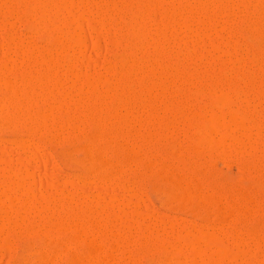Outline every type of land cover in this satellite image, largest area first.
I'll return each mask as SVG.
<instances>
[{
  "label": "rangeland",
  "instance_id": "374dc122",
  "mask_svg": "<svg viewBox=\"0 0 264 264\" xmlns=\"http://www.w3.org/2000/svg\"><path fill=\"white\" fill-rule=\"evenodd\" d=\"M1 1H2V3H1ZM4 1V2H3ZM10 1V2H9ZM13 1H17V0H0V3L3 5L5 2V5L6 6H4V8H1L0 9V14L3 12V14L5 13V11L6 12H8V13H6L4 16H1L0 15V19H2V21L0 20V61H1V63L4 65V63H5V61H7L6 63L8 64H6L5 63V65H7V68L9 67V68H11L10 67V64L11 65H13L14 66V64L17 62L18 64L16 65V72H15V70H13V68H11L12 69V73H17V75H20V76H22L23 78L25 77V74H28V73H23L22 71V69H25V68H27V70L29 69V66H28V64L30 65V70H28L29 71V74H28V76H30V74H31V70L33 69L32 67L33 66H35L34 67V69H33V71H32V78H31V76H30V81H32L33 79H36L37 78V75H39L38 73H39V71H40V66L42 67V65H43V63H44V66H43V68H42V71L44 72V70L45 71H49L48 69H50V67L53 65V64H55V67L54 66H52V70H51V72L52 71H54L53 69H55V71L57 70V67H58V71L60 72L59 73V75L58 74H56L57 76H55V77H58V76H60L61 77V75H62V77L59 79V77L58 78H55L54 77V80L55 81H57L56 83H55V81H51V80H49V84H46V85H48L49 86V88L47 87V88H44V89H40V88H38V92H39V90H41L40 92H42V90H44L48 95H49V97H48V99L47 98H45V96H42V94H40V96H38V93L37 92H33V94L32 95H35L34 93H37L36 95H37V99H39V100H36L35 99V96H33L34 97V100H33V98L31 99V98H29L28 96L26 97V98H29V100L27 101V105H29V107H31V105L33 106L32 108H30L31 109V111H30V114H29V112H27L26 110V112L25 111H23V109H27V105H25V107L26 108H23L22 106H20V103H22L21 101H22V99H21V97H20V99L18 100V99H16V101H15V103H14V100L13 101H9L8 102V109H4V112L5 111H8L9 113H11V112H13L14 110H17V109H20L21 110V112H19L18 111V113H19V115H22V114H24V112L27 114L26 116L25 115H22L24 118H22L21 119V117L18 115L17 116V111H14L13 113H15V115H13L14 117L15 116H17V117H20L18 120V123H17V120L15 121V125L13 126V125H1L0 124V166H2L1 165V163H2V161H4L5 162V160H6V163L8 162L9 164H10V168L12 169V171L11 170H9L10 168H8V171H10V173L11 172H13L14 170H13V168L16 170L17 168L19 169V170H21V169H23V170H25V168L26 169H28V167H29V169L28 170H25V173L23 174L24 175V178H25V180H26V182H27V184L28 185H30L31 186V184H32V186H31V188H33V190H34V192H36L37 191V193H36V195L38 194V193H40V192H43V193H45L44 195H50V196H52V197H57V195L60 197V196H62V197H65V196H67L68 194H72L73 193V195L77 198V195H78V197H79V195H80V197L79 198H75L76 199V201L74 202H69V205L70 206H73L72 207V209H70L71 207L68 205V202H66V201H62L63 203L65 202L66 204H63V205H61L60 204V201H58L56 204H58V207L57 208H55V206H56V204H54L53 206H54V208H55V210H54V208H52V206L50 205L49 207H51L50 208V211H48V209H49V207L46 205L47 203H43V204H45L44 206L45 207H47V208H45L44 206H42V208H40L42 211H40L39 210V214L38 213H36L38 210H37V205H35L36 206V209H34V207H32V209H30L29 207L28 208H25L24 207V209H23V211H24V213L22 212H20L19 214H21L20 216L19 215H17L16 213H12L11 212V214H9L10 215V218H11V215H12V217H13V215H14V217L17 215V216H19V217H16V218H19L20 219V217L22 216V214H24L22 217L24 218L25 217V215L27 214V218L25 217V221H24V219H20L22 222H21V227L18 225V223L20 222V220L19 219H17L18 221H16V222H18L17 223V225L18 226H14V223H15V220H14V217H13V220H11L10 218V220L9 221H11L10 223H13V225H12V227H11V224L10 225H8L7 224V222L6 221H4V220H8V219H3V221H4V223H2L3 221H2V219H0L1 220V223H2V226L3 225H5V226H8V227H6V228H3L4 230H3V233H1L0 232V237L2 238V235H3V237L5 236V234H6V236H7V234L8 233H6V232H8L9 231V235L7 236V238H9L8 239V244L5 246L4 245V247L5 248H3V249H6V250H0V264H15L16 263V261L18 260V259H20V258H22V257H27L29 260H27V264H37V262H39L38 260V256H39V258L40 257H43L44 255H46V254H43L42 256H41V253H38V251H39V249L40 250H42V252L44 251V250H48V251H50V253H51V251H53L54 250V253L53 254H55V259L53 260V263L52 262H50L51 261V259H49L48 260V258H50V257H47V258H45L46 260L44 261V257H43V259L42 258H40V260H42V261H40L39 262V264H68V258H67V248H68V246H69V242L70 241H72V239H73V236H72V234L73 233H71V231H62L61 232V230L59 231H57L56 230V227L58 228V226H60V223H61V221L59 222V220H60V218H61V220H62V222H68V219H69V224H71V223H73V224H75L73 221L75 220V222H76V220H77V222L76 223H79L80 221L79 220H84L85 221V218H86V220L88 221L87 223H88V225H91L90 224V220L93 222V224L95 223V219L93 218L94 216H95V218H97L98 219V221H100V223H102L101 225L104 227L105 225H106V221H108L107 220V218L106 219H104L105 217H107V215L105 214L107 211H110V210H107V209H105L104 207V209L106 210V211H104V209H103V213H102V210H100V213H99V211H97V209L99 210L100 208V206L102 207L103 205H99V206H97L98 204H96V205H94V203H95V201H93V199H99V197L100 198H102V199H105L106 201H108V200H111L112 199V202L114 203V204H116L117 205V203L119 204L118 206L121 208V209H123L122 211H125L124 212V214L127 212V211H129V213H131L130 212V210L131 209H135L136 207V205H139L137 208H138V210H140V212L142 213L144 210V213H142L143 214V217H144V225H145V228H143L144 226L142 225L141 227H139V225H137L136 223H137V221L136 222H134V221H132V222H134L135 224H134V226H130V228H129V230L127 231L126 229V232H124L123 234H122V232H120L122 235H118L117 234V232H115L114 230H115V227H114V223L116 222V220L114 219V221H111V220H109L110 222H113V224H111V223H109V221L107 222V224L109 225H112L111 226V228H113L111 231H114V235H117V236H119V237H117V236H114L113 235V233L111 234L110 233V229H107L106 230V228H110V225L108 226V227H100L99 225H98V228L100 229H94L95 231H94V233H92V235L90 234L88 237L89 238H92V236H93V238H94V240L95 241H97L98 243H100V242H102V243H100V244H103L104 242V244L102 245L103 247H105L104 249H108V251L110 250V251H113L112 253L115 255L114 257V259L113 258H110V259H113L114 261H112L113 263H111V261H110V263L111 264H135V263H137V264H157V261H158V259H159V257H160V255H161V252L159 251L160 249L158 248V247H160L159 245H161L162 244V241H164V243H163V245H168L170 248H171V246H170V244H175V242L174 241H176L175 240V237L174 236H177V233H179V230L181 231L180 233H182V235H185V237H186V240H187V242L188 243H190L194 248H195V250L197 251V252H200L201 251V249H202V246H203V244H204V237H205V233L207 234V231L209 230V231H211L212 232V234H214L213 232H215V238H213V239H210V240H208V243H209V245L211 246V247H209V248H212V250H214V249H219V247L221 248V247H225L226 246V244L228 243V245H229V250H230V247H231V249L232 250H234V251H240L241 253H239V257L240 258H242V260H244V261H241L242 263H240V258L238 257L237 258V260H236V258H234V260L231 258V260L229 259L228 261H231V262H228L227 261V259L225 260L226 261V263H225V261L223 262L224 264H246L247 262H249V261H251V262H253L254 264H264V246L262 247V239H256V238H252L251 240H250V238H248L247 236H249V234H247L248 233V231L247 230H249V229H252V228H255V229H259V230H261V231H264V152L263 151H261V154H260V150L259 151H257V153H255L254 152V154H256L255 156H256V158H254L255 156H254V154H251V155H249L248 154V150L250 149V147L251 146H249V143H250V141H249V143L246 141V147L244 146V145H242V147H240V145H241V143H240V145H239V143L238 142H236V144H235V142H233V143H231L230 142V140H227L226 142H228V143H225V145L224 146H226V148L227 149H223V148H225L224 146H221V147H216L215 148V150L213 149L212 151H208L207 152V154L205 153L204 155H203V157H202V155L200 156V157H189L187 154V152H188V149L187 148H189V147H187V146H189L188 144H190V142L192 141V140H189V139H191L192 137H194L195 135H198V133L197 134H195V131H194V129L192 128V127H190L191 125H189V123L190 122H188L187 121V119H186V114H183L184 116V118L183 119H181V117H182V115L180 116L179 114H181V111L184 113H186V109L188 110V109H192L191 111H193V112H201V110L202 111H207V109L209 108V106H210V104H209V101L211 100V102H213V99L211 98V97H209L208 96V94H210L211 92H209V90H211L210 88H212L213 86H215L214 84H216V82L217 81H215L217 78H218V75H219V73H222V72H226V69L224 70V71H222V70H220V67L222 66V69H223V67L224 68H230V67H237L238 68V64H239V66H244L243 65V62H244V64H245V61L247 60V64H245V68L247 67V69L248 70H250V71H246V69L245 68H243V70H240V68L242 69V66L239 68V70H240V72H239V70H235V68H233L234 70H232V68L230 69V72L232 73L231 75H236L235 77L234 76H232L231 77V79H234L233 80V82L236 84L237 83V85H238V83H239V85L238 86H235V84L232 82V84L231 85H233L234 84V86H232V88L234 87V89H235V87L237 88H239V86H240V83L242 84L244 81L243 80H245V78H246V80L245 81H248V79L250 78V77H252V76H254L253 74H255L259 79L263 76V74H264V72H262V71H264V60H262V59H264V57H263V55H264V48H262V49H260V51H259V47L258 48H256L257 47V45H255V43L254 44H252V43H249V45L250 46H248V43H246V41H248L247 40V38H245L246 37V35H247V32L244 30L245 29V27L247 28L248 27V24H251L252 23V19H254L255 18V20H257V18L259 19V20H257V21H259V23H260V25H261V27L264 25V12H262L263 14H261V12L260 11H258V13L259 14H261V15H258V13L256 12V10L252 7V9H254V10H252L251 8H248L247 6H245V7H242V6H244V5H240V8H236V7H234V8H236V9H233V10H231V12H234V11H236L237 13H238V15L240 16H236V14H234L233 13V15H235L236 16V18H234L233 17V15H232V17H233V19H231V14L232 13H230V15H229V13H228V18L226 17V19H225V17L223 16V15H221V11L219 10V8H222V7H220L221 5H219V3L217 4V2H215L214 4L215 5H213V4H211V5H209L210 7L208 8H206L205 9V11H204V9L202 8V9H200V10H202L203 12H201V13H197L198 14V16H200V18H203L204 20H205V22H206V24H204V27L202 26V23L204 22V20L202 19V21L203 22H201V19H199V21L201 22V26L199 25H196V24H199L200 22H198V23H196L198 20H197V18H199L196 14V16H194V18H195V20H197V21H195V22H192L193 21V19H191L190 21H189V19L187 20V21H189L190 23H188L187 21H186V25H188V27H187V29H186V27H183V26H186L185 24L184 25H182V24H180V23H182L183 22V20H182V22H180L179 23V16L177 15V17L175 16V19L178 21V25H177V29H178V31L179 32H181V33H177L178 34V37H176L175 36V32H174V29H172L171 30V28L169 29V25H171L170 24V21H175V19L174 20H172V18H171V20L170 21H168L169 22V25H168V23H167V25H163L162 24V22H161V20H159L161 17H162V15H163V8L165 7V5H166V3H163V2H165V1H157V0H145V1H148L147 3H148V5H146V4H144V2H143V4L141 3V2H138V4H142L143 6L142 7H140V5H139V7L137 6L138 4H136V2L134 1V0H126V1H122V0H120V2L122 1V4L125 2H128V7L127 6H125L124 4V6H125V8H123L124 6L121 4V6H123L122 7V10L123 11H121V10H119L118 9V7L119 8H121L120 7V2L118 3L116 0H113V1H111V2H109L108 0H96V2L99 4L101 1H102V4L100 3V5L98 6V4H93V3H91V1L92 0H75V1H77V2H75V3H73L75 6H73V8H75L76 9V6H77V4H78V7H77V10H75V9H73L74 11H77V12H79V9H80V11H81V9H82V11H81V14L83 13L84 14V18H86L84 21V23L82 24V25H80L81 23H82V21L79 23V22H77L78 20H76V21H74V22H72L74 19H72V21H71V23H70V25L68 24V22H70V21H68L67 23H65L64 22V18H65V16L67 17V14H64L63 15V13H60L59 15H55V17H53L52 19H50L48 22H45V24H44V26H43V24H40L39 26H38V24L40 23H38V22H36L35 24H31L30 23V25L26 22V19L25 18H22V17H27V19H28V17H30L29 15H32V14H34L33 13V7L32 8H29V6L28 5H26L25 6V8L23 7V6H21L20 4H16L15 2H13ZM19 2H20V0H18ZM17 1V3H19ZM95 1V0H94ZM100 1V2H99ZM109 2V5H108V2ZM116 1V2H115ZM129 1H131V3L132 2H135L134 4L132 3V5H131V3H130V5L131 6H129ZM140 1V0H139ZM149 1H151V2H149ZM157 1V2H156ZM166 1H168V0H166ZM175 1V3H176V5H180V4H178L177 2H176V0H174ZM184 1V2H183ZM186 1V2H185ZM188 1H193V0H182L181 1V3H182V6H183V4L184 3H190V2H188ZM12 2V3H11ZM93 2V1H92ZM105 2V3H104ZM117 3V5H118V7H117V9H118V11H116V12H118V14L115 12L114 14H112L113 12H114V10H111V9H109L108 8V10H106V8L107 7H110L111 6V8H112V6H113V4L114 3ZM153 2L155 3H157L159 6H156L155 5V7H154V5H153ZM173 2V1H172ZM77 3V4H76ZM81 3H82V5L84 6V5H88V3H90L88 6H90V10H92V11H94V10H96V12L94 11L93 13H94V15L90 12V10L88 9V8H86V7H88V6H84L85 8H83L82 7V5H81ZM107 3V7L105 6V4ZM162 5V4H165L164 5V7L163 8H158V7H160V4ZM169 3H171V0H169V2L167 3V5H169ZM192 3H194V1L192 2ZM7 4L8 5H10V4H12L11 5V7H13V10L11 9V8H8L7 9ZM72 4V5H73ZM93 4V5H92ZM127 4V3H126ZM216 4H217V6H216ZM262 4H263V7H264V0H262ZM14 5V6H13ZM17 5H20V6H17ZM81 5V6H80ZM92 5V6H91ZM94 5H95V7H94ZM103 5L106 7V8H104L103 7ZM147 6V8L146 7H144V6ZM150 5H152L151 7L154 9V11L155 12H159V13H161V15L160 14H158V12L157 13H155L154 14V12H152L153 10H152V8H150ZM186 5V4H185ZM3 6H0V7H3ZM79 6L81 7V8H79ZM115 6V5H114ZM214 6H216V7H214ZM19 7H21V8H19ZM27 7V8H26ZM31 7V6H30ZM92 7L94 8V9H92ZM116 7V6H115ZM136 7V8H135ZM179 7V6H178ZM237 7H239V6H237ZM247 7V8H246ZM15 8V9H14ZM19 8V9H18ZM79 8V9H78ZM102 8H104L105 10V12L102 10ZM127 8V10H125ZM131 8V9H130ZM140 9L142 12H143V10H144V12L143 13H147V9H148V15L145 13V17H147L148 16V18L146 19V18H144V20H145V23L144 22H142V21H144V20H142L141 21V24H142V29L145 31V34H144V32H142L144 35H146V34H149L148 36L151 38V37H153L154 39L156 38L157 40L160 38L158 35H160V33L161 32H163V30H166V32L167 33H169L170 34V32L169 31H172L173 33H171L172 35H169V37H167V39H165V37H162V39H161V44H159L157 47L155 46V45H153L154 47L152 48V43L155 41L154 39H152V40H154V41H152V43L150 42L149 44H150V48L148 47V49H150V51L149 52H146V54L147 55H144V56H147L146 58H147V60L144 58V60H142V62L140 61V63H139V70H141V71H139L141 74H142V72L143 71H145V72H143L144 74H145V76L146 75H148V76H144V75H142L143 77H145L144 79L143 78H141L142 76H141V74L139 73V72H136V70L138 69L137 67L136 68H134V69H136L134 72H133V70L132 71H130L131 69H127V70H129V71H125L126 72V74H125V72L122 70V69H124L125 67H123V64H122V62H121V64H120V59H119V57H120V55L119 54H121L122 55V53H126L127 51H128V53H129V51H131L132 50V48H134V50L132 51V52H134V51H137L140 47H137L136 46V50H135V46H134V44H135V40L134 39H136V44H137V41H138V46H140V43H139V40L140 39H137V38H140V37H138V36H141L142 35V33L140 32V31H142V30H140L138 33L140 34L141 33V35H139L138 33H137V35H134V32H135V34H136V31H138L137 29H135L136 27H134V29L135 30H133L134 32H131V31H129V30H127L126 28L128 27V29H133V26L132 27H130L129 28V26H130V23L128 24V22H129V18H130V15H131V10L133 11H138V9ZM141 8H143V10L141 9ZM158 8V9H157ZM180 8H181V6H180ZM30 9H31V11H30ZM87 9L89 10V13H88V15L90 14V21H87V17H85V16H87L86 15V13L85 12H88L87 11ZM97 9H99L98 11H97ZM115 9V8H114ZM116 9V10H117ZM136 9V10H135ZM150 9V10H149ZM156 9H157V11H156ZM210 11H209V10ZM219 11H218V10ZM239 9V10H238ZM242 9V10H241ZM264 9V8H263ZM10 10H12L11 12H10ZM17 10H19V11H17ZM24 10H27V12L26 11H24ZM72 10V11H73ZM86 10V11H85ZM102 10V11H101ZM130 10V11H129ZM152 10V11H151ZM160 10V11H159ZM162 10V11H161ZM251 10V12H249ZM17 11V12H16ZM21 11V12H20ZM25 13H24V12ZM73 11V12H74ZM111 11V12H110ZM125 11H127L128 13L126 14V12ZM212 11H216L215 13H213ZM248 11V12H247ZM253 11V12H252ZM14 12V13H13ZM28 12H29V14H28ZM30 12H32V13H30ZM72 12V13H73ZM77 12H74L75 14H77ZM100 12H104L105 13V16H104V13H101L100 14ZM110 14H109V13ZM124 12V13H123ZM141 12V13H142ZM149 12H151L150 14H149ZM207 12L209 13V15L207 14ZM217 12L219 13L220 12V15L219 16H221V17H219V16H217V17H219V18H221V21L224 19V20H227L228 22V24L227 25H225V24H223V23H225V22H223V23H221V21L220 22H216L215 24V28H218L217 29V31H216V29H214V31L213 30H211L210 29V27L212 26V28H214L213 27V25H209V24H212V21H210L209 22V19L211 18V20H213L212 19V15H213V17H216L215 16V14H217ZM256 12V13H255ZM9 13H11L10 15H9ZM73 13V14H74ZM211 13V14H210ZM213 13V14H212ZM222 13H224L223 11H222ZM226 13V12H225ZM252 13V14H251ZM254 13H255V15H254ZM2 14V15H3ZM62 14V15H61ZM78 14H80V13H78ZM80 14V15H81ZM93 16H92V15ZM122 15V17H121V15ZM126 14V15H125ZM156 14H157V16H156ZM206 14V15H205ZM14 15V16H13ZM21 15V16H20ZM28 15V16H27ZM80 15H78V16H80ZM99 15V16H98ZM108 15H110V16H108ZM115 16V19L113 18L114 16ZM123 15H125V20H123V18H124V16ZM160 15V16H159ZM218 15V14H217ZM253 16V18L251 17V16ZM256 15H257V17H256ZM19 16V17H18ZM62 16H64V17H62ZM76 17H77V15H75ZM75 16L74 15H72V17H67V19H69L70 18V20H71V18H75ZM128 16H129V18H128ZM225 16H226V14H225ZM18 17V18H17ZM32 17H34V16H31L30 18H32ZM82 18H83V16H81ZM93 17V18H92ZM102 17H104V18H102ZM173 17H174V15H173ZM197 17V18H196ZM224 17V18H223ZM29 18V19H30ZM80 17H78L77 19H79ZM81 18V19H82ZM126 18H128V19H126ZM150 18V19H149ZM158 18V19H157ZM163 18V17H162ZM23 19V20H22ZM81 19H79V21L81 20ZM92 19V20H91ZM99 19V20H98ZM120 19H122V20H120ZM207 19H208V22L209 23H207ZM230 19V20H229ZM244 19V20H243ZM248 19H251V22L250 21H248ZM262 19H263V22H262ZM13 20H15V21H13ZM115 20H117V23L115 22ZM120 20V24L121 25H119L118 23V21ZM127 20V22H125ZM233 20V21H232ZM243 20V21H242ZM255 20H254V22L253 23H255ZM261 20V21H260ZM23 21V22H22ZM61 21H62V23H61ZM87 21V22H86ZM177 21L175 22V23H177ZM9 22H11V23H9ZM24 22H26V23H24ZM76 22V24L74 25V23ZM152 22V23H151ZM155 22V23H154ZM165 21H163V23H164ZM172 22V23H173ZM185 22V21H184ZM191 22H192V24H191ZM250 22V23H249ZM5 23H6V25H5ZM12 23H13V25H12ZM16 23V24H15ZM38 23V24H37ZM72 23H73V25H72ZM80 25V27L82 26V28H80L79 27V25ZM87 25H86V24ZM90 23H92V24H90ZM122 23L123 24H125V25H122ZM166 23V22H165ZM173 24L172 25V27L173 28H175L174 26H176V24ZM193 23H196V24H193ZM252 23V24H253ZM259 23H258V25H259ZM263 23V24H262ZM19 24V25H18ZM57 24V25H56ZM118 24V26H124V27H122V29H120L119 27V29L120 30H118L117 29V26L115 27V25H117ZM126 24H128V25H126ZM179 24L180 25H182V27L180 26V29H182L183 31H181L180 29H179ZM213 24H214V22H213ZM217 24H221V25H223V28L224 29H221L222 28V26L220 27H216V26H218ZM232 25V26H230V25ZM251 24V25H252ZM257 24V22L254 24V25H256ZM42 25V26H41ZM54 25V26H53ZM72 25V26H71ZM90 25V26H89ZM161 25V26H160ZM191 25H193L192 26V30H190V31H193V29L195 28L196 29V27H197V31H199L200 30V32L199 33H197V34H194L192 37V39H190L191 38V36L189 35V33L190 34H192L191 32H188V34H187V32H186V34H184L183 35V33H185L184 31V28L186 29V31H188L190 28H191ZM205 25H208V26H210L209 27V31H206V30H208L207 28H208V26L207 27H205ZM226 27H225V26ZM259 25V26H260ZM13 26V27H12ZM40 26H41V28H40ZM46 26V31H45V29H43V27H45ZM47 26L48 27H50V28H47ZM51 26H53V30H54V27L55 26H57V28L55 27V31L53 32V30H51L52 28H51ZM61 26H63L62 27V29H61ZM125 26H127L126 28H125ZM140 26V25H139ZM143 26H145L144 28H143ZM167 26V27H166ZM228 26H230V29H233V30H231L232 32H230V29H229V27ZM236 26L239 28V29H241V28H243V29H241V30H238V29H234V28H236ZM242 26V27H241ZM245 26V27H244ZM250 26V25H249ZM36 27V28H35ZM65 27H67V29L65 28ZM74 27H77V28H74ZM79 27V28H78ZM109 27V28H108ZM162 27V28H161ZM167 29H166V28ZM201 27V28H200ZM232 27V28H231ZM260 27V28H261ZM63 28H65L64 30H63ZM68 28H69V30H71L70 32L71 33H74V32H72V31H76L77 33H79V30L80 29H82V31H84V32H82V31H80V33L79 34H86L87 33V36L85 35V38L87 37L88 38V40H87V38L85 39V42H86V44H84V45H87V46H82L83 48H81V49H83V51L85 52V54L83 53L82 55H80L81 53H80V49L79 50H77V48L78 47H76V49L73 47L72 48V45H70V46H67L66 44H73V43H71V41H68V37H67V39H65L66 37H65V34H67L66 32H68L69 30H68ZM71 28V29H70ZM84 28V29H83ZM115 29V31H113L114 29ZM189 28V29H188ZM200 28V29H199ZM206 30H205V29ZM250 28V27H249ZM248 28V29H249ZM263 28H264V26H263ZM14 29V30H13ZM48 29H49V31H51L52 33H53V37H54V39H55V37H58L57 35H59V37L61 38V40L60 39H58V38H56L55 40H54V42L52 41V43H50L51 41L50 40H53V37H50V38H52V39H50L49 38V36H50V34H49V36L47 35V32L48 33H51V32H49L48 31ZM60 29V31H58V32H56L57 30H59ZM74 29V30H73ZM76 29V30H75ZM102 29V30H101ZM110 29V30H109ZM123 29H124V32H126V33H124L123 32ZM160 29H162V30H160ZM194 29V30H195ZM227 29H229V30H227ZM248 29H246V30H248ZM9 30V31H8ZM11 30H12V32H11ZM67 30V31H66ZM95 30V31H94ZM101 30V31H100ZM105 30V31H104ZM112 30V32L114 33V34H112V32H111V34L109 33L110 31ZM128 32H127V31ZM158 30V31H157ZM176 30V29H175ZM196 30H195V32H196ZM204 30V31H203ZM261 30H262V28H261ZM18 31V32H17ZM36 31H38V32H36ZM64 33V34H62V32ZM66 31V32H65ZM103 31V32H102ZM106 31H109L107 34H106ZM121 31V32H120ZM158 32V34H156L157 32ZM202 31V32H201ZM212 31H213V33H212ZM228 31V32H227ZM233 31L235 32V34H237V36L235 35V34H233L232 35V33H233ZM236 31H238V32H236ZM239 31L242 33H239ZM243 31H245V32H243ZM264 29L262 30V33L264 34ZM57 34H56V33ZM75 32V33H76ZM86 32V33H85ZM98 32V33H97ZM102 34H101V33ZM119 32V33H118ZM130 32H131V34L133 35H131L130 34ZM156 32V33H155ZM160 32V33H159ZM177 32V31H176ZM194 32V31H193ZM194 32V33H195ZM204 32H206V33H204ZM209 34H208V33ZM222 32V33H221ZM261 32V31H260ZM74 33V34H75ZM77 33H76V35H77ZM164 33V32H163ZM166 33V34H167ZM202 33H204V34H202ZM217 33H218V35H217ZM227 33V34H226ZM244 33H245V35H244ZM44 34V35H43ZM91 34H93V35H91ZM110 34V35H109ZM127 34V35H126ZM151 34L152 35H154V36H151ZM165 33L163 34V36H165L166 35ZM176 34V35H177ZM206 34H207V37H206ZM223 34H224V37H223ZM230 34V35H229ZM13 35V36H12ZM62 35H64V37L62 36ZM89 35V36H88ZM108 35V36H107ZM162 35V34H161ZM168 35H166V36H168ZM182 35V36H181ZM221 35V36H220ZM239 35V36H238ZM244 35V36H243ZM8 36H10V37H8ZM98 36H100V37H98ZM130 36H132V37H130ZM184 36H189L188 38L191 40H188V38H185ZM209 36L211 37V39H210V42L211 43H213L212 42V40L214 41H217V42H215V43H213L214 45L217 43H219V46H217V45H215L214 46V48H216V46H217V48L219 49V48H221V50L219 51V52H216L215 51V54L213 53V55H212V52L210 53V48L211 47H213V45H210V42H208L209 41ZM234 38V39H237V37H238V39H239V41L240 40H245V44H242V42H244V40L243 41H240V43H241V46L242 47H244V48H242V50H241V47L240 48H238V47H236V46H239L240 45V43L238 44V43H236L235 44V42L236 41H238V40H234L232 37ZM243 36V37H242ZM46 37H48V40L47 39H45ZM136 37V38H135ZM159 37V38H158ZM231 39H233L234 40V42H233V40H231ZM240 37V38H239ZM242 37V38H241ZM14 38V39H13ZM142 38H144L143 36H141V39ZM175 38V39H174ZM183 38H184V41H190L189 42V48H187V46L185 47V45L186 44H188V43H184V41H183ZM196 38V39H195ZM202 38V39H201ZM226 38V39H225ZM228 38V39H227ZM71 39V38H70ZM69 39V40H70ZM199 39V41H197ZM204 39H206V40H204ZM218 39V40H217ZM9 40H10V43H8L9 42ZM12 40L14 41V43L16 42V40H17V42L19 43L20 41L22 42V45L23 44H25L26 45V43L28 42L27 40H29L31 43H30V45L33 43L34 45L33 46H35V45H37V48H39L38 50H36L35 49V52L36 51H39V53L41 54V52L42 53H44L45 52V58L44 59H47L46 58V53L48 52V51H50V50H52V48L53 49H55V50H59L60 51V49H61V46L63 47V48H66V50L68 51V49L67 48H72V49H69L71 52H69V53H66L67 54V56H68V54H70V53H72V55H74L73 53H75L76 51H78V54L76 53L75 55H79V58H80V60L82 61V65H80V64H78V65H80V67L79 68H81L82 67V69L80 70V69H78V70H80V72L82 73V74H80L79 73V71H77L78 72V75L77 76H80V77H76V75L75 76H73V77H71L72 75H74V73H71V74H69L68 75V77H66L65 78V76L64 75H66L67 76V74H68V72L67 71H69V70H71V68L72 67H70L71 65L73 66V62L71 63V64H67V63H65V61H66V58H65V60H64V62H63V59H64V57H63V59L62 60H58L59 58H57V62L58 61H60V62H62V64L59 66L58 64H57V62L56 61H54L53 63H49L48 62V60L46 61V62H48L47 63V65H49V64H51V65H49V68H48V66H46V64H45V62H42V61H44V59L42 58V57H44V56H42L41 57V55H39V54H37L38 52H34L32 55H31V58L35 55L37 58H39V59H37V60H39L38 61V63L40 62V64H38L37 63V61H36V57L34 56L33 58H32V60L30 59V54H29V51H28V53H26V52H24L23 51V53H22V51H21V48H20V50H18L19 48L17 47V46H20L21 45V43H19V44H17V46L12 42ZM44 40V41H43ZM58 40H60V43L62 44H59V41ZM63 40V41H62ZM65 40H67V41H65ZM129 40V41H128ZM134 40V41H133ZM151 40V39H150ZM165 40H166V42H165ZM170 42H169V41ZM194 40V41H193ZM225 40H227V41H225ZM229 40H230V42L232 41V45L233 46H235L237 49V51L235 52V51H233L232 50V52H233V54H231V53H229V49H231V44H230V42H229ZM34 41V42H33ZM56 41H58V42H56ZM130 41H133V42H131V44H130ZM179 41V42H178ZM183 41V42H182ZM206 41V42H205ZM238 41V42H239ZM24 42V43H23ZM64 42V43H63ZM163 42H165L164 44H163ZM38 43V44H37ZM57 44V45H60V47H58V48H54L55 46L53 45V44ZM183 43H184V45H183ZM193 43V44H192ZM200 43V44H199ZM202 43V44H201ZM207 43H209V46H208V44ZM235 45H234V44ZM8 44V45H7ZM10 44V45H9ZM11 44L13 45H15L17 48L16 49H14V45L13 46H11ZM28 44H29V42H28ZM27 44V45H28ZM126 44V45H125ZM130 44V45H129ZM135 44V45H136ZM153 44H155V43H153ZM168 44V45H167ZM177 45V46H175V45ZM206 44H207V47H206ZM229 44V45H228ZM247 44V45H246ZM263 44H264V42H263ZM263 44H261L262 46H263ZM43 47H42V46ZM47 45V46H46ZM50 45V50L48 49V51L46 52V49L47 48H45V46L46 47H48ZM52 45V46H51ZM121 45V46H120ZM129 45V46H128ZM132 45L134 46V47H132ZM161 45V46H160ZM174 45V46H173ZM179 45L181 46L180 47V50L178 51V52H175L174 50H175V48H176V51L178 50V48L177 47H179ZM183 45V46H182ZM194 45V46H193ZM201 45V46H200ZM244 45V46H243ZM252 45V46H251ZM260 45V46H261ZM95 46V47H94ZM131 46V47H130ZM199 46V47H198ZM232 46V47H233ZM247 48H250L251 47V49L252 50H248L247 49V51H248V54L246 53L245 54V51H246V47ZM261 46V47H262ZM9 47V48H8ZM12 47V48H11ZM131 48V49H129V48ZM192 47H194V48H192ZM205 49V52H203V55L206 53V48H208V50L209 51H207L209 54H205L204 55V57H201V54H200V50H202L203 48ZM230 47V48H229ZM252 47H254V48H252ZM260 47V48H261ZM41 48H43V49H41ZM45 48V49H44ZM49 48V47H48ZM157 48V52L155 51V49ZM170 48V49H169ZM216 48V49H217ZM229 48V49H228ZM255 48L257 49L256 51H259V52H255ZM9 49H10V51H9ZM75 49V50H74ZM141 49H143L144 50V48H141ZM141 49H139V50H141ZM161 49V50H160ZM166 49V50H165ZM222 49L226 52V51H228V53L230 54H228L227 55V53L226 54H224L223 52H222ZM226 49H228V50H226ZM235 49V48H234ZM245 49V50H244ZM13 50V51H12ZM14 50H15V53H13L14 52ZM17 50H18V53H20L19 55H17L18 56V58H17V56H15V54H17ZM23 50V49H22ZM43 50V51H42ZM54 50V51H55ZM64 51V52H67V51ZM139 50H138V52H139ZM187 50L189 51L190 50V52L192 51V52H194L193 54H192V56L190 57V58H188V53L189 52H187ZM214 49L212 48V51H213ZM5 51V52H4ZM41 51V52H40ZM62 51V49H61V55H65V53ZM75 51V52H74ZM146 51H148V50H146ZM202 51H204V50H202ZM250 51H254V52H251L250 53V55H249V52ZM263 51V52H262ZM62 52L64 53V54H62ZM114 52V56L112 55V53ZM116 52H118L117 54H116ZM131 52V53H132ZM141 52H142V54H143V51H140L139 52V55H141L142 56V54H141ZM163 52V53H162ZM165 52H167V54H165ZM174 52V53H173ZM180 52V53H179ZM191 52V53H192ZM260 52H262V53H260ZM5 53H7V55L6 56H8V57H6L5 56ZM9 53V54H8ZM28 54L27 56L28 57H24V56H26V54ZM128 53H126V55H128ZM159 53H162V54H159ZM176 53H178L179 55H181V56H179L178 58H177V54ZM202 53V52H201ZM256 54V57H258L257 59L258 60H260L261 62H263L262 64H261V62L259 61H257V59H254V62H258V63H260V64H258L259 66L257 67L256 65H254V64H252V63H254V62H252V63H250V64H252L253 66H251L250 67V69H249V67H248V65L250 66V64L248 63L249 61L248 60H250V58H252L251 60L253 61V57H254V55ZM22 54V55H21ZM37 54V55H36ZM130 54V53H129ZM183 54H185L184 55V58H186L185 56L187 55V58L185 59V62L183 63V64H185V65H187V64H189V65H187L188 67H187V69L190 67V70L192 69V71H190L191 72V74L190 73H185V76H184V74H183V76H184V78H182V77H180V78H176L175 76H177V73L175 72L176 70L175 69H171V70H173V71H171V75H170V71L169 70H167V71H165V72H169V73H166V74H168L167 76H168V80L169 79H173V77H174V79L175 80H173L172 81V79L170 80V83L166 80V78H165V80H164V73L162 74V76H161V74L160 75H158L159 73H158V71L156 72V71H154V72H156L155 74H153V75H151V76H149L150 74H149V71H151L149 68H150V66H153V63L155 64V65H157L158 63H163V64H165L166 65V63L165 62H168V63H170V61L171 60H173V64L172 65H174V64H177V63H179V60L180 61H182V60H184V58H182V55ZM195 54V55H194ZM219 54V55H218ZM222 54H224V55H222ZM236 54H237V56H236ZM254 54V55H253ZM11 55V56H10ZM21 55V56H20ZM72 55H69V56H71L72 57ZM74 55V56H75ZM86 55V56H85ZM116 55H118L119 57H117V58H115V56ZM125 55V54H124ZM124 55H122V56H124ZM149 55H150V57H149ZM155 55H156V57H155ZM175 55V56H174ZM177 55V56H176ZM206 55H208L207 57H206ZM213 56V58H212V56ZM217 55H218V58H216L217 57ZM225 55H226V57H225ZM262 55V56H261ZM73 56V57H74ZM76 56V57H77ZM158 56H159V58H158ZM166 56V57H165ZM170 56H171V58H170ZM220 56H221V58H220ZM224 56V57H223ZM10 57V58H9ZM21 57V58H20ZM62 57V56H61ZM60 57V58H61ZM86 57V58H85ZM161 57H163V58H161ZM174 57V58H173ZM201 59H200V58ZM206 57V58H205ZM222 57H223V59H222ZM246 57H250V58H247L246 59ZM255 57V58H256ZM263 57V58H262ZM22 58H24L25 59V61L24 60H22ZM28 58V59H27ZM40 58H42L43 60H41ZM158 58V59H157ZM167 58H169V61L167 60ZM180 58V59H179ZM195 58V59H194ZM203 58V59H202ZM225 58V59H224ZM230 58H232V59H230ZM2 59V60H1ZM9 59V60H8ZM21 59V60H20ZM72 59H74V60H76L77 59V61L78 62H80V60L78 59V58H72ZM108 59V60H107ZM117 60V62H119L118 64H120L122 67V69L119 67L120 65H114L115 63H116V60ZM119 59V60H118ZM124 59H125V57L124 58H122L121 59V61H123L124 62ZM155 59V60H154ZM171 59V60H170ZM190 59H191V61H190ZM14 60V61H13ZM28 60H30V62H32V63H35V64H32V63H30ZM36 62H35V61ZM91 60V61H90ZM174 60H176V61H174ZM186 60H188V61H190V62H187ZM197 60V61H196ZM206 60V61H205ZM229 60V61H228ZM236 60V61H235ZM256 60V61H255ZM3 61V62H2ZM13 61V62H12ZM16 61V62H15ZM68 61V60H67ZM66 61V62H67ZM85 63H84V62ZM150 61V62H149ZM151 61H152V65H151ZM155 61H157L158 63H156ZM211 61V62H210ZM222 61H224V66L221 64V62ZM20 62V63H19ZM22 62H23V64H22ZM69 62V61H68ZM88 62H89V64H88ZM144 62V63H143ZM183 62V61H182ZM182 62H180L179 64H177L178 66L177 67H179V65H181L182 66ZM201 62V63H200ZM251 62V61H250ZM257 62H256V64H257ZM13 63V64H12ZM25 63V64H24ZM63 63H65V64H63ZM88 65H87V64ZM146 63H148V64H146ZM187 63V64H186ZM211 63V64H210ZM214 63H216L217 65H214ZM220 63V64H219ZM228 64V66H227V64ZM231 63V64H230ZM238 63V64H237ZM1 64V65H2ZM21 64V65H20ZM42 64V65H41ZM68 65V67L66 68V70H65V67ZM141 64H143L142 66H141ZM162 64V65H163ZM170 64V65H171ZM194 65V66H192V65ZM230 64V65H229ZM40 65V66H39ZM57 65V66H56ZM161 64H160V66H162ZM191 65V66H190ZM221 65V66H220ZM237 65V66H236ZM263 67H262V66ZM39 66V67H38ZM62 66H64L63 68H62ZM158 66V65H157ZM226 66V67H225ZM1 67V66H0ZM5 67L6 66H3V70L5 71ZM24 67V68H23ZM37 67V70H39V71H36V72H34ZM61 67V68H60ZM70 67V68H69ZM117 68V70H116V68ZM140 67H142V69L140 68ZM174 67H176V65L174 66ZM254 67H256V68H254ZM262 67V68H261ZM9 68H8V70H9ZM15 68V67H14ZM89 68V69H88ZM153 68H154V66H153ZM216 68V69H215ZM259 68H261V69H259ZM10 69V70H11ZM44 69V70H43ZM60 69V70H59ZM62 69V70H61ZM120 69V70H119ZM133 69V68H132ZM143 69H145V70H143ZM146 69H148V70H146ZM193 69H194V71H195V73H196V75L194 74V72H193ZM196 69V70H195ZM204 69V70H203ZM244 69H245V72H244ZM255 69V70H254ZM8 70L7 71H5V72H7V73H5V75H8V77H10L11 78V80H13V82H19V81H22V79L21 78H19V77H17V75H16V77H15V74H13L12 75V73L10 72V73H8ZM19 70H20V72H22L21 74H20V72H19ZM84 70H86V71H84ZM115 70H116V72H115ZM119 70V71H118ZM154 70H155V68H154ZM229 70V69H228ZM227 70V71H228ZM251 70H252V72H251ZM1 72L0 73H2V70H0ZM54 71V72H55ZM58 71H57V73H58ZM62 71V72H61ZM138 71V70H137ZM216 71V72H215ZM221 71V72H220ZM237 72L238 74H234V72ZM25 72H27L26 71V69H25ZM54 72H52V73H54ZM64 72H66V73H64ZM71 72V71H70ZM69 72V73H70ZM77 72L75 73V74H77ZM86 72V73H85ZM113 72H114V74H113ZM118 72V73H117ZM120 72H122V76H121V78L123 77L124 79H128V80H132L130 77H134L133 78V80L132 81H134V80H136L135 82V84H136V86H134L135 88H134V92H129L127 95L128 96H126V99H127V101L128 102H125V103H127L128 105H126L125 104V106H128V107H131V108H123L124 107V103L121 101V103H122V112L121 113H124V111H126V109H127V111H129V112H131V110L133 111L132 113H134V115L136 116V114L137 113H139V115H137L136 117H137V119H139V118H141V122H139V120H137L136 118H135V116L133 117V114H132V117H131V114L128 112V115L131 117L130 118V122H128V124L129 123H131V124H129V125H131L132 127H130L129 128V125L127 124L126 125V123L124 122V124H121V126H120V124H118V126H116L117 125V123L114 125V124H111V123H109V122H107L108 124H111L112 126L114 125L115 126V128L114 127H112V129H111V127H109V125H108V127H107V125L105 124V126L104 127H102L103 125L102 124H104V122H103V116H106L104 113L106 112V111H104L105 109L108 111V110H110L109 108V106L110 105H112V103H110L109 101H110V99H112L113 97H111V95L109 96L108 95V98L106 97V99L104 100V98H105V96L106 95H104V94H106L105 92H107V91H104L103 93V96H102V98H101V100H100V98H96L94 95H95V92H93V89L92 88H95L97 85V89L99 88V89H105V86H106V84L108 85V83H110L111 85L114 83V82H112V81H109L108 82V80H113V81H115V83L116 82H118V81H116L115 80V77L117 76V78H118V76L121 74ZM127 72H129V73H127ZM132 74H131V73ZM175 72V76H172L173 75V73ZM185 72H187V70L185 71ZM193 72V73H192ZM209 74H208V73ZM230 72H226V73H228V76H229V78H230ZM242 72H243V74H242ZM19 73V74H18ZM64 73V74H63ZM136 73V74H135ZM208 75H207V74ZM240 73V74H239ZM250 73H253V74H251V75H249L248 76V74H250ZM11 74V75H10ZM23 74H24V76H23ZM36 74V75H35ZM41 74V73H40ZM55 74V73H54ZM86 74V75H85ZM119 74V75H118ZM127 74H128V78H127ZM130 74V75H129ZM138 74V75H137ZM151 74H152V72H151ZM165 74V75H166ZM186 74H187V78H186ZM189 74V75H188ZM199 74V75H198ZM215 74V75H214ZM216 74H218V75H216ZM223 74V73H222ZM245 74V75H244ZM5 75H2L1 74V77H0V80H1V78H2V76H3V78H2V81H4L3 79H4V77L5 78H8L7 76H5ZM10 75V76H9ZM88 75V78H90L88 81H87V76ZM126 75V76H125ZM133 75V76H132ZM135 75H137V76H139L138 78H136L135 77ZM155 75H157V76H161L162 77V79L161 80H164L165 81V84H166V86H167V84H168V89L165 87V85H164V87H162V88H166L167 90H165V96H161L162 95V92L160 91V93H161V95H158L159 97V100L161 99L160 97H162V99L160 100V102L157 100V102L158 103H154V104H152V102L151 103H149L150 104V106H152L153 105V107H156L154 110H156V112H154V110H153V107H151L152 109L151 110H149L150 108V106L148 105V106H146L147 104L145 103L146 101H145V98L143 99L142 97L144 96V91L146 90V89H148V86L151 84V81L150 80H153V78H154V82H155V80L157 81H160L159 79L161 78H159V79H157V76H156V78L154 77ZM190 75H193V76H190ZM225 75V74H224ZM35 78H34V77ZM40 76V78L41 79H43L42 81H44V78L42 77V75H39ZM39 76H38V78H39ZM54 76V75H53ZM70 76V77H69ZM114 78H113V77ZM126 78H125V77ZM170 76H171V78H170ZM195 76V77H194ZM220 76V75H219ZM222 76V75H221ZM220 76V77H221ZM238 76V77H237ZM249 78H248V77ZM259 76H261V77H259ZM16 79H15V78ZM26 77H27V75H26ZM83 77L84 78H86V79H83ZM100 79H99V78ZM113 79H112V78ZM147 77H149V79L147 78ZM166 77V76H165ZM178 77V76H177ZM193 77V78H192ZM199 77V78H198ZM206 77V78H205ZM215 77H217V78H215ZM224 76H222L221 78H223ZM27 78H29V77H27ZM37 78V79H38ZM64 78V79H63ZM76 78H78V79H76ZM116 78V79H117ZM120 78V77H119ZM118 78V79H119ZM226 78H228L227 77V75H226ZM242 78V79H241ZM256 78V77H255ZM257 78V79H258ZM18 79V80H17ZM32 79V80H31ZM41 79H38L37 81H40ZM93 79V80H92ZM117 79V80H118ZM142 80L141 82L140 81H138V80ZM147 80L148 82H149V84H148V82L147 81H143V80ZM177 79V80H176ZM179 79H181V80H183V82H181V81H179ZM188 79V80H187ZM236 79V80H235ZM251 79H253V77L251 78ZM258 79V80H259ZM263 79H264V76H263ZM6 80V79H5ZM8 80H9V78H8ZM52 80H53V78H52ZM58 80H59V82H58ZM81 80V81H80ZM86 80V82H87V84L86 83H84V81ZM90 80H92V81H90ZM104 80V81H103ZM120 80V79H119ZM185 80V81H184ZM191 80V81H190ZM192 80H193V82H192ZM215 82H214V81ZM219 81H220V79H218ZM230 80V79H229ZM34 81V80H33ZM47 81V80H46ZM106 81V82H105ZM132 81H130V83L132 82ZM218 81V82H219ZM232 81V80H231ZM237 81V82H236ZM250 81V80H249ZM41 82V81H40ZM52 84H51V83ZM64 82V83H63ZM91 83V84H93V87L90 85V84H88V83ZM112 82V83H111ZM144 82V83H143ZM162 82V81H161ZM167 82V83H166ZM180 82V83H179ZM196 82V83H195ZM214 82V83H213ZM217 82V83H218ZM226 82V81H225ZM227 82H229V81H227ZM34 83H35V81L34 82H30V85L31 84H33L34 85ZM37 83V82H36ZM81 83H82V85H81ZM96 83H97V85H96ZM114 83V84H115ZM133 83V84H132ZM131 83V85H134V82H132ZM140 83H141V85H140ZM143 83V84H142ZM152 83H153V81H152ZM160 83V82H159ZM176 83V85H177V87H175L174 86V84ZM200 83V84H199ZM220 83V82H219ZM218 83V84H219ZM246 84L248 83V82H245ZM244 83V84H245ZM18 84H22V83H18ZM38 84V83H37ZM39 84H41V83H39ZM38 84V85H39ZM51 84V85H50ZM84 84V85H83ZM101 84H102V87L103 88H100L101 87ZM113 84V85H114ZM163 84V83H162ZM196 84V85H195ZM242 85V89H243V87L245 88V90L246 89H248V91L249 90H251V88H252V86L250 85V83H248L249 84V86L251 87V88H247V87H249L248 85ZM33 85H32V87H33ZM38 85H35V86H37V87H39ZM86 85V86H85ZM88 85H90L91 87H88ZM112 85V86H113ZM117 85V84H116ZM130 85V84H129ZM172 85V86H171ZM186 85V86H185ZM191 85V86H190ZM192 85H193V87H192ZM220 85V84H219ZM218 85V86H219ZM231 85H229V87L231 86ZM29 86V85H28ZM28 86H26L27 88H29ZM42 86H43V83H42ZM52 86H54V87H52ZM71 86V87H70ZM83 86V87H82ZM95 86V87H94ZM115 86V85H114ZM162 86V85H161ZM180 86H182V87H180ZM216 86H217V84H216ZM228 86V84L226 85V87ZM263 86H264V84L262 85V88H263ZM40 87H41V85H40ZM44 87H46L45 85H44ZM56 87V88H55ZM67 87V88H66ZM81 87V88H80ZM110 87V86H109ZM108 87V88H109ZM129 87V86H128ZM132 87V86H131ZM143 87V89H141ZM185 87V88H184ZM195 87V88H194ZM198 87V88H197ZM208 87V88H207ZM258 87V85L257 86H255V88H256V92L254 91V89H252L251 91L252 92H250L249 91V94H245L244 92L243 93H240L239 95H240V97L242 98V101H243V97H244V99H245V95L246 96H248V97H246V98H248V100H246L247 101V103H246V101L244 100L243 102H241V99L239 98L238 100H239V102H241V107H240V110H241V108H242V111L243 112H245V111H252V109H253V106L254 105H259L258 107H257V109H260V110H258V112H256V114H255V118H257L258 119V127H257V124H256V127H254V126H252L251 128L252 129H249L248 128V130H247V128L246 127H240L241 128V131H249L250 130V134H252V132H253V135H252V139H254L253 137H255V134L256 133H254V132H259V130L261 131V133L259 132V135H260V137L258 138L257 136H259L258 134H257V136H256V140H259L258 142H257V144L259 145L260 144V146H262L261 148H263V150H264V108H263V106H264V97H263V95L261 94H259L258 92L259 91H257V88ZM261 87V86H260ZM72 88V89H71ZM82 88H83V91H80V89L82 90ZM85 88H86V90H85ZM95 88V89H96ZM187 88H189L188 89V91H189V93H188V91H187ZM200 88V89H199ZM228 88V87H227ZM240 88H241V86H240ZM89 91H88V90ZM90 89H92V90H90ZM128 89V88H127ZM161 89V88H160ZM164 89L162 90V91H164ZM181 89V90H180ZM186 89V90H185ZM196 89V90H195ZM212 89H214V88H212ZM241 89V90H242ZM259 89H261V88H259ZM264 89V88H263ZM3 90V89H2ZM34 90H36V87H35V89ZM47 90V91H46ZM49 90V91H48ZM107 90V89H106ZM207 91V92H205V91ZM227 90V89H226ZM232 92H234V90H232V89H230ZM229 90V91H230ZM237 90V89H236ZM239 91V89H238V91L239 92H242V91ZM244 90V91H245ZM1 91V90H0ZM3 91H6L5 89L3 90ZM57 91V92H56ZM58 91H59V93H61V95L66 91V92H69L70 93V95L73 97V98H71V103H70V105H68V107H65V105L66 104H63L64 106H61V107H59L58 108V106H56L58 109H60V108H63L62 109V112H60V111H58V110H56V107H54V109L55 110H53V113H55L54 111H56L57 112V114L56 115H58L57 117H55L59 122H60V125H59V122H57V121H54V122H52V124L54 123L55 125H57V123H58V125L56 126L57 128L58 127H60L61 125H62V127L63 128H58V131H56L55 129H54V124H53V126H52V124L50 123L52 120H53V118L51 117V115L50 114H53L51 111H49V110H52V109H50V108H53L52 107V105H57L58 104V102L56 101H54V100H58L59 98H61V96H60V94L58 93ZM70 91H72V92H70ZM86 91H88V92H86ZM93 92V94H92V92ZM170 93H169V92ZM179 91H181L180 93H179ZM193 91V92H192ZM196 91V92H195ZM202 91V92H201ZM231 91H230V93H231ZM260 91H262V90H260ZM45 92H43V93H45ZM53 93L54 94V96L51 94V93ZM63 92V93H62ZM79 92V93H78ZM82 92V93H81ZM89 92H91V93H89ZM102 92V91H101ZM100 92V93H101ZM198 92V93H197ZM204 92H205V94H207V95H205L204 94ZM246 92H247V90H246ZM263 92H264V90H263ZM50 93V94H49ZM88 93V94H87ZM137 93V94H136ZM139 93V94H138ZM141 93V94H140ZM159 93V94H160ZM178 93V94H177ZM259 94V95H256V94ZM3 94L5 95H7V93L6 92H2L1 91V93H0V102L1 101H3L4 99H6V97H3ZM73 94V95H72ZM102 94V93H101ZM109 94V93H108ZM130 94H132V96H133V98H132V96L130 95ZM135 94V95H134ZM189 94V95H188ZM194 96H192V95ZM200 94V95H199ZM202 94V95H201ZM236 94H238V93H235V94H232V95H234V97H236L235 95ZM243 94H245V95H243ZM32 95H30V97L32 96ZM55 95H56V99H55ZM70 95H65V96H67L65 99H69L68 97L70 96ZM80 95L82 96L81 98H82V100L80 99ZM250 95V96H249ZM60 96V97H59ZM64 96V95H63ZM70 96V97H71ZM86 96H87V98H86ZM91 96V97H90ZM142 96V97H141ZM172 96V97H171ZM186 96V97H185ZM192 96V97H191ZM202 96V97H201ZM251 96H252V98H251ZM257 96H259V98H257ZM260 96H262V97H260ZM43 97H44V99H43ZM54 97V98H53ZM58 97V98H57ZM88 97H90V98H92V97H94L96 100H91V99H88ZM111 97V98H110ZM128 97H131L130 99L128 98ZM141 97V98H140ZM189 97H191V98H189ZM210 98V100H209V98ZM238 97V96H237ZM25 100H23L24 101V103H22V105L23 104H25V102H26V98L25 97H23ZM53 100H52V99ZM85 100H84V99ZM93 98V99H94ZM157 98V99H158ZM175 100H174V99ZM205 98V99H204ZM255 98V99H254ZM91 102L90 103V105H89V101ZM103 99V100H102ZM108 99V100H107ZM123 99V98H122ZM124 99H125V97H124ZM137 100V101H135L134 102V100ZM139 99V100H138ZM171 99H172V101L174 102H172L171 101ZM178 99V100H177ZM250 99V100H249ZM260 99V100H259ZM263 99V100H262ZM30 100L32 101V102H30ZM43 100H45V102H46V100H47V102H48V100H49V103H44V101ZM52 102H51V101ZM63 99L61 98V100H60V102L62 101ZM77 100H78V102L80 101L81 103L82 102H84V103H82L81 105H79V103L77 102ZM84 100V101H83ZM88 101V103H87V101ZM98 100V101H97ZM113 100V99H112ZM111 100V101H112ZM131 100V101H130ZM181 100H183L184 102V104L185 105H187V107H190V108H184L185 110H183V107L185 106L182 102H181ZM186 100V101H185ZM36 101V102H35ZM38 101V102H37ZM54 101V102H53ZM86 101V102H85ZM107 101V102H106ZM114 102L116 101H118V99H114L113 100ZM112 101V102H113ZM120 101V100H119ZM118 101V102H119ZM124 101V100H123ZM140 101H142L141 103H145V107H143L144 105L143 104H141L140 103ZM145 101V102H144ZM161 101H162V103H161ZM166 101V102H165ZM176 101H180L179 103L181 104V105H179L178 104V106H177V103L178 102H176ZM188 101V102H187ZM11 102H12V104H11ZM19 102V103H18ZM37 103V104H35V103ZM67 102V104H69V102L68 101H66ZM65 102V103H66ZM115 102V105L117 104ZM138 102V103H137ZM165 102V103H164ZM196 102V103H195ZM215 102V101H214ZM258 102V103H257ZM259 102L261 103V104H259ZM29 103H31V105L29 104ZM54 103V104H53ZM57 103V104H56ZM63 103V102H62ZM75 103V104H74ZM120 103V102H119ZM140 103V104H139ZM164 103V104H163ZM171 103H173V105L171 104ZM176 103V104H175ZM189 103H191V106L189 105ZM208 103V104H207ZM216 103V102H215ZM215 103H213V104H215ZM249 103V105H246V104H248ZM250 103H251V105H250ZM252 103H255L254 105L252 104ZM14 104V105H13ZM17 104H19L17 107H14V106H16ZM100 104V105H99ZM139 104V105H138ZM156 104H157V106H156ZM168 104V106H165V105H167ZM170 104V105H169ZM174 104H175V106H174ZM184 106H183V105ZM212 104V106L211 107H213V106H216V107H214L213 109H215L214 111H216L217 112V110H218V105H213ZM240 104V103H239ZM243 104V105H242ZM37 105H39V106H37ZM59 105H60V103H59ZM75 105V106H74ZM77 105V106H76ZM82 105H84V107H85V105H88L87 107L88 108H84ZM107 105H109V106H107ZM113 105H114V103H113ZM112 105V106H113ZM121 105V104H120ZM118 106V104H117V109H121V108H118V107H121V106ZM141 105V106H140ZM143 105V106H142ZM171 105H172V107H171ZM193 105V106H192ZM203 105H205L204 107H203ZM105 106L106 107H108V108H105ZM111 106V107H112ZM135 106V107H134ZM173 106H174V108H173ZM182 106V110L180 111V110H178V108L179 107H181ZM200 106H202V109H201V107ZM249 106V107H248ZM252 106V107H251ZM44 107H45V109L47 110V112L49 111L50 112V114H49V112L48 113H42L41 112V110L43 111V109H44ZM77 109H76V108ZM81 107V108H80ZM98 107V108H97ZM100 107V108H99ZM103 108V111L101 112V110H102V108ZM142 107H143V109H142ZM165 107H168V108H166V111H165V109H163V108H165ZM176 107H177V109H176ZM210 107V108H211ZM13 108H14V110H13ZM17 108V109H16ZM22 108V109H21ZM36 110V111H40V113H42L43 115L45 114V115H47V114H49V116L51 117H49V120H46L47 122L46 123H49L48 124V126L47 127H49L50 129H48V130H51V132L53 133V136H54V134L56 135V136H51L52 135V133H49V135H48V133H47V128H46V132H44V134H42V133H40V132H38L39 130H37V129H35V130H37V133H35L34 131H31L30 129L34 126V127H37V126H40V125H43V124H41V122H42V120H41V118H36L37 116L36 115H34L36 112H32V111H35L34 109ZM64 108H65V110H68V111H63L64 110ZM81 110H80V109ZM133 108L135 109V110H133ZM145 108V109H144ZM149 108V109H148ZM194 108H195V111H194ZM201 109V110H198V109ZM207 108V109H206ZM210 108H209V110L208 111H211L210 110ZM243 108H244V110H243ZM254 108H255V106H254ZM261 108H263V109H261ZM29 109V108H28ZM38 109V110H37ZM84 109V110H83ZM92 111H90V110ZM93 109V110H92ZM101 109V110H100ZM125 109V110H124ZM129 109V110H128ZM142 109V110H141ZM146 109H147V111H146ZM167 109H168V111H167ZM169 109H170V111H169ZM197 109V110H196ZM13 110V111H12ZM79 111V113H78V111ZM99 110H100V112H99ZM145 110V111H144ZM153 110V111H152ZM160 110V111H159ZM172 110V111H171ZM0 111H2V112H0V113H3V108L1 107V109H0ZM23 111V112H22ZM121 111V110H120ZM148 111H151V112H154V113H156L157 115H156V117H152V118H149L148 117V115H147V113H148ZM179 113H178V112ZM213 111V110H212ZM262 111V112H261ZM7 112V113H8ZM33 114H32V113ZM60 112V113H59ZM65 112H66V114H65ZM69 112V113H68ZM96 112V113H95ZM142 112V114H140ZM147 112V113H146ZM174 112L177 114V118H178V115H179V118H178V122L180 123L179 125L178 124H176V123H178V122H174V120H176V118H174V120H173V117H175V115L176 114H174ZM221 111H219L218 113H220ZM236 112H239V111H235V112H233V113H236ZM242 112V114H240V113H238L239 114V116L238 115H235V116H238V117H236V118H239V120L241 119V120H244V119H242V118H240V115L243 117V115H244V113ZM261 112V113H260ZM8 113V114H9ZM21 113V114H20ZM39 112H38V116H40L39 114H40ZM63 113V114H62ZM81 113V114H80ZM95 113V114H94ZM101 113V114H100ZM153 113V114H154ZM159 113V114H158ZM163 113V114H162ZM228 113V112H227ZM261 115H260V114ZM12 114V113H11ZM41 114V115H42ZM86 114V115H85ZM96 115V118H99V117H102L100 120H102L101 122H103L102 124H96V123H92V125H91V123H90V125L88 124V122L91 120V118L88 116V115H92V116H94V115ZM107 114V113H106ZM126 114H127V112H126ZM224 114V113H223ZM230 114V113H229ZM30 117H29V116ZM56 115H52V116H56ZM84 115H85V117H84ZM155 115V114H154ZM153 115V116H154ZM163 117H162V116ZM172 115H174L173 117H172ZM221 116H222V114H220ZM226 115V114H225ZM34 118H32V117ZM62 116V117H61ZM90 118V120L88 119V117ZM98 116V117H97ZM140 116V117H139ZM230 116V115H229ZM228 116V114H227V116H224L225 118H228L229 117ZM245 116V115H244ZM95 117V116H94ZM146 117V118H145ZM166 117V118H165ZM63 118H65L64 120H62ZM70 118V120L68 121L67 119H69ZM88 119V121L87 120H85V119ZM96 118H94V119H96ZM133 118V120H134V122L133 121H131V119ZM143 118H144V120H143ZM162 118V119H161ZM169 118H171L172 120H173V122L176 124V128L177 129H175V128H173V130H172V127H175V124L173 123V122H171L172 120L170 119L169 120ZM260 118V119H259ZM22 121H21V120ZM29 121H31V122H29ZM35 119H37V121L40 119L41 121H39V122H35V125H37V126H35L34 124H33V121H35ZM55 119V120H56ZM82 119V120H81ZM93 119V118H92ZM98 119V120H99ZM106 119V118H105ZM136 119V120H135ZM152 122H150L149 120ZM27 120V121H26ZM33 120V121H32ZM44 120V119H43ZM65 121L66 123H68L69 122V124L71 125V127H70V125L68 126V127H64V125L66 124L65 122H64V125H63V122H61V121ZM97 120V119H96ZM144 121V123H143V121ZM146 120V121H145ZM166 120H168L167 122H166ZM20 121H21V123H20ZM49 121V122H48ZM68 121V122H67ZM84 122L83 124H85V125H83L82 124V122ZM86 121V122H85ZM170 121V122H169ZM183 121H185L186 123H188V124H186L185 122H183ZM259 121H260V123H259ZM57 122V123H56ZM81 122V123H80ZM99 122V121H98ZM140 123V124H138V123ZM148 122V123H147ZM163 122V123H162ZM261 122H262V124H261ZM37 123V124H36ZM38 123H40V124H38ZM62 123V124H61ZM80 123V124H79ZM100 123V122H99ZM120 123V122H119ZM122 123V122H121ZM143 123V124H142ZM161 123V124H160ZM169 123V125L170 124H172V125H170V126H166L167 124ZM183 123V124H182ZM185 123V124H184ZM76 124V125H75ZM94 124V125H93ZM97 126H96V125ZM134 124V125H133ZM261 124V125H260ZM24 125V126H23ZM50 125V126H49ZM66 125H68V124H66ZM65 125V126H66ZM110 125V126H111ZM136 125V127L134 128V129H131V128H133L134 126ZM160 125V126H159ZM164 125V126H163ZM184 125V126H183ZM45 126H46V124H45ZM52 126V127H51ZM72 126H75V128H74V130H73V127ZM85 126V127H84ZM94 126V127H93ZM124 126V127H123ZM140 126H141V128H140ZM148 126V127H147ZM156 126V127H155ZM180 128H179V127ZM183 126V127H182ZM23 127H25V128H23ZM42 127V126H41ZM79 127V128H78ZM143 127V128H142ZM10 128V129H9ZM45 127L43 126V128H41L42 130H40V131H45V129H44ZM52 128V129H51ZM67 128V129H66ZM72 128V129H71ZM102 128H104V129H102ZM120 128V129H119ZM136 128H138V129H136ZM179 128V129H178ZM243 128V129H242ZM259 128V129H258ZM111 129V130H110ZM116 129V130H115ZM130 129H131V131H130ZM169 129V130H168ZM254 129V130H253ZM62 130V131H61ZM66 130H68V131H66ZM79 130V131H78ZM108 130V131H107ZM123 130V131H122ZM127 130V132H125ZM129 130V131H128ZM171 130L173 131V132H171ZM257 130V131H256ZM29 131H31V132H29ZM80 131H82V133L80 132ZM106 131V132H105ZM121 131V132H120ZM135 131H137V132H135ZM140 131V132H139ZM148 131H149V133L150 134H148ZM154 131V132H153ZM158 131V132H157ZM178 131H180V132H178ZM67 132V133H66ZM69 132V133H68ZM104 132L106 133L105 135H107V137L104 135ZM111 132H116V133H113V135L111 136ZM121 134H120V133ZM123 132H124V134L126 133V135L129 133V135H125V137L123 136L124 134H123ZM132 132H134L133 134H131ZM153 132V133H152ZM156 132H157V134H156ZM163 132V133H162ZM193 132H194V134H193ZM97 133V134H96ZM108 133V134H107ZM119 133V134H118ZM136 133V134H135ZM155 133V134H154ZM159 133H161L160 134V136H159ZM184 133V134H183ZM191 133V134H190ZM44 135V136H46V134H47V136L49 137V138H47L46 139V137H41V135ZM138 134V135H137ZM146 134H148V135H146ZM168 134V135H167ZM95 135V136H94ZM101 135H103V136H105L104 138L105 139H101V137H103V136H101ZM118 135H122L121 136V138L123 139H121ZM133 135V136H132ZM152 135V136H151ZM170 135V136H169ZM192 137H191V136ZM96 136H98V137H96ZM109 136H111V138L109 137ZM116 136V137H115ZM150 136V138H148ZM185 136V137H184ZM93 137V138H92ZM100 137V138H99ZM112 137H114V138H112ZM119 137V138H118ZM128 138V140H127V138ZM146 137V138H145ZM183 137V138H182ZM87 138H91V140L90 139H87ZM119 139L118 141L116 140V139ZM127 140L126 142L128 143V145H126V143H125V145L126 146H128L129 148V150H130V147H131V145L132 146H135V147H133V148H139L142 152H143V154H145L146 152H147V154H149L148 156H149V158H150V160H152V161H154L155 163H151L150 162V164H138L136 167H135V165H133L132 167H131V169L129 170V169H127V171H124V173H121L122 174V176H120V177H123L122 179H121V181L119 180V177H118V181L117 180H115V182L120 186L121 184V182H123V184L125 183V186H126V184H127V186H129V187H119L118 185L117 186H115L116 184H115V182H114V184H112V183H110V185L112 184L114 187H112V185L110 186V185H106V184H104L103 183V185L101 186V184H102V182H99L98 181V179H97V181H95L96 180V178L93 176H91L89 179L88 178H85L86 180H87V182L85 181V179H84V181H85V183L83 182V183H81V181H83V178H81L82 176L80 175L81 173H83V168L82 167H80L81 166V164L79 165V162H78V160L80 161V160H82V158H85V156H87L88 157V155H85L84 156V154H85V151H83V149H82V147L83 148H85L86 149V147H85V145L86 146H89L90 144H92L93 145V143H94V141H95V143L94 144H96V146H97V150H98V148L101 150V149H104V148H108V150H109V155H110V157L116 162V160H117V162L119 161V162H121V160H123L124 161V159H125V157L124 156H122L123 155V152L121 151V153L122 154H118L119 152H118V148H120L121 146H118V142L120 141V142H122V143H124L125 141V139ZM179 138H180V140H179ZM258 138V139H257ZM21 139V140H20ZM26 139H28V140H26ZM86 139V140H85ZM34 140V141H33ZM46 140V141H45ZM49 140V141H48ZM98 140H101V141H98ZM132 140V141H131ZM263 140V141H262ZM27 142V147H29V148H27L26 147V149L24 148V147H19L18 145V142ZM30 141V142H29ZM124 141V142H123ZM14 142H17V143H14ZM104 142V143H103ZM132 142V143H131ZM245 141H243L242 143H244ZM263 142V143H262ZM33 143V144H32ZM98 143V144H97ZM106 143V144H105ZM121 143V144H122ZM174 143V144H173ZM179 143H180V145H179ZM237 143H238V145H239V147H236L237 146ZM16 144V145H15ZM31 144V145H30ZM58 144V145H57ZM89 144V145H88ZM116 144H117V146H116ZM121 144H119V145H121ZM137 144V145H136ZM228 144V145H227ZM5 145V146H4ZM235 147H234V146ZM257 145V146H258ZM35 146V147H34ZM59 146V147H58ZM103 146V147H102ZM231 146H233L232 148H231ZM89 147H91V145L89 146ZM102 147V148H101ZM111 147V148H110ZM118 147V148H117ZM179 147V148H178ZM24 148V149H23ZM92 148H94V146L92 147ZM106 148V149H107ZM113 148V149H112ZM132 148V147H131ZM132 148V149H133ZM178 148V149H177ZM184 148H186V149H184ZM229 148V149H228ZM233 148H237V150L235 151V149L233 150ZM246 148V150H244ZM116 149H118L117 150V155L115 154V151H116ZM220 150V152H219V150ZM223 151H222V150ZM240 151H239V150ZM23 150V151H22ZM93 150H95V148L93 149ZM95 150V157H96V155H99L100 154V150ZM175 150V151H174ZM179 150V151H178ZM232 152H231V151ZM242 150H244V151H242ZM35 151V152H34ZM103 151V150H102ZM111 151V152H110ZM177 151V152H176ZM183 151V152H182ZM227 153H226V152ZM243 152V154H245L244 156H243V154H241L240 152ZM247 153H246V152ZM114 152V153H113ZM176 152V153H175ZM251 152H253L252 151V149H251ZM39 153V154H38ZM92 153H94V152H92ZM98 153V154H97ZM208 153H210L212 156H210V154L208 155ZM87 154V153H86ZM150 154L151 155H153V158H151V156H150ZM178 154V155H177ZM35 155V156H34ZM156 155V156H155ZM208 155V156H207ZM39 156V157H38ZM90 156V155H89ZM91 156H94V155H91ZM119 156V157H118ZM145 156V155H144ZM147 156V155H146ZM183 156H184V158H183ZM250 156V157H249ZM254 156V157H253ZM259 156V157H258ZM263 156V157H262ZM36 159V161H35V159ZM86 157V158H87ZM99 157V156H98ZM154 157H156V158H154ZM206 157V158H205ZM212 157V158H211ZM29 158V159H28ZM186 158V159H185ZM30 159H31V161H30ZM120 159V160H119ZM127 159V158H126ZM155 159V160H154ZM241 159V160H240ZM248 159H250V160H248ZM257 159V160H256ZM190 160H191V162L192 163H190ZM204 160V161H203ZM49 161V162H48ZM189 161V162H188ZM3 162V163H4ZM27 162H30V163H27ZM37 162V163H36ZM47 164H46V163ZM145 163H146V161H144ZM143 162V163H144ZM252 162V163H251ZM261 164H260V163ZM2 163V164H3ZM6 163H4L3 164V166L6 164ZM147 163H149L148 161H147ZM160 163V164H159ZM190 163V164H189ZM212 163V164H211ZM24 164V165H23ZM41 164V165H40ZM55 164V165H54ZM155 164H157V166L158 165H160L159 167H161V165H163L164 166V164L165 165H167V164H169V165H167V166H169V167H171L172 169H174L175 170V172H176V174H178V173H182V172H184V174L186 175L187 174V176L189 177L190 176V178L192 177V178H194L193 180H195L196 179V181H199L198 183V186H197V188H194V189H196L195 190V192L196 193H198V194H201V195H204V196H211V195H214L216 198H218L217 200H219L218 202H215V201H212V202H209L208 204L209 205H207L208 206V211H193V206H192V202L191 201H186V202H183L182 204H181V202H177V201H174V202H172V200L171 199H168V195H167V190H166V185L164 184V182H165V178H166V172H165V169H160L159 170V168H157L158 170H156L155 171V169H156V165ZM28 165V166H27ZM31 165V166H30ZM38 165V166H37ZM46 165V166H45ZM171 165V166H170ZM191 165V166H190ZM24 166H26L25 168H24ZM156 166V167H155ZM9 167V166H8ZM21 167V168H20ZM30 167H32V169L34 168V169H36V170H31L30 169ZM48 167V168H47ZM2 170H3V167H0ZM6 168H7V166H6ZM59 168V169H58ZM82 168V169H81ZM135 168V169H134ZM206 168V169H205ZM17 169V170H18ZM205 169V170H204ZM134 170V171H133ZM7 170H5V176H6V173L8 172H6ZM29 171H33V173H34V175H31L32 173H30ZM129 171H131V173L129 172ZM142 171V172H141ZM159 171V172H158ZM165 173H164V172ZM30 173V175H31V177L29 176H27V175H29V174H27V173ZM36 172V173H35ZM126 172H128V173H126ZM156 172V173H155ZM4 173H2V179L3 180H5L6 178L4 177L3 178V175H4ZM9 173V172H8ZM7 173V175L9 176V175H11L10 173L8 174ZM157 173H159L158 175H156ZM78 174V175H77ZM88 174V173H87ZM90 175H92L91 173H89ZM210 174V175H209ZM23 175L22 176H20L19 177V179H18V184H20V185H23V182H25V180L23 181V179L24 178H22L23 177ZM41 175V176H40ZM86 175V174H85ZM130 175V176H129ZM8 176H6L7 178H8ZM34 176V177H33ZM78 176H80V177H78ZM11 178H12V181H13V176L11 175L10 176ZM83 177H85V176H83ZM86 177H88L87 175H86ZM132 177H133V179H132ZM11 178H8L9 180L11 179ZM41 178L42 179H44V180H42L41 181ZM81 178V180H79ZM95 180H94V179ZM21 179V180H20ZM47 180V182L48 183H46V180ZM69 179V180H68ZM79 181H78V180ZM91 179H93V180H91ZM15 180L17 181V179H16V177L14 178V181L13 182H15ZM29 180H30V182H29ZM49 180V181H48ZM76 180V181H75ZM100 180V179H99ZM134 180H136V181H134ZM163 180V181H162ZM5 181H8L7 179L5 180ZM5 181H3V182H5ZM21 181V182H20ZM52 181V182H51ZM70 181V182H69ZM93 181V182H92ZM32 182V183H31ZM40 182H41V184H40ZM44 182H45V184H49V185H47V186H45L44 185ZM50 182V183H49ZM79 182V183H78ZM92 182V183H91ZM72 183H74V186H72ZM101 183V184H100ZM76 184H78V185H76ZM79 184H81V185H79ZM84 184H85V186H84ZM107 184H109V183H107ZM27 185V186H28ZM53 185V186H52ZM78 186V187H77ZM104 186V187H103ZM106 186V187H105ZM261 186V187H260ZM55 187V188H54ZM111 187V188H110ZM134 187V188H133ZM200 187V188H199ZM2 188V190H4L3 189V187L1 186L0 187V189ZM43 188V189H42ZM47 188V189H46ZM57 188V189H56ZM19 189H21V190H18L19 191V194L21 195L22 193H23V191H24V193H25V191L28 193H30L31 194V190L30 189H25L24 190V188H19ZM39 189V190H38ZM124 189V190H123ZM1 190V191H2ZM30 190V191H29ZM33 190H32V194H33ZM47 192H46V191ZM77 190V191H76ZM135 191V194L136 195H134V196H131V195H133L134 194V191ZM137 190V191H136ZM54 191V192H53ZM57 192V193H56ZM68 192V193H67ZM129 192V193H128ZM17 193V192H16ZM23 193V195H22V198L21 197H19L20 199H26V197H27V199L26 200H28L30 197H31V195L30 194H24ZM66 193H67V195H66ZM74 193H76V194H74ZM132 193V194H131ZM210 193V194H209ZM230 193V194H229ZM18 194V193H17ZM16 194V195H17ZM17 195V196H20V195ZM52 194V195H51ZM55 194V195H54ZM83 194V195H82ZM129 194H131V195H129ZM148 196H147V195ZM208 194V195H207ZM34 195L35 194H33L32 195V198L34 197ZM43 195V194H42ZM70 195H68V196H70ZM72 195V196H73ZM146 195V196H145ZM29 196V197H28ZM38 196V198L39 197H41V195L40 194H38L37 195ZM37 196H36V200L38 199L37 198ZM84 196V200L82 199V197ZM92 196V197H91ZM131 196V197H130ZM24 197V198H23ZM45 197V196H44ZM47 197H49V196H47ZM43 198V197H42ZM58 198V197H57ZM149 200H148V199ZM20 199H16V201H19V202H21V204H22V200H20ZM34 199V198H33ZM39 199H41V198H39ZM39 199L37 200V201H39ZM74 199V200H75ZM101 199V200H102ZM123 201H122V200ZM220 199H222V200H220ZM253 199V200H252ZM30 200V199H29ZM28 200V201H29ZM32 200V199H31ZM105 200H103V201H105ZM137 200V201H136ZM139 200V201H138ZM147 200H148V202H147ZM40 201H44V200H40ZM39 201V202H40ZM93 201V202H92ZM105 201V202H106ZM116 201V202H115ZM127 201V202H126ZM131 201V202H130ZM229 201H233V203L234 202H236L235 203V205L237 204L238 206L239 205H242L243 203H240L241 201L242 202H245L246 203V205L248 206V207H250V208H252V209H249L248 208V210L250 211V210H252V212L249 214V213H246V211L248 212V210L246 209V211H245V213L243 214V212L241 211L240 213H238L237 212V214L236 213H234L235 214V216L233 217V215L234 214H227L226 216H227V220H226V218H225V220L224 221H221L220 222V220H219V222H217L218 220L216 219V217H218V216H216L215 217V215H214V213H216L217 212V214H218V211L220 210V207H221V209H223V206H225L226 204H227V202H229ZM247 201V202H246ZM18 202V203H19ZM78 204H77V203ZM240 204H239V203ZM27 203V202H26ZM75 203V204H74ZM82 205H81V204ZM107 203V202H106ZM141 203V204H140ZM20 204V203H19ZM23 204L25 205V203L23 202ZM39 204H41V203H39ZM81 205V210H80V205ZM84 204V205H83ZM93 204V205H92ZM102 204H103V202H102ZM111 205H113L112 203H110ZM126 204V205H125ZM150 204V205H149ZM251 204V205H250ZM64 205H67V206H69V208L68 207H66V206H64ZM77 205V206H76ZM87 206V210H86V208H85V210H86V212H85V210H84V212H85V214H87V212L89 213V215H91V216H89L88 218H87V216L88 215H86L85 216V214L84 215H82V213L81 212H83V209H84V207H86ZM91 205V208H89V206ZM128 205V206H127ZM212 205V207L210 208V206ZM40 205H38V209H39V207H41ZM61 206V207H60ZM97 208H96V207ZM114 206V205H113ZM117 206V207H118ZM145 206H146V208H145ZM244 207H245V204L243 205ZM253 206V207H252ZM44 207V208H43ZM78 207V208H77ZM112 207V206H111ZM219 209H218V208ZM83 208V209H82ZM92 208H94V209H92ZM114 208H115V206H114ZM114 208H111V211L113 212L114 210ZM119 208V209H120ZM136 208V209H137ZM225 208V207H224ZM247 208V207H246ZM28 209H30L29 210V212H27L28 211ZM45 209V210H44ZM70 209V210H69ZM78 209V210H77ZM89 209H92V211L91 210H89ZM118 208L116 209L115 208V211H116V215H117V212H119L118 210H119ZM211 209V210H210ZM217 211H216V210ZM255 209V210H254ZM260 209V210H259ZM31 210H34L35 212H33V211H31ZM53 210V211H52ZM59 210V211H58ZM66 210V211H65ZM71 211V212H69V211ZM76 210H77V212H76ZM254 210V211H253ZM2 211H7L6 209H4V210H2ZM1 211V208H0V215H3V217H1V218H4L5 217V215L7 214V213H10V211L8 210L7 212H4V214H3V212ZM22 211V210H21ZM25 211H26V214H25ZM48 211V212H47ZM97 211V212H96ZM121 210H120V212L118 213V214H121L122 213V217H123V219L125 218V217H129V213H128V215L127 216H125V215H123V212H122ZM213 211H215V212H213ZM220 211H222V210H220ZM237 211V210H236ZM235 211V212H236ZM206 212V213H205ZM209 212V213H208ZM42 213V214H41ZM44 213V214H43ZM65 213V214H64ZM69 213V214H68ZM72 213V214H71ZM101 213H102V215H101ZM108 213V212H107ZM111 213V212H110ZM110 213H108V214H110ZM115 213V212H114ZM147 213V214H146ZM150 213V214H149ZM16 214V215H15ZM37 214V215H36ZM49 214H50V216H49ZM52 214H53V216H52ZM112 214V213H111ZM111 214H110V216H109V219L110 218H112V217H114V214H112L113 216H111ZM216 214V215H217ZM242 214V215H241ZM245 214H247V215H245ZM248 214L250 215V216H248ZM254 214V215H253ZM259 214V215H258ZM8 215V214H7ZM41 215V216H40ZM63 215V216H62ZM94 215V216H93ZM230 215V216H229ZM28 216H29V218H28ZM39 216V217H38ZM44 216V217H43ZM69 216V217H68ZM78 216V217H77ZM83 216H85V218L84 219H82L83 218ZM99 216H103L102 218L104 219L103 221H101L102 220V218H100ZM120 216V215H119ZM119 216H115L116 217V219L118 220V222H120V220H121V218L119 219ZM225 216V217H226ZM9 217V216H8ZM8 217H5V218H8ZM63 217V218H62ZM82 217V218H81ZM99 217V218H98ZM114 217V218H115ZM231 217V218H230ZM32 218V219H31ZM78 218V219H77ZM80 218V219H79ZM174 220H173V219ZM28 219V220H27ZM49 219V220H48ZM93 219V220H92ZM96 219V220H97ZM101 219V220H100ZM126 219V218H125ZM146 219V220H145ZM171 219V220H170ZM242 219H243V222H242ZM34 220V221H33ZM54 220V222H52ZM58 220V221H57ZM176 220V221H175ZM79 221V222H78ZM148 221H150V222H148ZM185 221V222H184ZM6 222V223H5ZM25 222V223H24ZM51 222V223H50ZM56 222H58V224H56ZM66 222V223H67ZM97 222V221H96ZM147 222V223H146ZM196 222V223H195ZM228 222V223H227ZM230 222V223H229ZM23 223V224H22ZM31 223V225H33L34 226V230L36 231V233H35V231H32L33 229V227L31 228V227H29L28 226V224H30ZM35 223V224H34ZM45 223V224H44ZM49 223V224H48ZM53 223H54V225H58V226H54L53 227ZM99 222H97V224H98ZM117 223V222H116ZM139 223V222H138ZM142 223V222H141ZM150 224L151 226H149V228L152 230V226L153 227H155L156 229H158V231L160 232V233H164L162 236L166 239L167 238V240H168V243H170V244H168V243H166L167 242V240L165 241L164 240V238H162V236L160 237V233H159V237L162 239V240H160V239H158V236H154V234H152V233H150L151 231H150V229L148 230V229H146V224ZM156 223H158V224H156ZM184 223L186 224V225H184ZM195 223V224H194ZM227 223V224H226ZM16 224V223H15ZM25 224V225H24ZM27 224V225H26ZM133 224V223H132ZM140 224V223H139ZM30 225V226H31ZM157 225V226H156ZM1 226V227H2ZM14 226V227H13ZM27 226L30 228H27ZM40 226V227H39ZM43 226H45V227H47L46 229H47V232L46 233H51L50 234V236L53 234V238H51L54 242H53V244L51 243H48L49 244V246L46 244V240H45V243H43V240L45 239V236H46V234H45V232H43V231H46V229H45V227H43ZM97 226V225H96ZM184 226V227H183ZM19 227V228H18ZM24 227V228H23ZM42 227V228H41ZM53 227V228H52ZM135 227V228H134ZM159 227V228H158ZM12 228V229H11ZM27 228V229H26ZM36 228H41V229H37L36 230ZM49 228H52L51 230H49ZM55 228V230H53ZM97 228V227H96ZM163 228H164V230H163ZM166 228V229H165ZM242 228H244V229H242ZM7 229V230H6ZM8 229H10V230H8ZM15 229V230H14ZM58 229H60V228H58ZM103 229V230H102ZM105 229V230H104ZM216 229V230H215ZM240 229V230H239ZM42 230V231H41ZM52 230H53V232H52ZM97 230H99L97 233V235H96V231ZM109 230V231H108ZM125 230H123V231H125ZM134 230H136V231H134ZM0 231H2V229L0 228ZM13 231V232H12ZM31 231V232H30ZM57 231V232H56ZM91 231V230H90ZM89 231V232H90ZM93 231V230H92ZM102 231H104L105 233H104V235H107V234H109L107 237L109 238L110 236L112 237H110L109 239H103V234H102V236H101V234H99V233H101ZM172 231V232H171ZM208 231V232H209ZM218 231V232H217ZM220 231V232H219ZM239 231H241V232H239ZM245 231H247V235L245 234V233H243V232H245ZM23 232V233H22ZM26 232V233H25ZM60 232V233H59ZM107 232V233H106ZM109 232V233H108ZM141 232H143V233H141ZM166 232H167V234L170 236L171 235V237H169L167 234H166ZM211 232H209V234H211ZM24 233H25V235H24ZM43 233V234H42ZM91 233V232H90ZM116 233V234H115ZM150 233V234H149ZM180 233L178 234V237H179V235H180ZM185 233V234H184ZM218 233V234H217ZM233 233V234H232ZM60 234V235H59ZM89 234V233H88ZM87 234V235H88ZM111 234V235H110ZM149 234V235H148ZM220 234V235H219ZM237 234V235H236ZM240 234V235H239ZM48 235V234H47ZM55 235V236H54ZM69 235V236H68ZM72 237H71V236ZM100 235V236H99ZM134 235V236H133ZM164 235H166V237L164 236ZM174 235V236H173ZM25 236V237H24ZM82 236V235H81ZM94 236H97V237H94ZM114 236V237H113ZM150 236V237H149ZM154 236V237H153ZM217 236H218V238H217ZM222 236V237H221ZM235 236H237V239H236V237ZM240 236V237H239ZM242 236V237H241ZM260 238L263 236V234L262 233H260V235H258ZM12 237V238H11ZM43 237V238H42ZM72 238L71 240L69 239V238ZM80 237V236H79ZM82 237H84V236H82ZM87 237V236H86ZM85 237V238H86ZM105 237V236H104ZM106 237V238H107ZM145 237H147L146 239H145ZM169 237V238H168ZM5 238V237H4ZM20 238V239H19ZM85 238L82 240L81 239V237H80V239L82 240L81 242L79 241L80 239H78L76 242H75V244L73 243V245H72V247H71V244H70V247L72 248H70L69 247V250H74V248H76V250L79 252L80 251V253L82 252V253H84L85 251H87L89 248H88V246H89V243H88V240H89V238H86V240H85ZM129 238V239H128ZM135 238V239H134ZM223 238V239H222ZM242 238H243V241H242ZM247 240V241H249V243H248V245H249V247H251V249L253 248L255 251H253V249L250 251V248L247 246V245H245V243L247 242V241H245V239ZM68 241H67V240ZM116 239H118V240H116ZM173 239H174V241H173ZM178 239V238H177ZM238 239L240 240V242L238 241ZM254 239V240H253ZM255 239L257 240L256 242H255ZM9 240H10V242H9ZM59 241V244L57 245V241ZM63 240V241H62ZM91 240V239H90ZM110 240V241H109ZM112 240V241H111ZM148 240V241H147ZM169 240L171 241V242H169ZM232 240H234V242L232 241ZM11 241H12V243H11ZM65 241V242H64ZM83 241H86L87 242V244L88 245H85V243L86 242H83ZM110 243H109V242ZM119 241V242H118ZM134 243H133V242ZM155 241V242H154ZM173 241V242H172ZM178 241V240H177ZM233 242V243H243V244H240L239 246H242V245H245L243 248L244 249H246L247 247L249 248V250H248V248H247V250L248 251H246L245 253L243 252V251H245L242 247H240L239 249H242V250H239V249H236L237 247H239L238 245L235 247L234 245H233V243H231V242ZM251 241V242H250ZM259 241V242H258ZM260 241H261V243H260ZM47 242H48V240H47ZM52 242V241H51ZM62 243V245H61V243ZM68 242V243H67ZM90 242V241H89ZM124 242V243H123ZM127 242H129V243H127ZM141 242V243H140ZM144 242H146V243H144ZM245 242V243H244ZM67 243V244H66ZM140 243V244H139ZM256 243V244H255ZM257 243H259L258 245H257ZM263 243H264V241H263ZM47 245V247L46 246H44V245ZM66 244V245H65ZM111 244H113L112 245V248H111V246H109V245H111ZM119 245V246H117V245ZM122 244V245H121ZM133 246H132V245ZM136 244V245H135ZM150 244V245H149ZM247 244V243H246ZM251 244V245H250ZM68 245V246H67ZM75 245H76V247H75ZM105 245V246H104ZM129 245V246H128ZM232 245V246H231ZM264 245V244H263ZM63 246V247H62ZM65 246H67L66 248H65ZM124 246V247H123ZM140 246V247H139ZM213 246H215L214 247V249H213ZM217 246V247H216ZM247 246V247H246ZM1 247H3V246H0V248ZM45 247L47 248V249H45ZM117 247V248H116ZM173 247H174V245H172V249H173ZM233 247V248H232ZM256 247H258V249H256ZM261 248V250H259L260 248ZM123 248V249H122ZM129 248V249H128ZM169 248V249H170ZM44 249V250H43ZM65 249H66V251H65ZM132 251H131V250ZM171 249V250H172ZM263 249V250H262ZM84 250V251H83ZM117 250V251H116ZM127 250V251H126ZM36 251V252H35ZM110 251H109V253H110ZM123 251V252H122ZM142 251V252H141ZM233 251V252H234ZM262 251V252H261ZM34 252H35V254H34ZM41 252V251H40ZM46 252V251H45ZM44 252V253H45ZM116 252V253H115ZM125 252V253H124ZM160 252V253H159ZM208 252H209V249H208ZM230 252V251H229ZM247 252L249 253V255L247 254ZM251 252V253H250ZM39 255H38V254ZM48 253V252H47ZM135 253V254H134ZM51 255V254H49V255H51V256H54V255ZM111 254V253H110ZM125 254V255H124ZM244 254V255H243ZM250 254H251V256H250ZM233 255V253L231 254V256ZM47 256V255H46ZM62 256V257H61ZM113 256V255H112ZM129 256V257H128ZM130 256H131V258H130ZM168 256H170L169 254H168ZM231 256H229V257H231ZM242 256H244V257H242ZM94 257H96V256H94ZM120 257V258H119ZM140 257V258H139ZM128 258H130V259H128ZM170 258V257H169ZM204 258V257H203ZM202 258V259H203ZM53 259V258H52ZM57 259V260H56ZM109 259V260H110ZM118 259V260H117ZM200 259L201 258H199L198 260L200 261ZM205 259L207 260V263L209 262V261H212L211 262V264H213L215 261L212 259V260H210V259H207L206 257H205ZM204 259V262L206 261ZM239 259V260H238ZM257 259V260H256ZM93 260H95V262H96V258L95 259H93ZM117 260V261H116ZM68 261V262H67ZM90 261H92V257L90 258ZM139 261V262H138ZM214 261V262H213ZM247 261V262H246ZM259 261V262H258ZM14 262V263H13ZM44 262V263H43ZM94 262V261H93ZM201 263H203V264H206V263H204V262H202V261H200ZM248 263V264H253V263ZM106 263H108V262H106ZM105 263V264H106ZM69 264H71L70 262H69ZM172 264V263H171ZM214 264H216V263H214Z\"/></svg>",
  "mask_w": 264,
  "mask_h": 264
},
{
  "label": "bare ground",
  "instance_id": "6f19581e",
  "mask_svg": "<svg viewBox=\"0 0 264 264\" xmlns=\"http://www.w3.org/2000/svg\"><path fill=\"white\" fill-rule=\"evenodd\" d=\"M17 1H18V0H17ZM17 1H16V2L13 1V2H15L16 4H20V5L23 6L24 8H25L26 5H28V6L30 5L31 7L29 6V8H32V7H33L32 10H33V13H34V14L29 15V16H30V17H31V16H34V17H32V18L28 17V19H27L26 16H25V17H22V18H25V19H26V22L28 21L27 23H28L29 25H30V23H31V24H35L36 22H38V23L40 22L39 24L37 23L38 26H39L40 24H43V26H44L45 22H48L50 19H52L53 17H55V15H59L60 13H63V15H64V14H67V17H69V16L72 17V15H74V16L77 15V17L75 16V18L73 17V18H71V20H70V18L67 19V17L65 16V18H64L63 20H64L65 23H67L68 21H70V22H68L69 25H70L72 19H74L72 22L78 20L77 22L80 23V22L82 21V23H81L80 25H82V24L85 22L84 20L86 19V18H84V14H83V13L81 14L82 9H81V11H80V9H79V8H81L80 6L82 5V3H81V5H80L79 8H78V9H79V12H77V11H78V10H77V7H78V4H77V3H76V4H77L76 9L73 8V6H75L73 3L77 2V1H75V0H20V2L18 1L19 3H17ZM74 1H75V2H74ZM78 1H79V0H78ZM83 1H84V0H83ZM92 1H93V2H92ZM92 1H91V3H93V4H95V3L98 4V3H97L98 1H97V2H96V0H95V1L92 0ZM108 1H109V0H108ZM108 1H107V2H108ZM111 1H113V0H110L109 2H111ZM116 1H117L118 3L120 2V0H116ZM116 1H115V2H116ZM122 1H123V0H122ZM122 1H121L120 4H119L121 8H119L118 5H117V3H114V2H113L114 4H113L112 8H111V6H110V7H107V6L109 5V2H108V5H107V3L105 4V6H106L107 8H106L104 5H103V7L106 8V10H108V8L111 9V10H114V12L112 13V14H114L116 11H118V9L121 10V11H123V10H122V7H123L124 5H125V6L128 5V2H126L127 4L124 2V3H123L124 5H123V4H122ZM124 1H126V0H124ZM127 1H128V0H127ZM134 1H135V2L137 1L136 4H138V2H141V3L143 4V2H144V4L148 5V3H147L148 1H145V0H140V1H139V0H134ZM152 1H153V0H152ZM157 1H162V2L165 1V2H163V3H166V5H165V4H162V5H161V4L159 3V4H160V7H158V8L160 9V8H163L164 5H165V7L162 9L163 11L161 10V11L163 12V15H162L163 18L161 17V18L159 19V20L162 19L161 22H162L163 25H164V24L167 25V23H168V25H169V22H168V21H170L171 18H172V20H174V19H175V16L177 17V15L179 16V18H178V19H179V20H178L179 23L182 22V20H183V22L180 23V24H182V25H184V24L186 25V21H187L188 19H189V21H190L191 19H193L192 22H195V21L198 20L196 23L200 22L199 19H201V22H203V21H202L203 18H200V16H198L197 13H201V12H203L202 10H200V9H202V8H203L204 11H205V9H206L207 7H208V8L210 7L209 5H211V4L215 5V4H214L215 2H217V4L219 3V5H221L220 7H222V8H219V10L221 11V15H223V16L225 17V19H226V17L228 18V16L230 15V13H232L231 16H230L231 19H233V17L236 18V16L238 15V13H237L238 11L236 10L237 12L234 11V12H235V13H234V12H231V10L236 9V8H240V5H244V6H242V7H245V6L248 7V6H249L248 8H251V9H252V7H253V8L256 10L257 13H258V11H260L261 14H263L262 12H264V9H263L264 7H263V4H262V0H193L194 3H192L193 1H192V2H191V1H188V2H190V3H189V4H188V3H184L183 6H182V3H181L182 0H176V2H177L178 4H180V5H176V3H175L174 0H171V3H169V5H167V3L169 2V0H168V1H166V0H157ZM157 1H156V2H157ZM172 1H173V2H172ZM3 2H4V1H3ZM9 2H10V1H9ZM99 2H100V1H99ZM135 2H132V3L134 4ZM149 2H151V1H149ZM156 2H155V3L153 2L154 7H155V5L157 4ZM183 2H184V1H183ZM185 2H186V1H185ZM1 3H2V1H1ZM1 3H0V6H3V5L6 6V5H5L6 2H5L3 5H2ZM11 3H12V2H11ZM100 3L102 4V1H101ZM100 3L98 4V6L100 5ZM104 3H105V2H104ZM130 3H131V1H129V6L132 5V3H131V5H130ZM151 3H152V2H151ZM72 4H73V5H72ZM89 4H90V3H88V5H89ZM93 4H92V5H93ZM96 4H95V5H96ZM121 4H122L123 6H121ZM142 4H141V5L138 4L137 6L139 7V5H140V7H142V6L144 5V4H143V5H142ZM185 4H186V5H185ZM217 4H216V6H217ZM11 5H12V4H10V5L7 4V6H8L7 9H8V8H11V9L13 10V7H11ZM20 5H17V6H20ZM88 5L86 4V5H84V6L86 7V6H88ZM92 5H91V6H92ZM95 5H94V7H95ZM114 5H115L116 7H115ZM146 5H145L144 7L147 8ZM219 5H218V6H219ZM4 6H3V7H0V9H1V8H4ZM13 6H14V5H13ZM84 6L82 5L83 8H85ZM96 6H97V5H96ZM125 6H124L123 8H125ZM151 6H152V5H150V8H152ZM156 6H159V5L157 4ZM178 6H179V7H178ZM180 6H181V8H180ZM216 6H214V7H216ZM218 6H217V7H218ZM237 6H239V7H237ZM117 7H118V9H117ZM127 7H128V6H127ZM140 7H139V8H140ZM234 7H236V8H234ZM247 7H246V8H247ZM19 8H21V7H19ZM19 8H18V9H19ZM26 8H27V7H26ZM86 8L89 9L90 6H88V7H86ZM104 8H102L103 11L105 10ZM114 8H115V9H114ZM135 8H136V7H135ZM146 8H145V9H146ZM155 8H156V7H155ZM158 8H157V9H158ZM14 9H15V8H14ZM73 9H75V10H77V11H74ZM88 9H87L88 12H85L86 15H87V16H85V17H87V21H90V18H89V17H90V14L88 15V13H89V10H90L91 8H90L89 10H88ZM92 9H94V8L92 7ZM116 9H117V10H116ZM130 9H131V8H130ZM137 9H138V8H137ZM141 9L143 10V8H141ZM145 9H144V10H145ZM157 9H156V11H157ZM254 9H252V10H254ZM8 10H9V9H8ZM12 10H10V12H11ZM72 10H73L74 12H77V14H75ZM98 10H99V9H97V11H98ZM102 10H101V11H102ZM125 10H127V8H126ZM135 10H136V9H135ZM144 10H143V12H144ZM149 10H150V9H149ZM152 10H153V11H152ZM152 10H151V11L154 12V14L158 12V11L155 12L153 8H152ZM208 10H209V9H208ZM217 10H218V9H217ZM219 10H218V11H219ZM238 10H239V9H238ZM241 10H242V9H241ZM255 10H254V11H255ZM13 11H14V10H13ZM17 11H19V10H17ZM17 11H16V12H17ZM24 11L27 12V10H24ZM24 11H23V12H24ZM30 11H31V9H30ZM85 11H86V10H85ZM94 11L96 12V10H94ZM94 11L90 10V12H91L93 15H94V13H93ZM127 11H128V10H127ZM127 11H125L126 14L128 13ZM129 11H130V10H129ZM159 11H160V10H159ZM200 11H201V12H200ZM209 11H210V10H209ZM222 11H223L224 13H222ZM20 12H21V11H20ZM72 12H73L74 14H73ZM82 12H83V11H82ZM98 12H99V11H98ZM104 12H105V11H104ZM104 12H100V14H101V13H104ZM110 12H111V11H110ZM130 12H131L130 18H129V16H128V18H129V22H128V24L130 23V26H129L128 24H126V25H128L129 28L133 26V29L130 30V29H128L127 26H125V28L127 27L126 29L129 30V31H131V32H134L133 30L137 29L138 31H136V34H135V32H134V35H137V33H138L140 30H142V31H140L141 33L144 32V34H145V31L141 28V27H142L141 21L144 20V18H146V19L148 18V16L145 17V13H146V12L143 13L140 9H138V11H137V10H136V11H134V10L132 11V10H131ZM141 12H142V13H141ZM162 12H161V13H162ZM212 12L215 13L216 11H215V12L212 11ZM225 12H226V13H225ZM247 12H248V11H247ZM249 12H251V10H250ZM252 12H253V11H252ZM256 12H255V13H256ZM260 12H259V13H260ZM6 13H8V12L5 11L4 14H3V12H2L0 15H1V16H4ZM13 13H14V12H13ZM24 13H25V12H24ZM30 13H32V12H30ZM78 13H80L81 15L78 14ZM108 13H109V12H108ZM116 13L118 14V12H116ZM123 13H124V12H123ZM150 13H151V12H149V14H150ZM161 13L158 12V14H160V15H161ZM213 13H212V14H213ZM228 13H229V15H228ZM233 13L236 14V16L233 15ZM255 13H254V15H255ZM259 13H258V15H261V14H259ZM2 14H3V15H2ZM10 14H11V13H9V15H10ZM28 14H29V12H28ZM92 14H91V15H92ZM109 14H110V13H109ZM126 14H125V15H126ZM146 14L148 15V9H147V13H146ZM176 14H177V15H176ZM195 14L199 17V18L196 17L197 20H195V18H194V16H196ZM201 14H202V13H201ZM207 14L209 15L208 12H207ZM210 14H211V13H210ZM217 14H218V15H217ZM217 14H215L216 17H213V15H212V19H213V20H211V18L209 19V22L212 21V24H209L210 26L213 25V27H214V26L216 25L215 23H216L217 21H218V22L221 21V18H219V17H221V16H219V15H220V12H219V13L217 12ZM225 14H226V16H225ZM251 14H252V13H251ZM6 15H7V14H6ZM6 15H5V16H6ZM61 15H62V14H61ZM78 15H80V16H78ZM93 15H92V16H93ZM120 15H121V14H120ZM125 15H123V16H124L123 20H125ZM160 15H159V16H160ZM173 15H174V17H173ZM205 15H206V14H205ZM232 15H233V17H232ZM5 16H4V17H5ZM13 16H14V15H13ZM20 16H21V15H20ZM27 16H28V15H27ZM81 16H83V18H82ZM98 16H99V15H98ZM104 16H105V13H104ZM108 16H110V15H108ZM113 16H114V15H113ZM156 16H157V14H156ZM217 16H219V17H217ZM238 16H239V15H238ZM250 16H251V15H250ZM18 17H19V16H18ZM18 17H17V18H18ZM62 17H64V16H62ZM78 17H80L79 19H81V18H82V19L79 21V19H77ZM105 17H106V16H105ZM121 17H122V15H121ZM224 17H223V18H224ZM239 17H240V16H239ZM251 17L253 18V16H251ZM256 17H257V15H256ZM29 18H30V19H29ZM92 18H93V17H92ZM102 18H104V17H102ZM113 18L115 19V16H114ZM128 18H126V19H128ZM75 19H76V20H75ZM83 19H84V20H83ZM146 19H145V20H146ZM149 19H150V18H149ZM157 19H158V18H157ZM0 20L2 21V19H0ZM22 20H23V19H22ZM91 20H92V19H91ZM98 20H99V19H98ZM120 20H122V19H120ZM120 20L118 21V22H119V23H118L119 25H121V24H120ZM123 20H122V21H123ZM145 20L142 21V22L145 23ZM203 20H204V19H203ZM219 20H220V21H219ZM229 20H230V19H229ZM243 20H244V19H243ZM243 20H242V21H243ZM252 20H253V21H252V23H253L254 20H255V18L252 19ZM257 20H259V19L257 18ZM257 20H255V23L257 22L256 25H254L255 23H253V24L251 23L252 25H251V24H248V27H247V28L244 26V27H245L244 30L247 32V35H246L245 38H247V40H248V41H246V43H248V46H250L249 43H252V44L255 43V45H257L256 48L259 47V51H260V49L264 48V44H263V42H264V34L262 33V30L264 29V28H263L264 25L261 27V25H260L261 22L259 23V21H257ZM13 21H15V20H13ZM87 21H86V22H87ZM163 21H165L166 23H165V22L163 23ZM176 21H177L176 19H175L174 22H173V21H170V24H171V25H169V26H170L169 29H170V28H171V30L174 29L175 36L178 37V34H177V33H178L179 31H178V29L176 28L177 25H178V21H177V23H175ZM184 21H185V22H184ZM189 21H187V22L190 23ZM222 21L225 22V23H223ZM222 21H221V23H223V24H225V25H227V24L229 23L227 20H224V19H223ZM232 21H233V20H232ZM248 21L251 22V19H248ZM260 21H261V20H260ZM22 22H23V21H22ZM26 22H24V23H26ZM115 22L117 23V20H115ZM125 22H127V20H126ZM172 22H173V23H172ZM192 22H191V24H192ZM201 22H200L199 24H196V23H193V24H196V25H198V26H199V25L201 26ZM209 22H208V19H207V23H209ZM213 22H214V24H213ZM227 22H228V23H227ZM250 22H249V23H250ZM262 22H263V19H262ZM9 23H11V22H9ZM61 23H62V21H61ZM151 23H152V22H151ZM154 23H155V22H154ZM174 23L176 24V26H174L175 28L172 27V25H173ZM226 23H227V24H226ZM258 23H259L260 26L258 25ZM15 24H16V23H15ZM75 24H76V22L74 23V25H75ZM77 24H78V23H77ZM85 24H86V23H85ZM90 24H92V23H90ZM118 24L115 25V27L117 26V29H118V30H120V29H122V27H124V26H118ZM145 24H146V23H145ZM180 24H179V26H178L179 29H180V26L182 27V25H180ZM204 24H206L205 20H204V22L202 23V26H203V27H204ZM262 24H263V23H262ZM5 25H6V23H5ZM12 25H13V23H12ZM18 25H19V24H18ZM45 25H46V24H45ZM56 25H57V24H56ZM72 25H73V23H72ZM72 25H71V26H72ZM78 25H79V24H78ZM80 25H79V27H80ZM86 25H87V24H86ZM92 25H93V24H92ZM122 25H125V24L122 23ZM139 25H140V26H139ZM168 25H167V26H168ZM188 25H189V24H188ZM188 25L183 26V27H186V29H187ZM217 25H218V26H216V27H219L221 24H220V25L217 24ZM225 25H224V26H225ZM229 25H230V24H229ZM249 25H250V26H249ZM30 26H31V25H30ZM41 26H42V25H41ZM41 26H40V28H41ZM53 26H54V25H53ZM53 26H51V28H52L51 30H53ZM89 26H90V25H89ZM160 26H161V25H160ZM167 26H166V27H167ZM192 26H193V25H191V28H190V29L188 28V29H189L188 31H186V29L184 28V30H185L184 32H185V33H183V35L186 34V32H187V34H188V32H191L192 34L189 33V35H190V36H191V35L193 36L194 34H197V33L200 32V30H199V31L196 30L197 27H196V29L194 28V29L196 30V32H195V30L193 29V31H194L195 33H194L193 31H190V30H192ZM207 26H208V25H205V27H207ZM210 26H208V28H207L208 30H206L205 28H204V29H205L206 31H209L210 29L214 31V29H216V31H217L218 28H215V27L212 28V26H211V27H210ZM221 26H222L221 29H224V28H223V25H221ZM221 26H220V27H221ZM230 26H232V25H230ZM230 26H228L229 29H230ZM12 27H13V26H12ZM55 27L57 28V26H55ZM55 27H54L53 32L55 31ZM62 27H63V26H61V29H62ZM79 27H78V28H79ZM118 27H119V28L121 27V28L119 29ZM134 27H136V28L134 29ZM144 27H145V26H143V28H144ZM166 27H165V28H166ZM209 27H210V29H209ZM225 27H226V26H225ZM241 27H242V26H241ZM249 27H250V28H249ZM260 27L262 28V30H261ZM35 28H36V27H35ZM45 28H46V26L43 27V29H45ZM47 28H50V27L47 26ZM65 28L67 29V27H65ZM65 28H63V30H64ZM74 28H77V27H74ZM80 28H82V26H81ZM108 28H109V27H108ZM161 28H162V27H161ZM200 28H201V27H200ZM200 28H199V29H200ZM231 28H232V27H231ZM239 28H240V27H239ZM239 28L236 26V28H234V29H238V30L243 29V28H241V29H239ZM248 28H249V29H248ZM70 29H71V28H70ZM83 29H84V28H83ZM113 29H114V28H113ZM139 29H140V30H139ZM144 29H145V28H144ZM166 29H167V28H166ZM175 29H176V30H175ZM229 29H227V30H229ZM246 29H248V30H246ZM13 30H14V29H13ZM68 30H69V28H68ZM71 30H72V29H71ZM71 30H69L68 32H66L67 30L65 31V32L67 33V34H65V37H66V38L64 37V35H62L65 39H67V37H68L69 39L71 38L70 40L68 39V41H71V40H72L71 43H73V44H69V45L66 44V45H67V46L72 45V48L75 46V47H74L75 49H76V47H78L77 50L80 49V50H79L80 53H81L80 55H82L83 53L85 54V52H84L85 50L83 51V49H81V48H83L84 46H87V45H84V44H86L85 39H86L87 37L85 38V35L87 36V33L85 32L86 34H79L80 31H82V29L79 30V33H77L76 31H72V32H74V33L76 32V33H77V35H76V33H75V34H74V33H71V32H70ZM73 30H74V29H73ZM75 30H76V29H75ZM101 30H102V29H101ZM101 30H100V31H101ZM109 30H110V29H109ZM127 30H126V31H127ZM160 30H162V29H160ZM180 30L183 31L182 29H180ZM231 30H233V29H230V32H232ZM8 31H9V30H8ZM45 31H46V29H45ZM48 31H49V29H48ZM58 31H60V29L57 30L56 32H58ZM94 31H95V30H94ZM104 31H105V30H104ZM113 31H115V29H114ZM157 31H158V30H157ZM157 31H156V32H157ZM172 31H173V30H172ZM172 31H169V32H170V34H169V33L166 32V30H163V32H164L165 34L167 33L166 35H168V34H169V35H172V34H171V33H173ZM176 31H177V32H176ZM203 31H204V30H203ZM213 31H212V33H213ZM245 31H243V32H245ZM260 31H261V32H260ZM11 32H12V30H11ZM17 32H18V31H17ZM36 32H38V31H36ZM49 32H51V31H49ZM56 32H55V33H56ZM61 32H62V31H61ZM82 32H84V31H82ZM102 32H103V31H102ZM108 32H109V31H106V34H107ZM111 32H112V30H111L109 33L111 34ZM120 32H121V31H120ZM123 32H124V29H123ZM127 32H128V31H127ZM131 32H130V34H131ZM156 32H155V33H156ZM163 32H161V33L159 32L160 35H158V36H159L160 38L158 37V38H159L158 40H157L156 38L154 39L153 37L150 38V37L148 36L150 33H149V34H146V35H144L143 33H142V35H141V33H140V34L138 33L139 35H141V36L144 37V38L141 39V36H138V37H140V38H137V39H140V40H139L140 46H138V41H137V44H136V39H134L135 41H134V40H133V41H134L135 44H136V45L134 44V46H135V50L137 49L136 46H137V47H140L139 49L144 48V50H143V49H141V50L138 49L139 52H140V51H143V54H142V52H141L142 56L139 55L138 50L132 52V51L134 50V48H132V50L129 51L130 54L128 53V51L126 52V53H128V55H126V53L124 52V53H122V55L125 54L124 56H122L121 54H119L120 57H119L118 55L115 56V58L119 57V59H120V64H121V62H122L123 67H125L124 69H122V68H123V67L121 66L122 64H121V65L118 64L119 62H117L116 59H115V60H116V63H115L114 65H120L119 67H120V68L122 67L121 69H122L124 72H125L128 68L131 69L130 71L133 70V72H134V71L136 70V69H134V68H136V67L138 68V69H137L138 71L136 70V72L141 71V70H139V67H138V66H139L140 61L142 62V60H144V58L147 60V58H146L147 56H144V55H147L146 52H149V51H150V49H148V47L150 46L149 43H150V42L152 43V41L155 40V41L153 42V43H155V44L152 43V45H151L152 48H153V47H154L153 45H155V46L157 45V46H158L159 44H161V42H162V41H161L162 37H165V39H167V37H169V35H168V36H166V35L163 36V34H164ZM201 32H202V31H201ZM209 32H210V31H209ZM217 32H218V31H217ZM227 32H228V31H227ZM236 32H238V31H236ZM263 32H264V31H263ZM97 33H98V32H97ZM100 33H101V32H100ZM118 33H119V32H118ZM124 33H126V32H124ZM179 33H181V32H179ZM204 33H206V32H204ZM204 33H202V34H204ZM207 33H208V32H207ZM221 33H222V32H221ZM239 33H241V32L239 31ZM49 34H50V36H49ZM56 34H57V33H56ZM62 34H64V33L62 32ZM101 34H102V33H101ZM110 34H109V35H110ZM112 34H114V33L112 32ZM156 34H158V32H157ZM161 34H162V35H161ZM173 34H174V33H173ZM176 34H177V35H176ZM208 34H209V33H208ZM226 34H227V33H226ZM233 34H235L234 31H233L232 35H233ZM237 34H238V33H237ZM237 34H235V35L237 36ZM241 34H242V33H241ZM43 35H44V34H43ZM47 35L49 36V38L54 36L52 32H51V33H48V32H47ZM59 35H60V34H59ZM59 35H57L58 37H55V39L58 38V39L61 40V38L59 37ZM91 35H93V34H91ZM126 35H127V34H126ZM131 35H132V34H131ZM154 35H155V34H154ZM154 35L151 34V36H154ZM217 35H218V33H217ZM229 35H230V34H229ZM244 35H245V33H244ZM244 35H243V36H244ZM12 36H13V35H12ZM88 36H89V35H88ZM107 36H108V35H107ZM132 36H133V35H132ZM132 36H130V37H132ZM181 36H182V35H181ZM192 36H191V38H190L189 36H184V37H185V38H188V37H189L190 39H192V38H193ZM220 36H221V35H220ZM238 36H239V35H238ZM243 36H242V37H243ZM8 37H10V36H8ZM98 37H100V36H98ZM154 37H155V36H154ZM206 37H207V34H206ZM223 37H224V34H223ZM231 37H232V36H231ZM233 37H234V36H233ZM233 37H232V38H233ZM242 37H241V38H242ZM135 38H136V37H135ZM189 38H188V40H190ZM229 38H230V37H229ZM239 38H240V37H239ZM13 39H14V38H13ZM45 39L48 40V37H46ZM50 39H52V38H50ZM55 39H54V37H53V40H50V41H51L50 43H52V41L54 42ZM150 39H151V40H150ZM152 39H154V40H152ZM163 39H164V38H163ZM163 39H162V40H163ZM174 39H175V38H174ZM195 39H196V38H195ZM201 39H202V38H201ZM210 39H211V37L209 36V41H208V42H210ZM225 39H226V38H225ZM227 39H228V38H227ZM230 39H231V38H230ZM233 39H234V38H233ZM233 39H231V40H233ZM60 40H58V41H59V44L62 43V42L60 43ZM87 40H88V38H87ZM204 40H206V39H204ZM217 40H218V39H217ZM234 40H235V41H236V40L239 41L238 37H237V39H234ZM234 40H233V42H234ZM243 40H244V39H243ZM243 40H240V41H243ZM27 41L29 42V44H28V42H27L26 45H25V44L22 45V42L20 41L19 43H21V45H20V46H17V44H19V43L17 42V40H16V42H15L16 44H15L14 41L12 40V42H13L18 48H19V47L21 48L22 53H23V51H24V52L27 51L26 53H28V51H29V54H30L29 56H30V59L32 60V58H33L35 55H34L32 58H31V55L35 52V49L37 48V45L33 46V45H34L33 43L30 45L31 42H30L29 40H27ZM43 41H44V40H43ZM58 41H56V42H58ZM62 41H63V40H62ZM65 41H67V40H65ZM68 41H67V42H68ZM128 41H129V40H128ZM133 41H130V44H131V42H133ZM160 41H161V42H160ZM168 41H169V40H168ZM183 41H184V38H183ZM183 41H182V42H183ZM190 41H191V40H190ZM190 41H188V42H187V41H184L185 44L188 43V44L185 45V47L187 46V48H189V42H190ZM193 41H194V40H193ZM197 41H199V39H198ZM214 41H215V40H214ZM214 41L212 40L213 43L217 42V41H215V42H214ZM225 41H227V40H225ZM238 41H236L235 44H236V43L239 44L240 41H239V42H238ZM33 42H34V41H33ZM134 42H133V43H134ZM165 42H166V40H165ZM165 42H163V44H164ZM169 42H170V41H169ZM178 42H179V41H178ZM205 42H206V41H205ZM227 42H228V41H227ZM229 42H230V40H229ZM8 43H10V40H9ZM23 43H24V42H23ZM63 43H64V42H63ZM158 43H159V44H158ZM184 43H183V45H184ZM213 43L210 42V45H213V47L210 48V53L212 52V55H213V53L215 54V51H216V52H219V51L221 50V48H219L220 50L217 48V46H219V43H218V44H217V43L215 44V45H217V46H216L217 49L214 48L215 45H214ZM231 43H232V41L230 42V44H231ZM14 44H13V45H14ZM27 44H28V45H27ZM37 44H38V43H37ZM130 44H129V45H130ZM192 44H193V43H192ZM199 44H200V43H199ZM201 44H202V43H201ZM207 44H208V46H209V43H207ZM207 44H206V47H207ZM233 44H234V43H233ZM235 44H234V45H235ZM242 44H245V40H244V42H242ZM261 44H263V46H262ZM7 45H8V44H7ZM9 45H10V44H9ZM13 45L11 44V46H13ZM15 45H14V49L17 48ZM53 45H54V46L56 45L54 48H58V47H60V45H57L56 43L53 44ZM61 45H62V44H61ZM63 45H64V44H63ZM63 45H62V46H63ZM125 45H126V44H125ZM129 45H128V46H129ZM167 45H168V44H167ZM174 45H175V44H174ZM174 45H173V46H174ZM183 45H182V46H183ZM228 45H229V44H228ZM246 45H247V44H246ZM260 45H261L262 47H261ZM41 46H42V45H41ZM46 46H47V45H46ZM46 46H45V48H47V49H46V52H47L48 49L50 50L51 48H50V45L48 46L49 48L46 47ZM51 46H52V45H51ZM62 46H61L62 51H63V50L65 51L66 48H63ZM64 46H65V45H64ZM82 46H83V47H82ZM120 46H121V45H120ZM134 46L132 45V47H134ZM157 46H156V47H157ZM160 46H161V45H160ZM175 46H177V45H175ZM193 46H194V45H193ZM200 46H201V45H200ZM232 46H233V45L231 44V49H229L230 47L228 48L230 51H229L228 49H226V50H228L229 53H231V54H233L232 50L235 51V52L237 51V50H236V49H237L236 47H238V48L241 47V50H242V48H244V47L241 46V43H240L239 46H236V45H235L236 47H235V46L232 47ZM243 46H244V45H243ZM248 46H247V47H248ZM251 46H252V45H251ZM35 47H36V48H35ZM42 47H43V46H42ZM65 47H66V46H65ZM70 47H71V46H70ZM70 47L67 48V49H68V51L66 50L67 52H64V51H63V52L65 53V55H61V49H60V51H59V50L57 51V50H55V49L52 48V50H50V51H48V52L46 53V58H47V59H44V58H45V56H44V55H45V52L42 53V52L40 51L41 54L39 53V51H36V52H38L37 54L41 55V57L44 56V57H42V58L44 59V61H42V62H45L46 66H48V68H49V65H51V64L47 65L48 62H49V63H50V62L53 63L54 61L57 62V58H59L58 60H62L63 57H64V59H63V62H64V60H65V58H66V61L68 60L69 62H68V61H67V62L65 61V63H67V64H68V63L71 64V63L73 62V63H72L73 66H72V65L70 66V67H72V68H71V70L67 71L68 74H67L66 72H64V73L67 74V76L64 75L65 78L68 77V75L71 74V73H74V75H72L71 77H73V76H75V75H76V77H80V76H77V75H78V72H77V71H79V73L82 74V73L80 72V70L82 69V67L79 68L80 65H82V64H81L82 61L80 60L79 55H78V56L75 55L76 53L78 54V51H76V52L74 51L75 53H73V54H74L75 56L72 55V53L68 54V56H67L66 53H69V52H71V51L73 50V49L70 48ZM94 47H95V46H94ZM130 47H131V46H130ZM180 47H181V46L179 45V47H177L178 50L176 51V48H175L174 51H175V52H178V51L180 50ZM198 47H199V46H198ZM209 47H210V46H209ZM209 47H208V48H209ZM245 47H246V46H245ZM247 47H246L245 54H246V53L248 54L247 49H248V50H249V49L252 50L251 47H250V48H247ZM260 47H261V48H260ZM8 48H9V47H8ZM11 48H12V47H11ZM20 48H19L18 50H20ZM39 48H40V47H39ZM39 48H37L36 50H38ZM45 48H44V49H45ZM128 48H129V47H128ZM149 48H150V47H149ZM192 48H194V47H192ZM202 48H203V47H202ZM208 48H206L207 50H206V53H205V54H209V53L207 52V51H209ZM212 48L214 49L213 51H212ZM234 48H235V49H234ZM252 48H254V47H252ZM256 48H255V52H259V51H256V50H257ZM22 49H23V50H22ZM41 49H43V48H41ZM69 49H72V50L70 51ZM75 49H74V50H75ZM129 49H131V48H129ZM169 49H170V48H169ZM194 49H195V48H194ZM18 50H17V54H15V56H17V55H19V54L21 53V52L18 53ZM54 50H55V51H54ZM146 50H148V51H146ZM156 50H157V48L155 49V51H156ZM160 50H161V49H160ZM165 50H166V49H165ZM202 50H204V51H202ZM202 50H200V51L202 52V53L200 52V54H201V57H204L205 54L203 55V52H205V49L203 48ZM244 50H245V49H244ZM9 51H10V49H9ZM12 51H13V50H12ZM42 51H43V50H42ZM157 51H158V50H157ZM157 51H156V52H157ZM180 51H181V50H180ZM228 51L225 52V51L222 49V52H223L224 54L227 53V55L229 54ZM4 52H5V51H4ZM36 52H35V53H36ZM63 52H62V54H64ZM131 52H132V53H131ZM187 52H189V53L187 54V55H188V58H190V57L192 56V54L194 53V52H192V51H191V52H192V53H191L190 50H189V51L187 50ZM251 52H254V51H250V52H249V55H250ZM262 52H263V51H262ZM262 52H260V53H262ZM13 53H15V50H14ZM26 53H25V54H26ZM35 53H34V54H35ZM117 53H118V52H116V54H117ZM162 53H163V52H162ZM162 53H159V54H162ZM173 53H174V52H173ZM179 53H180V52H179ZM219 53H220V52H219ZM8 54H9V53H8ZM37 54H36V55H37ZM165 54H167V52H165ZM176 54L178 55V56L176 55L177 58H178L179 56H181V55H179L178 53H176ZM224 54H222V55H224ZM254 54H255V53H254ZM254 54H253V55H254ZM262 54H263V53H262ZM6 55H7V53H5V56H6ZM21 55H22V54H21ZM21 55H20V56H21ZM27 55H28V54H26V56H24V57H28ZM39 55H38V56H39ZM69 55H72V57L69 56ZM112 55L114 56V52L112 53ZM184 55H185V54L182 55V58H184ZM187 55L185 56L186 58H187ZM190 55H191V56H190ZM194 55H195V54H194ZM212 55H211V56H212ZM218 55H219V54H218ZM218 55H217L216 58H218ZM229 55H230V54H229ZM10 56H11V55H10ZM38 56H37V57H38ZM61 56H62V57H61ZM73 56H74L75 58H78V59L80 60V62H78L77 59H76V60L72 59V58H74ZM76 56H77V57H76ZM85 56H86V55H85ZM174 56H175V55H174ZM207 56H208V55H206V57H207ZM236 56H237V54H236ZM261 56H262V55H261ZM6 57H8V56H6ZM35 57H36V56H35ZM37 57H36V61H37V63H38L39 60H37V59H39V58H37ZM60 57H61V58H60ZM124 57H125V59H124V62H123V61H121V59L124 58ZM149 57H150V55H149ZM155 57H156V55H155ZM165 57H166V56H165ZM206 57H205V58H206ZM223 57H224V56H223ZM223 57H222V59H223ZM225 57H226V55H225ZM255 57H256V54H255L254 57H253V61L251 60L252 58H250V57H246V59H247V58H250V60H248V61H249L248 63L250 64V63L254 62V59H257V58H258V57H256V58H255ZM263 57H264V55H263ZM263 57H262V58H263ZM9 58H10V57H9ZM17 58H18V56H17ZM20 58H21V57H20ZM42 58H40V59L43 60ZM85 58H86V57H85ZM158 58H159V56H158ZM158 58H157V59H158ZM161 58H163V57H161ZM170 58H171V56H170ZM173 58H174V57H173ZM186 58H184V60H182L183 62L179 60V63L182 62V66L179 65V67H177V66H178L177 64H179V63L172 65L174 62H173V60H171V59H170V60H171L173 63H172L171 61H170V63L165 62L166 65L163 64L162 62H161V63H158L157 61H155L156 63H158V64H157L158 66L155 65V64L153 63V66H154L155 70H154L153 66H150L149 69H150V70L152 69V70L149 71V74H150L149 76L155 74V73L158 71V73H159L158 75L161 74V76H162V74L164 73V80H165V78H166V80L170 83V80H171L172 78H171V76H170L171 79L168 80V76H167L168 74H166V73H169V72H165V71H167V70L170 71L171 69H175V70H176L175 72L177 73V76H178V77L175 76V75H176L175 72L173 73L172 76H175L177 79L180 78V77L184 78L185 73H190V74H191L190 71H192V69L190 70V67L187 69V67H188L187 65H189L190 63H189V64L186 63L187 65L183 64V63L185 62V59H186ZM199 58H200V57H199ZM212 58H213V56H212ZM220 58H221V56H220ZM226 58H227V57H226ZM27 59H28V58H27ZM119 59H118V60H119ZM179 59H180V58H179ZM194 59H195V58H194ZM200 59H201V58H200ZM202 59H203V58H202ZM224 59H225V58H224ZM230 59H232V58H230ZM258 59H259V58H258ZM258 59H257V61L259 62L261 59H260V60H258ZM1 60H2V59H1ZM8 60H9V59H8ZM20 60H21V59H20ZM22 60L25 61L24 58H22ZM47 60H48V62H46ZM107 60H108V59H107ZM154 60H155V59H154ZM167 60L169 61V58H167ZM262 60H264V59H262ZM13 61H14V60H13ZM13 61H12V62H13ZM28 61L30 62V60H28ZM34 61H35V60H34ZM36 61H35V62H36ZM90 61H91V60H90ZM174 61H176V60H174ZM186 61H187V62H190L191 59H190V61H188V60H186ZM196 61H197V60H196ZM205 61H206V60H205ZM228 61H229V60H228ZM235 61H236V60H235ZM250 61H251V62H250ZM255 61H256V60H255ZM257 61H256V62H257ZM2 62H3V61H2ZM6 62H7V61H5V63H6ZM15 62H16V61H15ZM83 62H84V61H83ZM149 62H150V61H149ZM210 62H211V61H210ZM246 62H247V60L245 61V64H247ZM256 62H254V63H252V64H254V65H256V66L258 67V66H259L258 64H260V63L257 62V64H256ZM260 62H261V61H260ZM5 63H4V65H3V64L1 63V61H0V66H1V67H0V70H2V73H0V77H1V74H2V75H5V73H7V72H5V71H7L8 68H9V67L7 68V65H8V64L6 63L7 65H5ZM19 63H20V62H19ZM30 63H32V62H30ZM65 63H63V64H65ZM84 63H85V62H84ZM143 63H144V62H143ZM171 63H172V64H171ZM200 63H201V62H200ZM240 63H241V62H240ZM240 63H239V64H240ZM262 63H263V62H261V64H262ZM1 64H2V65H1ZM12 64H13V63H12ZM17 64H18L17 62L14 64V66L10 64V67L12 66L11 68H13V70H15ZM22 64H23V62H22ZM24 64H25V63H24ZM32 64H35V63H32ZM38 64H40V62H39ZM57 64H58V65H59V64L61 65L62 62L58 61ZM67 64H66V65H67ZM69 64H68V65H69ZM78 64H80V65H78ZM86 64H87V63H86ZM88 64H89V62H88ZM88 64H87V65H88ZM146 64H148V63H146ZM160 64H161V65L163 64V65L160 66ZM170 64H171V65H170ZM180 64H181V63H180ZM210 64H211V63H210ZM219 64H220V63H219ZM221 64L223 65V64H224V61H222ZM226 64H227V63H226ZM230 64H231V63H230ZM230 64H229V65H230ZM237 64H238V63H237ZM239 64H238V68H237V67H236V68L233 67V68H235L236 71L239 70V68L242 66V65L239 66ZM241 64H242V63H241ZM245 64H244V62H243V65H244V66H242V69L240 68V70H243V68H245ZM252 64H250V66L248 65L249 69H250L251 66H253ZM20 65H21V64H20ZM41 65H42V64H41ZM60 65H59V66H60ZM68 65L65 67V70H66V68L68 67ZM137 65H138V66H137ZM142 65H143V64H141V66H142ZM151 65H152V61H151ZM175 65H176V67H174ZM191 65H192V64H191ZM191 65H190V66H191ZM214 65H217V64L214 63ZM3 66H6V67H5V71L3 70V69H4ZM28 66H29V69H28V70H30V69H31V68H30V65L28 64ZM39 66H40V65H39ZM39 66H38V67H39ZM43 66H44V63H43V65H42V67L40 66V68H41L40 71L37 70V67H36V68H35L36 70H35L34 72L39 71L38 74H39V75H42V77L44 78V81H42L43 79H41L40 76L37 75V78H38V76H39L38 79H41V80H40L41 82H40V81H37V80H38L37 78H36V79H33V80L35 81L34 85H33V84L30 85V82H34L32 79H31L32 81H30V76H31V78H32V71H33V69H34L35 66L32 67L33 69L30 71V72H31L30 76H28V74H29V71L27 70L28 67L25 68L27 72H25V69H22V70H23V71H22L23 73H28V74H25V77H24V78H23L22 76H20V75H17V73H15L16 70H15L14 73H12V72H13L12 69L9 68L8 73L11 72L12 75L15 74V77H16V75H17V77L20 76L19 78L22 79V81H19L20 83H22L21 85L18 84L19 82L17 83L16 81L13 82V80H11V78H10V77H11V76H10L11 74L9 75L10 77H8V75H5V76H7V77L9 78V80H8V78H5V77H4V79H3L4 81H2V78H3V76H2V78H1V80H0V90H1L2 92H6L7 95H6V94H5V95L3 94V97H6V99H4L3 101L0 102V109H1V107L3 108V113H0V124H1V125H3V126H4V125H9V126H10V125H13V126H14V125H15V121L17 120V123H18V121H19L18 119H19L22 115H25V116H26V115H27V114H26L27 112H29V114H30V111H31L30 108H32L33 106L31 105V103H29V104L31 105V107H29V105H27V104H28L27 101L29 100V98H31V99L33 98V100H34V97H33V96H35V99H36V100H39V99L36 98V97H37V95H36L37 93H38V96H40V94H42V96H45V98L48 99V97H49V95L47 94L48 92L46 93L44 90H42V92H40L41 90H39V92H38V88H40V89H41L42 87H43L42 89L47 88V87L49 88V86L46 85V84H49V83H48L49 80H51V81H55V80H54V77L57 76L56 74L59 75L60 72L58 71V67H57V70H56V71H55V69H53L55 72L52 71V72H54L55 74L51 72V70H52V66L55 67V64H53V65L50 67V69H48L49 71H45L46 69H45V70L43 69L44 72L42 71ZM56 66H57V65H56ZM78 66H79V67H78ZM192 66H194V65H192ZM220 66H221V65H220ZM223 66H224V65H223ZM227 66H228V64H227ZM236 66H237V65H236ZM261 66H262V65H261ZM14 67H15V68H14ZM63 67H64V66H62V68H63ZM70 67H69V68H70ZM225 67H226V66H225ZM262 67H263V66H262ZM262 67H261V68H262ZM23 68H24V67H23ZM60 68H61V67H60ZM115 68H116V67H115ZM132 68H133V69H132ZM140 68L142 69V67H140ZM231 68H232V67H230V68H227V67L224 68V67H223V69H222V66H221V67H220V70L224 71V70L226 69V72H230V69H231ZM233 68H232V70H234ZM254 68H256V67H254ZM261 68H259V69H261ZM263 68H264V67H263ZM10 69H11V70H10ZM78 69H80V70H78ZM88 69H89V68H88ZM215 69H216V68H215ZM228 69H229V70H228ZM245 69H246V71L248 70L247 67H246ZM245 69H244V72H245ZM59 70H60V69H59ZM61 70H62V69H61ZM116 70H117V68H116ZM116 70H115V72H116ZM119 70H120V69H119ZM119 70H118V71H119ZM143 70H145V69H143ZM146 70H148V69H146ZM186 70H187V72H185ZM189 70H190V71H189ZM195 70H196V69H195ZM203 70H204V69H203ZM227 70H228V71H227ZM235 70H234V71H235ZM240 70H239V72H240ZM254 70H255V69H254ZM57 71H58V73H57ZM70 71H71V72H70ZM84 71H86V70H84ZM127 71H129V70H127ZM154 71H156V72H154ZM171 71H173V70H171ZM171 71H170V75L172 74ZM234 71H233V72H234ZM248 71H250V70H248ZM0 72H1V71H0ZM19 72H20V70H19ZM22 72H20V74H21ZM61 72H62V71H61ZM69 72H70V73H69ZM76 72H77V74H75ZM143 72H145V71H143ZM143 72H142V74L139 72V73L141 74V76H142V75L145 76V74H144ZM151 72H152V74H151ZM193 72H194V74L196 75L197 72L195 73L194 69H193ZM193 72H192V73H193ZM215 72H216V71H215ZM220 72H221V71H220ZM226 72H225V71L222 72L223 74H222V73H219L220 76H221V75L224 76L223 78H221L222 76L220 77L218 74H216V75H218V78L215 77V78H217L215 81L218 82V81H219L218 79H220V81H219L220 83L218 82L220 85L216 82L217 86H216V84H214L215 86L212 87V88H214V89L210 88L211 90H209V92H211V93H210V94L207 93L208 96L211 97V98L213 99V102H211L210 98L208 97L209 100H210V101H209V104L211 103L210 106H209V108L212 106L213 103L216 102L217 104H216V103H215V104L218 105V107H217V108H218L217 112L214 111L216 108L213 109V108L216 107V106L211 107V108H210L211 111H208L209 108H208V109L206 108L207 111H206V110H205V111H202V110H201V109H202V106H200L201 109H200V108L198 109V110H201V112H200V111H199V112H197V111H196V112H193V111H191L192 109H188V110L186 109V113H185V112L183 113V112L181 111V110H182V109H181L182 106L178 108V110L181 111V114H179L180 116L182 115L181 119L184 118V117H183V116H184L183 114H186V119H187L188 122H190L189 125H191L190 127H192V128L194 129L195 134L198 133V135H195L194 137H192V136L190 135L192 138L189 139V140H192V141L190 142V144H188L189 146H187V147H189V148H187V149H188V152H187L188 154H187V155H188L189 157H194V158L196 157V158H197V157H200L201 155H202V157H203V155H204L205 153L207 154V152H208L209 150L212 151L213 149L215 150V148L218 147V146H219V147L224 146L225 143H228V142H226L227 140H230L231 143L235 142V144H236V142H238L239 145H240V143H241L240 147H242V145H244V146L246 147V141L248 140V141H247L248 143H249V141H250L249 146H251V147H250V149L247 151L249 155L254 154V152L257 153V151H259V150H260V151H259L260 154H261V151L264 152L263 148H261L262 146H260V144H259V145L257 144V142H258L260 139H259V140H256V136H257V134L259 135V132L261 133V131L259 130V132H254V133H256V134H255V137H253L254 139H252L253 132H252V134H250V133H251L250 130L247 131L249 127H250L249 129H252V128H251L252 126L256 127V124L258 123V122H257V121H258V119H257L258 117L255 118V114H256V112H258V110H260V109H257V107H258L259 105H254L255 103H252V104L255 106V108H254V106H253L252 111H248V110L245 111L246 109L244 110V108H243V110H244L245 112L242 111V108H241V110H240L241 102H243L244 100H245V101L248 100V98H246V97H248V96H246L245 94H246V93L249 94V91L252 92V91H253L252 89H254L255 86L258 85V87H257V88H258L257 91H259L258 93H259V94L261 93V94L263 95V97H264V92H263V90H264V89H263L264 86H263V88H262V85L264 84V79H263L264 74H263L262 77L259 76V77H261V78L259 79V78L257 77L259 74L256 76L255 74L250 73V74H248V76L251 75V74H253V75H254V76H252L253 79H251L252 77L249 78V77L247 76V77L249 78L248 81H245V80H246V78H245V80H243L244 82H243L242 84L240 83L241 88H240V86H239V88H238V87H237V88L235 87V89H234V87L232 88V86H234V84H235V83L233 82L234 79H231V77L234 76V75H231L232 73L230 72V78H229L228 73H226ZM237 72H238V71H237ZM237 72H234V74H235V73L238 74ZM251 72H252V70H251ZM262 72H264V71H262ZM36 73H37V72H36ZM40 73H41V74H40ZM64 73H63V74H64ZM85 73H86V72H85ZM117 73H118V72H117ZM120 73H121L120 75L118 74V75H119L118 78L120 77V78H119L120 80L117 78V76L115 77V80L118 81V82L115 83V81H113V80H108V82H109V81L114 82L115 84H114V83H113V84H114L115 86H114L113 84H112V85H113V86H112L110 83H108V85L106 84L105 89H102V90H101V89H99V88H98V89L96 88V87L98 86L97 83H96L97 86H96V87L94 86L96 89H95V88H92V89H93V92H95V95H94V96H95L96 98H100V100H101V98H102V96H103V94H104V93H103L104 91H107V92H105L106 94H104V95H106L105 98H104V100L106 99V97L108 98V95H109V96L111 95V97H113V98H112L113 100H114V99H115V100L118 99V101L120 100V101H119L120 103H119L118 101H117V102L115 101V102L118 104V106L121 104V105H120L121 107H118V108H121V109H120L121 111H120L119 109H117V104L115 105V102H114L112 99H110L109 102L112 103V105H113V103H114V105H113V106H112V105H110V106L107 105V106L110 107V108H109L110 110H108V111H107L106 109L104 110V111H106V112L104 113L106 116H103V119H102L103 122H104V124H102L103 122H101L102 120H100L102 117H99L100 119H99V118H96V115H94V114L96 113V112H95V113L93 114L95 117L92 116V115H91V116L88 115V116L91 118V120H90V118L87 116L88 119L90 120V121L88 122L89 125H90V123H91V125H92V123H96V122H97V123H96L97 125H98V124H102V125H103L102 127H104L105 124H106L107 127H108V125H109V127H111V129H112V127L115 128L114 125H115L117 122H118V123H117L116 126H118V124H120V126H121V124H124V122H125L126 125H127L128 122H130V118L132 117V114H133V117L135 116L134 113H132V112H133L132 110H131V112H129V111H127V109H126V111H124V113H121V112H122V103H121V101L124 103V107H123V108H125V107H126V108H131V107H128L129 105H128L127 103H125V102H128V101H129V100L127 101L126 96L129 95V94H128L129 92H134V91H135V90H134V88H135L134 86H136V84H135V83H136V82H135L136 80L132 81L134 77H133V78L130 77L132 80H128V79H129V78H128V77H129L128 74H127V78H128V79H124L123 77L121 78V76H122V72H120ZM127 73H129V72H127ZM130 73H131V72H130ZM207 73H208V72H207ZM207 73H206V74H207ZM209 73H210V72H209ZM209 73H208V74H209ZM18 74H19V73H18ZM113 74H114V72H113ZM125 74H126V72H125ZM131 74H132V73H131ZM135 74H136V73H135ZM165 74H166V75H165ZM174 74H175V75H174ZM183 74H184V76H183ZM208 74H207V75H208ZM224 74H225V75H224ZM239 74H240V73H239ZM242 74H243V72H242ZM26 75H27V77H29V78H27ZM35 75H36V74H35ZM53 75H54V76H53ZM85 75H86V74H85ZM114 75H115V74H114ZM129 75H130V74H129ZM137 75H138V74H137ZM137 75H135V77H136ZM188 75H189V74H188ZM198 75H199V74H198ZM214 75H215V74H214ZM226 75H227L228 78H226ZM244 75H245V74H244ZM13 76H14V75H13ZM23 76H24V74H23ZM125 76H126V75H125ZM125 76H124V77H125ZM132 76H133V75H132ZM139 76H140V75H139ZM139 76H137L136 78H138ZM146 76H148V75H146ZM146 76H145V77H146ZM156 76H157V75H155L154 77L156 78ZM161 76H160V77H161ZM165 76H166V77H165ZM190 76H193V75H190ZM235 76H236V75H235ZM235 76H234V77H235ZM15 77H14V78H15ZM33 77H34V76H33ZM58 77H59V79H60V78L62 77V75H61V77H60V76H58ZM58 77H55V78H58ZM69 77H70V76H69ZM86 77L88 78V75H87ZM112 77H113V76H112ZM112 77H111V78H112ZM145 77L142 76L141 78L144 79ZM160 77L157 76V79H159ZM162 77H163V76H162ZM162 77L159 79L160 81H158V80L156 81V80H155V82H154V78H153V80H150L149 77H147V78L151 81V84L148 86V89H146V90L144 91V92H145V93H144V96H143V97L141 96L143 99L145 98V101H146V102H145V101H144V102L147 104L146 106H148V105L150 106L149 103H151V102H152V104H154V103H158L157 100L160 102V100L162 99V97L165 96L164 94H165V90L168 89V88H167V87H168V84H167V86H166V84H165V81H166V80H165V81H164V80H161ZM194 77H195V76H194ZM237 77H238V76H237ZM255 77H256V78H255ZM34 78H35V77H34ZM52 78H53V80H52ZM98 78H99V77H98ZM113 78H114V77H113ZM113 78H112V79H113ZM116 78H117L118 80H117ZM125 78H126V77H125ZM139 78H140V77H139ZM186 78H187V74H186ZM192 78H193V77H192ZM198 78H199V77H198ZM205 78H206V77H205ZM257 78H258L259 80H258ZM5 79H6V80H5ZM15 79H16V78H15ZM63 79H64V78H63ZM76 79H78V78H76ZM83 79H86V78L83 77ZM89 79H90V78H88L87 81H88ZM99 79H100V78H99ZM177 79H176V80H177ZM229 79H230V80H229ZM241 79H242V78H241ZM17 80H18V79H17ZM46 80H47V81H46ZM92 80H93V79H92ZM92 80H90V81H92ZM137 80H138V79H137ZM173 80H175L174 77H173L172 81H173ZM187 80H188V79H187ZM231 80H232V81H231ZM235 80H236V79H235ZM249 80H250V81H249ZM80 81H81V80H80ZM103 81H104V80H103ZM130 81L134 82V85H131L132 82L130 83ZM138 81L141 82L142 80L140 79V80H138ZM143 81H147V80L145 79V80H143ZM152 81H153V83H152ZM161 81H162V82H161ZM179 81L183 82V80H181V79H179ZM184 81H185V80H184ZM190 81H191V80H190ZM213 81H214V80H213ZM215 81H214V82H215ZM225 81H226V82H225ZM227 81H229V82H227ZM36 82H37L38 84H39V83H41V84L38 85ZM56 82H57V81H55V83H56ZM58 82H59V80H58ZM105 82H106V81H105ZM112 82H111V83H112ZM147 82H148V81H147ZM159 82H160V83H159ZM173 82H174V81H173ZM192 82H193V80H192ZM214 82H213V83H214ZM232 82L234 83L233 85H231ZM236 82H237V81H236ZM245 82L250 83V85L252 86V88L249 86L248 83L246 84ZM42 83H43V86H42ZM50 83H51V82H50ZM63 83H64V82H63ZM84 83L87 84L86 80L84 81ZM143 83H144V82H143ZM143 83H142V84H143ZM162 83H163V84H162ZM166 83H167V82H166ZM179 83H180V82H179ZM195 83H196V82H195ZM244 83H245V84H244ZM51 84H52V83H51ZM51 84H50V85H51ZM88 84H90V85L93 87V84H91L90 82H89ZM116 84H117V85H116ZM129 84H130V85H129ZM132 84H133V83H132ZM148 84H149V82H148ZM170 84H171V83H170ZM173 84H174V83H173ZM199 84H200V83H199ZM227 84H228V86H227L228 88L226 87ZM243 84H244V85H248L249 87H247V88H251L252 91H251V90L248 91V89H246V90H247V92H246V90H245L244 87H243V89H242V85H243ZM28 85H29V86H28ZM32 85H33V87H32ZM35 85H38L39 87H37V86H35ZM40 85H41V87H40ZM44 85H45L46 87H44ZM81 85H82V83H81ZM83 85H84V84H83ZM90 85H88V87H91ZM140 85H141V83H140ZM161 85H162V86H161ZM164 85H165V87H166L167 89H166V88H165V89L162 88V87H164ZM175 85H176V83L174 84V86H175ZM177 85H178V84H177ZM177 85H176L175 87H177ZM195 85H196V84H195ZM218 85H219V86H218ZM229 85H231V86L229 87ZM238 85H239V83H238ZM238 85H237V83L235 84V86H238ZM26 86H28L29 88H27ZM85 86H86V85H85ZM109 86H110V87H109ZM128 86H129V87H128ZM131 86H132V87H131ZM171 86H172V85H171ZM185 86H186V85H185ZM190 86H191V85H190ZM260 86H261V87H260ZM35 87H36V90H34ZM52 87H54V86H52ZM70 87H71V86H70ZM82 87H83V86H82ZM108 87H109V88H108ZM136 87H137V86H136ZM180 87H182V86H180ZM192 87H193V85H192ZM55 88H56V87H55ZM66 88H67V87H66ZM80 88H81V87H80ZM100 88H103V87H102V84H101V87H100ZM127 88H128V89H127ZM160 88H161V89H160ZM184 88H185V87H184ZM194 88H195V87H194ZM197 88H198V87H197ZM207 88H208V87H207ZM259 88H261V89H259ZM2 89H3V90L5 89L6 91H3ZM71 89H72V88H71ZM92 89H90V90H92ZM106 89H107V90H106ZM141 89H143V87H142ZM163 89H164V91H162ZM188 89H189V88H187V91H188ZM199 89H200V88H199ZM226 89H227V90H226ZM230 89L234 90V92H232ZM236 89H237V90H236ZM238 89H239V91L242 89V90H241L242 92H239ZM85 90H86V88H85ZM87 90H88V89H87ZM143 90H144V89H143ZM159 90L162 92V95H161V93H160ZM180 90H181V89H180ZM185 90H186V89H185ZM195 90H196V89H195ZM229 90L231 91V93H230ZM244 90H245V91H244ZM255 90H256V88L254 89V91H255ZM260 90H262V91H260ZM1 91H0V93H1ZM32 91H33V92H37V93H34L35 95H32V94H33ZM46 91H47V90H46ZM48 91H49V90H48ZM80 91H83V88H82V90L80 89ZM88 91H89V90H88ZM88 91H86V92H88ZM101 91H102V92H101ZM204 91H205V90H204ZM43 92H45V93H43ZM56 92H57V91H56ZM70 92H72V91H70ZM91 92H92V91H91ZM91 92H89V93H91ZM93 92H92V94H93ZM100 92H101L102 94H101ZM168 92H169V91H168ZM180 92H181V91H179V93H180ZM192 92H193V91H192ZM195 92H196V91H195ZM201 92H202V91H201ZM205 92H207V91H205ZM205 92H204V94H205ZM243 92L245 93V94H243V95H245V99H244V97H243V101H242V98L240 97L239 94H240V93H243ZM255 92H256V91H255ZM50 93H51V92H50ZM50 93H49V94H50ZM58 93H59V91H58ZM62 93H63V92H62ZM78 93H79V92H78ZM81 93H82V92H81ZM108 93H109V94H108ZM159 93H160V94H159ZM169 93H170V92H169ZM188 93H189V91H188ZM197 93H198V92H197ZM235 93H238V94L235 95L236 97H234V95H232V94H235ZM258 93H257L256 95H259ZM51 94L54 96L53 93H51ZM59 94H60V96H61V98H62L63 100L60 102L61 98H59V99L57 100V99H56V95H55V99H56V100H54V101H55V102L57 101L58 104L56 103L57 105H52L53 108H50V109H52V110H49V111H51L52 113H53V110H55L54 107H56V106H58V108H59V107H61V106H64L63 104H66L65 107H68V105H70V103H71V101H70L71 98H73V97L70 95V93H69V92H66V91H65L62 95H61V93H59ZM87 94H88V93H87ZM127 94H128V95H127ZM136 94H137V93H136ZM138 94H139V93H138ZM140 94H141V93H140ZM177 94H178V93H177ZM207 94H205V95H207ZM261 94H260V95H261ZM30 95H32V96L30 97ZM63 95H64V96H63ZM65 95H70L71 97L69 96V97H68L69 99L67 100V99H65V98L67 97V96H65ZM72 95H73V94H72ZM101 95H102V96H101ZM130 95L132 96V94H130ZM134 95H135V94H134ZM158 95H161V96H162V97H160V98H161L160 100H159V98H158V97H159ZM188 95H189V94H188ZM191 95H192V94H191ZM199 95H200V94H199ZM201 95H202V94H201ZM27 96H28L29 98H26ZM60 96H59V97H60ZM192 96H193V95H192ZM192 96H191V97H192ZM237 96H238V97H237ZM249 96H250V95H249ZM20 97H21V99H22V101H21L22 103H24L23 100H25L23 97L26 98V102H25V104L22 105V103H20V106H22V107L24 106L23 108H26V107H27V109H23V111H25V110L27 111V112L25 111L26 113L24 112V114L19 115L18 111H19L20 109H17V108H18L17 106H18L19 104H17L16 106H14V107H17V108H16L17 110H14V108H13V110H14V111H17V113H18L17 116L19 115L20 117H17V116L14 117L13 115H15V113H13V112H14L13 110H12L13 112H11L12 114L9 113L8 111H5V112H4V109L6 110V109H8V107H9V106H8V105H9V104H8L9 101H13V100H14V103H15L16 99L19 100ZM81 97H82V96L80 95V99L82 100ZM90 97H91V96H90ZM90 97H88V99H91L92 101H93V100H96L94 97H92V98H90ZM111 97H110V98H111ZM124 97H125V99H124ZM141 97H140V98H141ZM171 97H172V96H171ZM185 97H186V96H185ZM191 97H189V98H191ZM193 97H194V96H193ZM201 97H202V96H201ZM260 97H262V96H260ZM53 98H54V97H53ZM57 98H58V97H57ZM86 98H87V96H86ZM93 98H94V99H93ZM122 98H123V99H122ZM128 98L130 99L131 97H128ZM132 98H133V96H132ZM157 98H158V99H157ZM239 98L241 99V102H239V100H238ZM251 98H252V96H251ZM257 98H259V96H257ZM21 99H20V100H21ZM43 99H44V97H43ZM51 99H52V98H51ZM83 99H84V98H83ZM88 99H87V100H88ZM173 99H174V98H173ZM204 99H205V98H204ZM254 99H255V98H254ZM52 100H53V99H52ZM84 100H85V99H84ZM84 100H83V101H84ZM87 100H86V101H87ZM102 100H103V99H102ZM107 100H108V99H107ZM111 100H112L113 102H112ZM123 100H124V101H123ZM133 100H134V99H133ZM138 100H139V99H138ZM162 100H163V99H162ZM174 100H175V99H174ZM177 100H178V99H177ZM249 100H250V99H249ZM259 100H260V99H259ZM262 100H263V99H262ZM43 101H44L45 104H46V103H49V100H48V102H47V100H46V102H45V100H43ZM50 101H51V100H50ZM54 101H53V102H54ZM66 101H68L69 104H67ZM86 101H85V102H86ZM88 101H89V100H88ZM88 101H87V103H88ZM92 101H91V102H92ZM97 101H98V100H97ZM130 101H131V100H130ZM135 101H137V100H134V102H135ZM171 101H172V99H171ZM185 101H186V100H185ZM214 101H215V102H214ZM30 102H32V101L30 100ZM35 102H36V101H35ZM35 102H34V103H35ZM37 102H38V101H37ZM51 102H52V101H51ZM62 102H63V103H62ZM65 102H66V103H65ZM77 102H78V100H77ZM79 102H80V101H79ZM79 102H78V103H79ZM91 102L89 101V105H90ZM106 102H107V101H106ZM141 102H142V101H140V103H141ZM165 102H166V101H165ZM165 102H164V103H165ZM172 102H173V101H172ZM176 102H178V103H177V106H178V104L181 105V104L179 103L180 101H176ZM181 102L183 103L184 101L181 100ZM187 102H188V101H187ZM18 103H19V102H18ZM59 103H60V105H59ZM82 103H84V102H82ZM82 103L80 102L79 105H81ZM137 103H138V102H137ZM140 103H139V104H140ZM145 103H141V104L144 105V106L142 105L143 107H145ZM161 103H162V101H161ZM164 103H163V104H164ZM173 103H174V102H173ZM173 103H171V104L173 105ZM195 103H196V102H195ZM239 103H240V104H239ZM246 103H247V101H246ZM257 103H258V102H257ZM11 104H12V102H11ZM35 104H37V103H35ZM49 104H50V103H49ZM53 104H54V103H53ZM74 104H75V103H74ZM84 104H85V103H84ZM125 104L128 105V106H125ZM139 104H138V105H139ZM175 104H176V103H175ZM175 104H174V106H175ZM183 104H184V103H183ZM183 104H182V105H183ZM207 104H208V103H207ZM215 104H213V105H215ZM259 104H261V103L259 102ZM13 105H14V104H13ZM25 105H27V106L25 107ZM99 105H100V104H99ZM169 105H170V104H169ZM172 105H171V107H172ZM184 105H185V104H184ZM184 105H183V106H184ZM189 105L191 106V103H189ZM242 105H243V104H242ZM246 105H249V103L246 104ZM250 105H251V103H250ZM37 106H39V105H37ZM74 106H75V105H74ZM76 106H77V105H76ZM82 106L84 107V105H82ZM87 106H88V105H85L86 108H88ZM111 106H112V107H111ZM140 106H141V105H140ZM156 106H157V104H156ZM165 106H168V104L165 105ZM174 106H173V108H174ZM192 106H193V105H192ZM204 106H205V105H203V107H204ZM85 107H84V108H85ZM134 107H135V106H134ZM143 107H142V109H143ZM151 107H153V105L149 107L150 109H149V108H148V109L151 110V109H152ZM185 107H186V108H190V107H187V105H185V106L183 107V110H185V109H184ZM248 107H249V106H248ZM251 107H252V106H251ZM28 108H29V109H28ZM58 108L56 107V110L62 112V109H63V108H60V109H58ZM75 108H76V107H75ZM77 108H78V107H77ZM77 108H76V109H77ZM80 108H81V107H80ZM80 108H79V109H80ZM97 108H98V107H97ZM99 108H100V107H99ZM101 108H102V107H101ZM105 108H108V107L105 106ZM145 108H146V107H145ZM145 108H144V109H145ZM155 108H156V107H153V110H154ZM166 108H168V107H165V108H163V109H165V111H166ZM263 108H264V106H263ZM263 108H261V109H263ZM21 109H22V108H21ZM33 109H34V108H33ZM142 109H141V110H142ZM156 109H157V108H156ZM176 109H177V107H176ZM34 110H35V109H34ZM37 110H38V109H37ZM45 110H46V109H45V107H44L43 111L41 110V112L43 113ZM80 110H81V109H80ZM83 110H84V109H83ZM89 110H90V109H89ZM92 110H93V109H92ZM100 110H101V109H100ZM100 110H99V112H100ZM124 110H125V109H124ZM128 110H129V109H128ZM133 110H135V109L133 108ZM153 110H152V111H153ZM196 110H197V109H196ZM212 110H213V111H212ZM23 111H22V112H23ZM49 111H48V112H49ZM63 111H68V110H65V108H64ZM77 111H78V110H77ZM90 111H91V110H90ZM102 111H103V108H102L101 112H102ZM144 111H145V110H144ZM146 111H147V109H146ZM159 111H160V110H159ZM167 111H168V109H167ZM169 111H170V109H169ZM171 111H172V110H171ZM194 111H195V108H194ZM219 111H221V112L218 113ZM235 111H239V112L233 113V112H235ZM0 112H2V111H0ZM7 112H8L9 114H8ZM19 112H21V110H20ZM32 112H33V113L36 112L34 115L37 116V117H36L37 119H38V118H41V120H42L41 124H43V125H40V126L35 125V122H39V121H41L40 119H39L38 121H37V119H35V121L32 120V121H33V124H34L35 126H37V127H34V126H33L30 130H31V131H34L35 133H37V130H39L38 132L44 134V132H46V128H47V130L50 129L49 127H47L49 123H46V122H47L46 120H49V117H50L49 114H50V112H49V114H47V115H45V114L43 115L42 113H40L39 110H38V111L35 110V111H32ZM32 112H31V113H32ZM38 112L40 113V114H39L40 116H38ZM48 112H47V110H46L44 113H48ZM54 112H55V113L50 114L51 117L53 118V120L50 122L51 124H52V122H54V121L59 122V121L55 118V117H57L59 114L56 115L57 112H56V111H54ZM60 112H59V113H60ZM91 112H92V111H91ZM126 112H127V114H126ZM128 112L131 114V117L128 115ZM154 112H156V110H154ZM154 112L148 111V113H147V112H146V113H147V115H148L149 118H152V117H156V115H157V114L154 113ZM177 112H178V111H177ZM177 112H176V113H177ZM227 112H228V113H227ZM240 112H241V113H240ZM242 112L244 113L245 116L243 115V117H242V116L240 115V118H242V119H244V120H241V119L239 120V118H236V117L239 116L238 113L242 114ZM261 112H262V111H261ZM261 112H260V113H261ZM33 113H32V114H33ZM68 113H69V112H68ZM78 113H79V111H78ZM106 113H107V114H106ZM153 113H154L155 115H154ZM176 113L174 112V114H176ZM178 113H179V112H178ZM223 113H224V114H223ZM229 113H230V114H229ZM254 113H255V114H254ZM260 113H259V114H260ZM20 114H21V113H20ZM41 114H42V115H41ZM62 114H63V113H62ZM65 114H66V112H65ZM80 114H81V113H80ZM100 114H101V113H100ZM140 114H142V112H141ZM158 114H159V113H158ZM162 114H163V113H162ZM220 114H222V116H221ZM225 114H226V115H225ZM227 114H228V116H229V115H230V116H229L228 118H225L224 116H227ZM234 114H235V115H238V116H235ZM52 115H56V116H52ZM85 115H86V114H85ZM85 115H84V117H85ZM137 115H139V113H137L136 116H137ZM153 115H154V116H153ZM179 115H178V118H179ZM260 115H261V114H260ZM28 116H29V115H28ZM136 116H135V118L137 119ZM161 116H162V115H161ZM173 116H174V115H172V117H173ZM176 116H177V114L175 115V117H173V120H174V118H176V120H174V122H178V121H179L178 118H177ZM263 116H264V115H263ZM29 117H30V116H29ZM31 117H32V116H31ZM51 117H50V118H51ZM61 117H62V116H61ZM97 117H98V116H97ZM139 117H140V116H139ZM162 117H163V116H162ZM22 118H24V117L22 116L21 119H22ZM32 118H33V117H32ZM57 118H58V117H57ZM92 118H93V119H92ZM94 118H96L97 120L94 119ZM105 118H106V119H105ZM141 118H142V117H141ZM141 118H139L140 120H139V119H137V120H139V122H141ZM145 118H146V117H145ZM165 118H166V117H165ZM21 119H20V120H21ZM33 119H34V118H33ZM43 119H44V120H43ZM55 119H56V120H55ZM61 119H62V118H61ZM64 119H65V118H63L62 120H64ZM88 119L86 118L85 120L88 121ZM98 119H99V120H98ZM136 119H135V120H136ZM161 119H162V118H161ZM170 119H171V118H169V120H170ZM184 119H185V118H184ZM259 119H260V118H259ZM27 120H28V119H27ZM27 120H26V121H27ZM67 120L69 121L70 118L67 119ZM81 120H82V119H81ZM143 120H144V118H143ZM143 120H142V121H143ZM148 120H149V119H148ZM150 120H151V119H150ZM150 120H149V121H150ZM171 120H172V119H171ZM173 120H172L171 122H173ZM21 121H22V120H21ZM21 121H20V123H21ZM28 121H29V120H28ZM49 121H50V120H49ZM49 121H48V122H49ZM60 121H61V120H60ZM68 121H67V122H68ZM98 121H99L100 123H99ZM131 121L134 122L133 118L131 119ZM145 121H146V120H145ZM167 121H168V120H166V122H167ZM29 122H31V121H29ZM57 122H56V123H57ZM61 122H63V125H64V122H65V121H61ZM81 122H82V121H81ZM81 122H80V123H81ZM85 122H86V121H85ZM107 122H109V123H111V124H114V125L112 126L111 124H108ZM119 122H120V123H119ZM121 122H122V123H121ZM150 122H151V121H150ZM169 122H170V121H169ZM174 122H173V123H174ZM183 122H185V121H183ZM65 123H66V122H65ZM80 123H79V124H80ZM83 123H84V122H82V124H83ZM137 123H138V122H137ZM143 123H144V121H143ZM143 123H142V124H143ZM147 123H148V122H147ZM151 123H152V122H151ZM162 123H163V122H162ZM185 123H186V122H185ZM185 123H184V124H185ZM259 123H260V121H259ZM18 124H19V123H18ZM36 124H37V123H36ZM38 124H40V123H38ZM45 124H46V126H45ZM53 124H54V123H53ZM53 124H52V126H53ZM61 124H62V123H61ZM66 124H68V125H66ZM66 124H65L66 126L64 125V127H68V126L70 125L69 122L66 123ZM96 124H95V125H96ZM129 124H131V123H129ZM129 124H128V125H129ZM138 124H140V123H138ZM160 124H161V123H160ZM174 124H175V123H174ZM176 124L179 125L180 123L178 122V123H176ZM176 124H175V127H172V130H173V128L177 129V128H176ZM182 124H183V123H182ZM186 124H188V123H186ZM261 124H262V122H261ZM261 124H260V125H261ZM57 125H58V123H57ZM57 125L54 124V129H55L56 131H58V128H63L62 125H61L60 127L57 128V127H56ZM59 125H60V122H59ZM71 125H72V124H71ZM71 125H70V127H71ZM75 125H76V124H75ZM83 125H85V124H83ZM93 125H94V124H93ZM97 125H96V126H97ZM110 125H111V126H110ZM133 125H134V124H133ZM140 125H141V124H140ZM170 125H172V124H170ZM170 125H169V123H168L166 126L168 127V126H170ZM262 125H263V124H262ZM23 126H24V125H23ZM41 126H42V127H41ZM43 126L45 127V128H44L45 131L42 132V131H40V130H42L41 128H43ZM49 126H50V125H49ZM52 126H51V127H52ZM159 126H160V125H159ZM163 126H164V125H163ZM172 126H173V125H172ZM183 126H184V125H183ZM183 126H182V127H183ZM241 126H242V127H246L247 130H246V131H241V128H240ZM72 127H73V130H74L75 126H72ZM84 127H85V126H84ZM93 127H94V126H93ZM109 127H108V128H109ZM123 127H124V126H123ZM130 127H132V126L129 125V128H130ZM135 127H136V125H135L133 128H131V129H134ZM147 127H148V126H147ZM155 127H156V126H155ZM178 127H179V126H178ZM257 127H258V124H257ZM23 128H25V127H23ZM78 128H79V127H78ZM140 128H141V126H140ZM142 128H143V127H142ZM168 128H169V127H168ZM179 128H180V127H179ZM179 128H178V129H179ZM9 129H10V128H9ZM35 129H37V130H35ZM51 129H52V128H51ZM66 129H67V128H66ZM71 129H72V128H71ZM75 129H76V128H75ZM102 129H104V128H102ZM111 129H110V130H111ZM119 129H120V128H119ZM131 129H130V131H131ZM136 129H138V128H136ZM242 129H243V128H242ZM258 129H259V128H258ZM115 130H116V129H115ZM134 130H135V129H134ZM168 130H169V129H168ZM172 130H171V132H173ZM253 130H254V129H253ZM31 131H29V132H31ZM61 131H62V130H61ZM66 131H68V130H66ZM78 131H79V130H78ZM107 131H108V130H107ZM122 131H123V130H122ZM128 131H129V130H128ZM256 131H257V130H256ZM48 132H49V133H52L51 130H48L47 133H48ZM80 132L82 133V131H80ZM105 132H106V131H105ZM105 132H104V135L106 134ZM120 132H121V131H120ZM120 132H119V133H120ZM125 132H127V130H126ZM135 132H137V131H135ZM139 132H140V131H139ZM153 132H154V131H153ZM153 132H152V133H153ZM157 132H158V131H157ZM157 132H156V134H157ZM178 132H180V131H178ZM49 133H48V135H49ZM66 133H67V132H66ZM68 133H69V132H68ZM111 133H112V134H111V136H112L113 133H116V132H111ZM119 133H118V134H119ZM133 133H134V132H132L131 134H133ZM162 133H163V132H162ZM263 133H264V132H263ZM37 134H38V133H37ZM96 134H97V133H96ZM107 134H108V133H107ZM120 134H121V133H120ZM123 134H124V132H123ZM135 134H136V133H135ZM148 134H150L149 131H148ZM148 134H146V135H148ZM154 134H155V133H154ZM160 134H161V133H159V136H160ZM183 134H184V133H183ZM190 134H191V133H190ZM193 134H194V132H193ZM40 135H41V134H40ZM44 135H45V134H44ZM44 135H41V137L44 138V137L47 136V134H46V136H44ZM50 135H51V134H50ZM50 135H49V136H50ZM125 135H126V133H125L123 136L125 137ZM127 135H129V133H128ZM127 135H126V136H127ZM137 135H138V134H137ZM167 135H168V134H167ZM260 135H261V134H260ZM260 135L257 136V137L259 138ZM51 136H53V133H52ZM54 136H56V135L54 134ZM54 136H53V137H54ZM94 136H95V135H94ZM101 136H103V135H101ZM105 136L107 137V135H105ZM105 136L101 137V139H102V140L105 139V138H104ZM111 136H109V137L111 138ZM118 136L121 138L122 135H121V136L118 135ZM123 136H122V137H123ZM132 136H133V135H132ZM151 136H152V135H151ZM169 136H170V135H169ZM96 137H98V136H96ZM115 137H116V136H115ZM119 137H118V138H119ZM127 137H128V136H127ZM127 137H126V138H127ZM184 137H185V136H184ZM47 138H49V137L47 136L46 139H47ZM54 138H55V137H54ZM92 138H93V137H92ZM99 138H100V137H99ZM107 138H108V137H107ZM112 138H114V137H112ZM118 138L116 139L117 141L119 140ZM145 138H146V137H145ZM148 138H150V136H149ZM182 138H183V137H182ZM258 138H257V139H258ZM263 138H264V137H263ZM87 139H90V140H91V138H87ZM114 139H115V138H114ZM121 139H122V138H121ZM124 139H125V138H124ZM20 140H21V139H20ZM26 140H28V139H26ZM85 140H86V139H85ZM122 140H123V139H122ZM127 140H128V138H127ZM127 140L125 139V140H124L125 142L123 141L124 143H122V142L119 141V142H118V146H121V147H120V148L117 147L119 150L116 149V151H115V154H116V155H117L118 152H119L118 154H122L121 151L123 152V155H122V156H124L125 159H124V161L121 160V162H119V161L117 162V160H116V162H115V161L110 157L111 154L109 155V150H108L107 147H106L107 149L104 148V149H101V150L98 148V150H100V154H99V155H96V157H95V153H96L95 150H97L96 148H97V146H98V145L96 146V144H94L95 141H94L93 145L90 144L91 147H89V146H90L89 144H88L89 146H86V145H85L86 149L82 147L83 151H85L84 156H85V155H88V157L85 156V158H82V160H80V161L78 160L79 165L81 164L80 167L83 168V173L80 174V175L82 176L81 178H83V181H81V183H83V182L85 183V181L87 182V180H88L91 176H92V177L94 176V177L96 178V180L93 178L95 181H97L98 178L100 179V180L98 179V181H99V182H102V184L100 183L101 186L103 185V183L106 184V185H110V183L114 184L115 180H117L118 177H119V180L121 181V179L123 178V177H120V176H122L121 173H124V171H127V169L130 170L131 167H132L133 165H135V167H136L138 164H139V165H140V164H150V162H151V163H155L154 161L150 160V158H149V156H148L149 154H147V152H146L145 154H143V152H142L138 147H137V148H133V147H135V146H132V145H131V147H132L133 149L130 147V150H129V149H128L129 147L126 146V145H128V143L126 142ZM179 140H180V138H179ZM33 141H34V140H33ZM45 141H46V140H45ZM48 141H49V140H48ZM98 141H101V140H98ZM131 141H132V140H131ZM243 141H245V142L242 143ZM260 141H261V140H260ZM260 141H259V142H260ZM262 141H263V140H262ZM29 142H30V141H29ZM259 142H258V143H259ZM263 142H264V141H263ZM263 142H262V143H263ZM14 143H17V142H14ZM103 143H104V142H103ZM121 143H122V144H121ZM125 143H126V145H125ZM131 143H132V142H131ZM238 143H237V146H236V147H239ZM18 144H19V145H18L19 147H21V148L24 147L25 149H26V147L29 145V144L27 145V142H25V141H24V142H18ZM32 144H33V143H32ZM97 144H98V143H97ZM105 144H106V143H105ZM119 144H121V145H119ZM173 144H174V143H173ZM15 145H16V144H15ZM30 145H31V144H30ZM57 145H58V144H57ZM136 145H137V144H136ZM179 145H180V143H179ZM227 145H228V144H227ZM257 145H258V146H257ZM4 146H5V145H4ZM93 146H94L95 150H93V149H94V148H92ZM116 146H117V144H116ZM233 146H234V145H233ZM233 146H231V148H232ZM244 146H243V147H244ZM1 147H2V146H1ZM1 147H0V148H1ZM34 147H35V146H34ZM58 147H59V146H58ZM102 147H103V146H102ZM102 147H101V148H102ZM224 147H225V148H223V149H227L226 146H224ZM234 147H235V146H234ZM240 147H239V148H240ZM243 147H242V148H243ZM24 148H23V149H24ZM27 148H29V147H27ZM110 148H111V147H110ZM178 148H179V147H178ZM178 148H177V149H178ZM112 149H113V148H112ZM184 149H186V148H184ZM216 149H217V148H216ZM228 149H229V148H228ZM234 149H235V151L237 150V148H233V150H234ZM251 149H252L253 152H251ZM258 149H259V150H258ZM0 150H1V149H0ZM98 150H97V151H98ZM102 150H103V151H102ZM117 150H118V152H117ZM218 150H219V149H218ZM221 150H222V149H221ZM238 150H239V149H238ZM244 150H246V148H245ZM244 150H242V151H244ZM22 151H23V150H22ZM174 151H175V150H174ZM178 151H179V150H178ZM222 151H223V150H222ZM230 151H231V150H230ZM239 151H240V150H239ZM242 151L240 152L241 154H243ZM34 152H35V151H34ZM92 152H94V153H92ZM110 152H111V151H110ZM176 152H177V151H176ZM176 152H175V153H176ZM182 152H183V151H182ZM219 152H220V150H219ZM225 152H226V151H225ZM231 152H232V151H231ZM245 152H246V151H245ZM247 152H246V153H247ZM86 153H87V154H86ZM113 153H114V152H113ZM226 153H227V152H226ZM38 154H39V153H38ZM97 154H98V153H97ZM209 154H210V153H208V155H209ZM257 154H258V153H257ZM89 155H90V156H89ZM91 155H94V156H91ZM144 155H145V156H144ZM146 155H147V156H146ZM177 155H178V154H177ZM208 155H207V156H208ZM244 155H245V154H243V156H244ZM255 155H256V154H254V156H255ZM34 156H35V155H34ZM98 156H99V157H98ZM150 156H151V158H153V155L150 154ZM155 156H156V155H155ZM210 156H212V155L210 154ZM254 156H253V157H254ZM263 156H264V155H263ZM263 156H262V157H263ZM38 157H39V156H38ZM86 157H87V158H86ZM118 157H119V156H118ZM249 157H250V156H249ZM258 157H259V156H258ZM0 158H1V157H0ZM33 158H34V157H33ZM126 158H127V159H126ZM154 158H156V157H154ZM183 158H184V156H183ZM205 158H206V157H205ZM211 158H212V157H211ZM254 158H256V156H255ZM28 159H29V158H28ZM34 159H35V158H34ZM185 159H186V158H185ZM119 160H120V159H119ZM154 160H155V159H154ZM240 160H241V159H240ZM248 160H250V159H248ZM256 160H257V159H256ZM30 161H31V159H30ZM35 161H36V159H35ZM144 161H146V163H145ZM147 161H148L149 163H147ZM203 161H204V160H203ZM3 162H4V161H2V163H3ZM8 162H9V161H8ZM8 162L6 163V160H5L4 163H6V164L3 166L4 163H3V164L1 163L2 166H0V167H3V170L0 168V187L2 186L3 189H4V190H2V188L0 189V208H1V211L4 210V209H6L7 211L9 210L10 213H7L8 215H7V214L5 215L4 212H7V211H2L3 214L5 215V217H8V216H9V217H8V218H5V217H4V218H1V217H3V215H0V219H2V221H3V219H8V220H4V221H6L8 225L11 224V227H12L13 223H10L11 221H9V220H10L11 218H12L11 220H13V217H14V215H13V217H12V215H11V218H10V215H9V214H11V212H12V213H16L17 215L20 216V215H21V214H19L20 212H21V213H22V212L24 213V211H23L24 207H25V208H28V207H29L30 209H32V207H34V209H36V206H35V205L38 204V205L41 206L43 203H47L46 205H47L48 207L51 205L52 208H54V206H55L54 204H56L58 201H60V204H61V205L66 204L65 202L63 203L62 201H66V202H68V205H69V202H70V203L73 202V201L75 202L76 199L80 197V195H79V197H78V195H77V198H76V197H75L76 195L74 196L73 193H72L71 195L68 194V195H70V196H68V195H67L68 192H67V193H66L67 196H65V197L60 196V197H59V196L57 195V197H58V198H57L56 196H55V197H52V196H50V195H48V194H47V195H44L45 193L40 192V193H38V194L41 195V197H39V198H41L42 200H44V201L42 202V201H40L41 199L38 198V196H37L38 194L36 195L37 191L34 192L33 188H31L32 184H31V186L28 185L27 182H26V180H25V178H24V175H23V174L25 173V170H28V169H29V167H28V169H26V168H25L26 166H24L25 170H23V169L19 170L18 168H17L18 170H17V169L15 170V169L13 168L14 171L10 173V171H8V168H10L13 164L10 166V164H9L10 162H9V163H8ZM48 162H49V161H48ZM143 162H144V163H143ZM188 162H189V161H188ZM27 163H30V162H27ZM36 163H37V162H36ZM45 163H46V162H45ZM190 163H192L191 160H190ZM190 163H189V164H190ZM251 163H252V162H251ZM259 163H260V162H259ZM46 164H47V163H46ZM159 164H160V163H159ZM211 164H212V163H211ZM260 164H261V163H260ZM23 165H24V164H23ZM40 165H41V164H40ZM54 165H55V164H54ZM150 165H151V164H150ZM155 165L157 166V164H155ZM167 165H169V164H167ZM167 165L164 164V166L161 165V167H159L160 165H158L157 167L155 166V167H156L155 171L158 170L157 168H159V170H160V169H165V172H166V175H167V176H166V178H165V182H164V184L166 185V190H167L168 199H171L172 202L177 201V202H181V204H182L183 202L191 201V202H192V206H193V207H192V208H193V211H194V210H195V211H196V210H197V211H208L209 208H208L207 205H209V204H208L209 202H212V201L218 202V201H219V200H217L218 198H216L214 195L209 196V195L207 194L208 196H204V195H201V194L196 193L198 190L195 192L196 189H194V188H197V186H198V184H199V183H198L199 181H196V179L193 180L194 178H192V177L190 178V176L188 177L187 174H186V175L184 174V172L176 174L175 170L172 169L173 167L170 165V166L172 167V168H171V167H169V166H167ZM6 166H7V168H6ZM8 166H9V167H8ZM27 166H28V165H27ZM30 166H31V165H30ZM37 166H38V165H37ZM45 166H46V165H45ZM190 166H191V165H190ZM20 168H21V167H20ZM47 168H48V167H47ZM82 168H81V169H82ZM30 169L33 170L34 168L32 169V167H30ZM36 169H37V168H36ZM36 169H34V170H36ZM58 169H59V168H58ZM134 169H135V168H134ZM205 169H206V168H205ZM205 169H204V170H205ZM5 170H7V171H8V172H9L14 178L16 177L17 181L15 180V182H13V181H14V178H13V181H12V178L10 177L11 175L8 176V175H7L8 172L6 171V172H7V173H6V176H8V178H11V179L9 180V179L5 176V173H4ZM9 170L12 171L11 168H10ZM34 170H33V171H34ZM33 171H32V172L29 171L30 173H32L31 175H34ZM133 171H134V170H133ZM129 172L131 173V171H129ZM141 172H142V171H141ZM158 172H159V171H158ZM163 172H164V171H163ZM165 172H164V173H165ZM2 173H4L3 178L5 177L8 181H5L6 179H5V180L2 179ZM9 173H8V174H9ZM26 173H27V172H26ZM30 173H27V174H29V175H27L28 177H29V176L31 177ZM35 173H36V172H35ZM87 173H88V174H87ZM89 173H91L92 175H90ZM126 173H128V172H126ZM155 173H156V172H155ZM85 174H86L88 177H86ZM128 174H129V173H128ZM158 174H159V173H157L156 175H158ZM22 175H23L22 178H24L23 181L25 180V182H23V185H20V184H18V183H19V182H18V179H19V177L22 176ZM77 175H78V174H77ZM209 175H210V174H209ZM40 176H41V175H40ZM83 176H85V177H83ZM129 176H130V175H129ZM33 177H34V176H33ZM78 177H80V176H78ZM20 178H21V177H20ZM81 178H80L79 180H81ZM85 178H88V179L86 180ZM120 178H121V179H120ZM84 179H85V181H84ZM93 179H91V180H93ZM132 179H133V177H132ZM20 180H21V179H20ZM42 180H44V179L41 178V181H42ZM45 180H46V179H45ZM68 180H69V179H68ZM77 180H78V179H77ZM79 180H78V181H79ZM89 180H90V179H89ZM94 180H93V181H94ZM3 181H5V182H3ZM48 181H49V180H48ZM75 181H76V180H75ZM93 181H92V182H93ZM117 181H118V180H117ZM117 181H116V182H117ZM134 181H136V180H134ZM162 181H163V180H162ZM17 182H18V183H17ZM20 182H21V181H20ZM29 182H30V180H29ZM42 182H43V181H42ZM51 182H52V181H51ZM69 182H70V181H69ZM92 182H91V183H92ZM116 182H115L116 185L114 184L115 186L118 185V184H117L118 182H117V183H116ZM136 182H137V181H136ZM31 183H32V182H31ZM46 183H48L47 180H46ZM49 183H50V182H49ZM78 183H79V182H78ZM107 183H109V184H107ZM40 184H41V182H40ZM85 184H86V183H85ZM85 184H84V186H85ZM112 184H111V185H112ZM120 184H121V185H120L121 187H126V186H127V184H126V186H125V183L123 184V182H121ZM27 185H28V186H27ZM44 185L47 186V185H49V184H45V182H44ZM76 185H78V184H76ZM79 185H81V184H79ZM111 185H110V186H111ZM52 186H53V185H52ZM72 186H74V183H72ZM118 186H119V185H118ZM120 186H119V187H120ZM77 187H78V186H77ZM103 187H104V186H103ZM105 187H106V186H105ZM112 187H114V186L112 185ZM127 187H129V186H127ZM260 187H261V186H260ZM19 188H24V190H25V189H30V190L32 189V190H33V194H35L34 197H33L34 199L32 198V195H33V194H32V190H31V194H30L29 192L27 193V192L25 191L26 194H30V195H31V197L29 198L30 200L28 199L29 201L26 200L27 197H26V199H24V200H23V199H20L19 197L22 198V195H23L24 191H23V193L20 195L18 190H21V189H19ZM54 188H55V187H54ZM110 188H111V187H110ZM133 188H134V187H133ZM199 188H200V187H199ZM42 189H43V188H42ZM46 189H47V188H46ZM56 189H57V188H56ZM1 190H2V191H1ZM30 190H29V191H30ZM38 190H39V189H38ZM123 190H124V189H123ZM45 191H46V190H45ZM76 191H77V190H76ZM133 191H134V190H133ZM136 191H137V190H136ZM16 192H17L20 196H17L18 194H17ZM46 192H47V191H46ZM53 192H54V191H53ZM25 193H24V194H25ZM56 193H57V192H56ZM128 193H129V192H128ZM16 194H17V195H16ZM42 194H43V195H42ZM74 194H76V193H74ZM131 194H132V193H131ZM131 194H129V195H131ZM209 194H210V193H209ZM229 194H230V193H229ZM51 195H52V194H51ZM54 195H55V194H54ZM72 195H73V196H72ZM82 195H83V194H82ZM134 195H136V194H135V191H134V194L131 195V196H134ZM146 195H147V194H146ZM146 195H145V196H146ZM36 196H37V198L39 199L40 202L37 201L38 199L36 200ZM44 196H45V197H44ZM47 196H49V197H47ZM131 196H130V197H131ZM147 196H148V195H147ZM28 197H29V196H28ZM42 197H43V198H42ZM74 197H75L76 199H75ZM91 197H92V196H91ZM17 198L20 199V200H22V204H21V202L16 201ZM23 198H24V197H23ZM83 198H84V196L82 197V199H83ZM31 199H32V200H31ZM74 199H75V200H74ZM101 199H102V198H100V197H99V199H93V201L96 200L95 203H94V205H96V204H98L97 206H99V205H103L102 207H101V206L99 207V208H100L99 210L97 209V211H99V213H100V210H102V213H103V209L105 208V209H107V210H110V211H107V212H108V213L111 212L112 214H114V217H115V216H119V215H120V216H119V219L122 217V216H121L122 213H121V214H118V213L120 212V210L122 211L124 208L121 209V208L118 206V205H119V204H118L119 202H118L117 205H116V204H114V203L112 202V199H111V200H108V201H106L105 199H102V200H101ZM147 199H148V198H147ZM83 200H84V199H83ZM103 200H105L107 203H106L105 201H103ZM121 200H122V199H121ZM148 200H149V199H148ZM148 200H147V202H148ZM220 200H222V199H220ZM252 200H253V199H252ZM93 201H92V202H93ZM122 201H123V200H122ZM136 201H137V200H136ZM138 201H139V200H138ZM18 202H19L20 204H19ZM23 202L25 203V205L23 204ZM26 202H27V203H26ZM102 202H103V204H102ZM115 202H116V201H115ZM126 202H127V201H126ZM130 202H131V201H130ZM246 202H247V201H246ZM39 203H41V204H39ZM76 203H77V202H76ZM110 203H112V204L115 206L116 209H117V208H118V209L120 208V209L118 210L119 212H117V215H116V211H115L114 206L111 205ZM235 203H236V202L233 203V201H229V202H227V204H226L225 206H223V209H221V207H220V210H222V211L219 210V211H218V214H217V212L214 213L215 217L218 216V217H216V219L218 220L217 222H219V220H220V222H221V221H224L225 218H226V220H227V216H228L227 214H230V213H231V214H234V213L237 214V212L240 213L242 210L244 211V212L242 211L243 214H244L245 211H246V209H247V210H248V208H249V209H252V208L248 207V206L246 205L245 202H242V201H241L240 203H243V204H242V205H239V206H238L237 204L235 205ZM238 203H239V202H238ZM240 203H239V204H240ZM58 204H59V203H58ZM58 204H56L55 208L58 207ZM60 204H59V205H60ZM71 204H72V203H71ZM71 204H70V205H71ZM74 204H75V203H74ZM77 204H78V203H77ZM80 204H81V203H80ZM80 204H79V205H80ZM140 204H141V203H140ZM244 204H245V207L243 206ZM38 205H37V210H38V211H37L36 213L39 214V210L42 211L40 208H42V206H44L45 204H43L41 207H39V209H38ZM53 205H54V206H53ZM70 205H69V206H70ZM81 205H82V204H81ZM81 205H80V210H81ZM83 205H84V204H83ZM92 205H93V204H92ZM125 205H126V204H125ZM149 205H150V204H149ZM250 205H251V204H250ZM64 206H66V207L69 208V206H67V205H64ZM73 206H74V205H73ZM73 206H70V207H71L70 209H72ZM76 206H77V205H76ZM85 206H86V205H85ZM111 206H112V207H111ZM117 206H118V207H117ZM127 206H128V205H127ZM138 206H139V205H136L135 207L137 208ZM44 207H45V206H44ZM44 207H43V208H44ZM60 207H61V206H60ZM95 207H96V206H95ZM103 207H104V208H103ZM211 207H212V205L210 206V208H211ZM224 207H225V208H224ZM246 207H247V208H246ZM252 207H253V206H252ZM22 208H23V209H22ZM45 208H47V207H45ZM50 208H51V207H49V209L47 208L48 211H50ZM55 208H54V210H55ZM77 208H78V207H77ZM85 208H86V210L88 209L87 206L84 207V209L82 208V209H83V212H81L82 215H84L85 212H86ZM89 208H91V205L89 206ZM96 208H97V207H96ZM102 208H103V209H102ZM111 208H114V209H113V210H114L113 212L111 211ZM136 208H135V209H134V208L131 209V210H130L131 213H129V211H127V212L125 213L126 215L124 214L125 211H122V212H123V215L127 216L128 213H129L130 215H129V217H125L126 219H125V218L123 219V217H122L121 220H120V222H118V220H117L118 218L116 219V217H115V218L112 217V218L109 219V216H110L111 213L108 214L107 212L105 213V214L107 215V217H105L104 219L107 218L108 221L111 220V219H112L111 221H114V219L116 220L117 223L114 221V222H115V223H114L115 225L113 224V222H110V221H109V223H111V224L114 225V227H115V230H114V231L117 232V234H118L119 236L122 235L124 232H126L127 229L129 230L130 226H134V224H135L134 222H136V221H137L136 224L139 225V227H141V226L143 225V226H144L143 228H145V225L143 224V223H144V217H143V214H142V213H144L145 210L141 213L140 210H138L139 207H138L137 209H136ZM145 208H146V206H145ZM217 208H218V207H217ZM30 209H28L27 212H29ZM70 209H69V210H70ZM92 209H94V208H92ZM92 209H89V210L92 211ZM105 209H104V211H106ZM218 209H219V208H218ZM21 210H22V211H21ZM44 210H45V209H44ZM69 210H68V211H69ZM77 210H78V209H77ZM77 210H76V212H77ZM84 210H85V212H84ZM210 210H211V209H210ZM215 210H216V209H215ZM236 210H237V211H236ZM254 210H255V209H254ZM254 210H253V211H254ZM259 210H260V209H259ZM31 211L35 212L34 210H31ZM48 211H47V212H48ZM52 211H53V210H52ZM55 211H56V210H55ZM58 211H59V210H58ZM65 211H66V210H65ZM81 211H82V210H81ZM97 211H96V212H97ZM216 211H217V210H216ZM235 211H236V212H235ZM250 211L252 212V210H250ZM250 211L248 210V212L246 211V213H249V214H250V213H251ZM42 212H43V211H42ZM69 212H71V211H69ZM92 212H93V211H92ZM114 212H115V213H114ZM213 212H215V211H213ZM89 213H90V212H89ZM89 213L87 212V214H85V216L88 215L87 218H88L89 216H91V215H89ZM102 213H101V215H102ZM205 213H206V212H205ZM208 213H209V212H208ZM0 214H1V213H0ZM16 214H15V215H16ZM25 214H26V211H25ZM41 214H42V213H41ZM43 214H44V213H43ZM64 214H65V213H64ZM68 214H69V213H68ZM71 214H72V213H71ZM112 214H111V216H113ZM146 214H147V213H146ZM149 214H150V213H149ZM216 214H217V215H216ZM249 214H248V216H250ZM17 215L14 217V220H15V223H16V224L14 223V226H15V225H16V226L19 225V226L21 227L20 224H21V222L23 221L22 219H24V221H25V217L27 216V214L25 215L24 218L22 217L24 214H22V216L20 217V219H21L22 221H21L19 218H16V217H19V216H17ZM36 215H37V214H36ZM108 215H109V216H108ZM226 215H227V216H226ZM241 215H242V214H241ZM245 215H247V214H245ZM253 215H254V214H253ZM258 215H259V214H258ZM40 216H41V215H40ZM49 216H50V214H49ZM52 216H53V214H52ZM62 216H63V215H62ZM85 216H83V218H82V217H81V218L84 219ZM93 216H94V215H93ZM225 216H226V217H225ZM229 216H230V215H229ZM234 216H235V214L233 215V217H234ZM38 217H39V216H38ZM43 217H44V216H43ZM68 217H69V216H68ZM77 217H78V216H77ZM99 217L102 218L103 216H102V217L99 216ZM99 217H98V218H99ZM9 218H10V219H9ZM26 218H27V217H26ZM28 218H29V216H28ZM62 218H63V217H62ZM93 218L95 219V223L93 224V222L90 220L89 222H90L91 225H88V223H87L88 221L86 220V218H85V221H84V220H82V221L79 220V221H80V222L78 221L79 223H76L77 220H76V222H75V220H74L73 222H74L75 224H73V223L69 224V223H70V222H69V219H68V222L66 221L67 223H66V222H62V220H61V218H60V220H59V222L61 221L60 226H58V225H59L58 222H56V224H58V225H54L55 222H54V220L52 221V222H54V223H53V227H54V226H55V227L58 226V228H60V229H58V228L56 227V230H57V231H58V230H59V231L61 230V232H62V231L64 232L65 230H66V231L69 230V231H71V233H73V234H72L73 239L71 238L72 236L70 235L71 237H70L69 239H70V240L72 239V241H70V240L68 239L70 242H69V246L67 245V246H68V248H67V251H68V252H67V258H68V259H67V260H68L71 264H105L106 262H108V263H106V264H111V263H113L112 261H114L113 259L115 258V257H114L115 255L112 253L113 251H110V250H111V249H110V250H109L110 253H111V254H110L109 251H108V249H104L105 247L102 246L105 242H104L103 244H100V243H102L103 241L100 242V243H98L99 241H98V240H97L98 242L95 241L94 238H93V236H92V238H89V237H88L90 234L92 235V233H94V231H95L96 229H99V228H98V225H99L100 227L102 226V225H101L102 223H100V221H98V219L95 218V216H94ZM230 218H231V217H230ZM17 219L20 220L19 223L16 222V221H18ZM31 219H32V218H31ZM77 219H78V218H77ZM79 219H80V218H79ZM96 219H97V220H96ZM104 219L102 218V220H101V219H100V220L103 221ZM172 219H173V218H172ZM14 220H13V221H14ZM27 220H28V219H27ZM48 220H49V219H48ZM92 220H93V219H92ZM145 220H146V219H145ZM170 220H171V219H170ZM173 220H174V219H173ZM4 221H3L2 223H4ZM33 221H34V220H33ZM57 221H58V220H57ZM96 221L99 222V223L97 224ZM108 221H106V225H107V226L105 225L106 227H108V226L110 225V224H109V225L107 224ZM132 221H134V222H132ZM175 221H176V220H175ZM6 222H5V223H6ZM138 222H139L140 224H139ZM141 222H142V223H141ZM148 222H150V221H148ZM184 222H185V221H184ZM242 222H243V219H242ZM2 223H1V220H0V228L2 229V231H0L1 233H3V230H4L3 228L8 227V226H5V225L2 226ZM17 223H18V225H17ZM24 223H25V222H24ZM50 223H51V222H50ZM132 223H133V224H132ZM146 223H147V222H146ZM195 223H196V222H195ZM195 223H194V224H195ZM227 223H228V222H227ZM227 223H226V224H227ZM229 223H230V222H229ZM22 224H23V223H22ZM34 224H35V223H34ZM44 224H45V223H44ZM48 224H49V223H48ZM136 224H135V225H136ZM141 224H142V225H141ZM156 224H158V223H156ZM24 225H25V224H24ZM26 225H27V224H26ZM30 225H31V223L28 224V226L31 227V228L33 227V228H32V229H33L32 231H35V230H34V226H33V225L30 226ZM96 225H97V226H96ZM184 225H186V224L184 223ZM1 226H2V227H1ZM14 226H13V227H14ZM16 226H15V227H16ZM28 226H27V228H29ZM105 226H104V227H105ZM111 226H112V225H110V228H106V230H107V229H110V233H111V234L113 233V235H114V231H111L114 227L111 228ZM149 226H151L149 223L146 224V229L149 230V229L151 228V227L149 228ZM156 226H157V225H156ZM39 227H40V226H39ZM43 227H45V226H43ZM53 227H52V228H53ZM96 227H97V228H96ZM102 227H103V226H102ZM102 227H101V228H102ZM104 227H103V228H104ZM183 227H184V226H183ZM18 228H19V227H18ZM23 228H24V227H23ZM27 228H26V229H27ZM41 228H42V227H41ZM41 228H39V229H41ZM46 228H47V227H45V229H46ZM52 228H49V230H51ZM101 228H100V229H101ZM134 228H135V227H134ZM158 228H159V227H158ZM11 229H12V228H11ZM29 229H30V228H29ZM37 229H38V228H36V230H37ZM39 229H38V230H39ZM47 229H48V228H47ZM47 229H46V231H43V232H45V234H46L45 239L43 240V243H45V240H46V244L49 246L48 243H50V244L52 243V244H53L54 241L51 239V238H53V234L50 236L51 233H46V232H47ZM94 229H95V230H94ZM100 229H99V230H100ZM125 229H126V230H125ZM165 229H166V228H165ZM242 229H244V228H242ZM6 230H7V229H6ZM8 230H10V229H8ZM14 230H15V229H14ZM53 230H55V228H54ZM53 230H52V232H53ZM90 230H91V231H90ZM92 230H93V231H92ZM99 230L96 231V235L98 234L97 232H98ZM102 230H103V229H102ZM104 230H105V229H104ZM123 230H125V231H123ZM128 230H127V231H128ZM163 230H164V228H163ZM215 230H216V229H215ZM239 230H240V229H239ZM41 231H42V230H41ZM57 231H56V232H57ZM69 231H68V232H69ZM89 231H90L91 233H90ZM108 231H109V230H108ZM134 231H136V230H134ZM150 231H151L150 233L154 234L155 237L158 236L159 233H160V232L158 231V229H156V228L153 227V226H152V230L150 229ZM164 231H165V230H164ZM208 231H209V230H208ZM208 231H207V234L205 233L204 244H203L202 249H201L200 252H197V251L195 250V248H194L190 243L187 242L186 237H185L186 234L184 233L185 235H182L183 232L180 233V232H181L180 230H179V233H180L179 237H178V234H179V233H177V236H174V235H173V236L175 237V240H176V241H174V239H173V241L175 242V244H173V243H172V244L168 243L167 238L165 239V238L162 236L164 233H163V234L160 233V237L162 236V238H164L165 241L167 240L166 243L170 244L171 248H170L167 244H166V245H163L164 241H162V244L159 245L160 247H158V248L160 249L159 251L161 252V255H160V257H159V259H158V261H157V264H171V263H172V264H203V263H201L200 261L204 262L205 257H206L207 259H210V260L213 259V260L215 261V262H214V261H213V262L216 263V264H224L223 262H224L226 259H227V261H228L229 259L231 260V258H232L233 260H234V258H236V260H237V258L240 256L239 253H241V252L238 251V252H239V253H238L237 251L232 250L231 247H230V250H229V248H228V247H229L228 243L226 244L225 247H221V248L219 247V249H218V248H217V249H214L215 246H213V249H214V250H212V248H209V247H211V246L209 245L208 240L215 238V237H216V236H215L216 234H215V232H213L215 235L212 234L211 231H209V232H211V234H209ZM247 231H248V233H247ZM247 231H245V232H243V233H245V234H246V233L249 234V236H247V237L250 238V240H251L252 238H256V239L259 238V239H262V240L264 241V231H261V230H259V229H255V228L249 229V230H247ZM12 232H13V231H12ZM30 232H31V231H30ZM63 232H62V233H63ZM100 232H101V231H100ZM120 232H122V234H121ZM171 232H172V231H171ZM217 232H218V231H217ZM219 232H220V231H219ZM239 232H241V231H239ZM6 233H8V234H7V236H8V235H9V231L6 232ZM22 233H23V232H22ZM25 233H26V232H25ZM25 233H24V235H25ZM35 233H36V231H35ZM59 233H60V232H59ZM69 233H70V232H69ZM88 233H89V234H88ZM104 233H105V232L102 231V232L99 233V234H101V236H102V234L104 235ZM106 233H107V232H106ZM108 233H109V232H108ZM141 233H143V232H141ZM150 233H149V234H150ZM260 233L263 234V236H262L261 238L258 236V235H260ZM42 234H43V233H42ZM47 234H48V235H47ZM87 234H88V235H87ZM111 234H110V235H111ZM115 234H116V233H115ZM143 234H144V233H143ZM149 234H148V235H149ZM161 234H162V235H161ZM166 234H167V232H166ZM168 234H169V233H168ZM168 234H167V235H168ZM217 234H218V233H217ZM232 234H233V233H232ZM247 234H246V235H247ZM3 235H4V234H3ZM3 235H2V238L0 237V246H3V247L0 248V250H2L3 248H5L4 245L6 246V245L8 244V239H9V238H7L6 234H5V236H4L5 238L3 237ZM59 235H60V234H59ZM81 235L84 236V237H82ZM108 235H109V234L104 235L105 237L103 236V239H104V238H105V239H109L111 236L108 238V237H107ZM219 235H220V234H219ZM236 235H237V234H236ZM239 235H240V234H239ZM54 236H55V235H54ZM68 236H69V235H68ZM79 236L81 237L82 240H83L86 236H87L86 238H89V240H88V243H89L88 248H89V249H88L87 251H85L84 253H82V252L80 253V251L78 252V251L76 250V248H74V250H69L70 244H71V247H72L73 243L75 244V242H76L78 239H80ZM99 236H100V235H99ZM114 236H117V235H114ZM114 236H113V237H114ZM119 236H117V237H119ZM133 236H134V235H133ZM154 236H153V237H154ZM164 236L166 237V235H164ZM168 236H169V235H168ZM24 237H25V236H24ZM94 237H97V236H94ZM106 237H107V238H106ZM149 237H150V236H149ZM160 237L158 236V239L162 240ZM169 237H171V235H170ZM169 237H168V238H169ZM221 237H222V236H221ZM235 237H236V239H237V236H235ZM239 237H240V236H239ZM241 237H242V236H241ZM11 238H12V237H11ZM42 238H43V237H42ZM86 238H85V240H86ZM111 238H112V237H111ZM146 238H147V237H145V239H146ZM156 238H157V237H156ZM177 238H178V239H177ZM217 238H218V236H217ZM19 239H20V238H19ZM53 239H54V238H53ZM81 239L79 240L80 242L82 241ZM90 239H91V240H90ZM128 239H129V238H128ZM134 239H135V238H134ZM222 239H223V238H222ZM244 239H245V238H244ZM256 239H255V242L257 241ZM259 239H258V240H259ZM47 240H48V242H47ZM66 240H67V239H66ZM68 240H67V241H68ZM116 240H118V239H116ZM177 240H178V241H177ZM240 240H241V239H240ZM240 240L238 239L239 242H240ZM253 240H254V239H253ZM51 241H52V242H51ZM56 241H57V240H56ZM62 241H63V240H62ZM89 241H90V242H89ZM109 241H110V240H109ZM109 241H108V242H109ZM111 241H112V240H111ZM147 241H148V240H147ZM173 241H172V242H173ZM232 241L234 242V240H232ZM242 241H243V238H242ZM245 241H247V240L245 239ZM263 241H262V247L264 246V245H263V244H264ZM9 242H10V240H9ZM57 242H58V243H57V245H58V244H59V241H57ZM64 242H65V241H64ZM77 242H78V241H77ZM83 242H86V241H83ZM118 242H119V241H118ZM132 242H133V241H132ZM154 242H155V241H154ZM169 242H171V241L169 240ZM230 242H231V241H230ZM233 242H231V243H233ZM250 242H251V241H250ZM258 242H259V241H258ZM11 243H12V241H11ZM60 243H61V242H60ZM67 243H68V242H67ZM67 243H66V244H67ZM109 243H110V242H109ZM123 243H124V242H123ZM127 243H129V242H127ZM133 243H134V242H133ZM140 243H141V242H140ZM140 243H139V244H140ZM144 243H146V242H144ZM244 243H245V242H244ZM246 243H247V244H246ZM246 243H245V245H247V246L249 247V245H248L249 241H247ZM260 243H261V241H260ZM46 244H45L44 246L47 247ZM66 244H65V245H66ZM234 244H235V243H233V245H234ZM240 244H243V243H236L234 246L236 247L237 245L239 246ZM255 244H256V243H255ZM258 244H259V243H257V245H258ZM61 245H62V243H61ZM85 245H88L87 242L85 243ZM112 245H113V244H111V245H109V246H111V248H112ZM116 245H117V244H116ZM121 245H122V244H121ZM131 245H132V244H131ZM135 245H136V244H135ZM149 245H150V244H149ZM172 245H174L173 249H172ZM245 245H242V246L244 247ZM250 245H251V244H250ZM259 245H260V244H259ZM67 246H65V248H66ZM104 246H105V245H104ZM117 246H119V245H117ZM128 246H129V245H128ZM132 246H133V245H132ZM227 246H228V247H227ZM231 246H232V245H231ZM242 246H239V247H237L236 249H239V248L242 247ZM247 246H246V247H247ZM6 247H7V246H6ZM42 247H43V246H42ZM42 247H41V248H42ZM46 247H45V249H47ZM62 247H63V246H62ZM71 247H70V248H71ZM75 247H76V245H75ZM123 247H124V246H123ZM139 247H140V246H139ZM216 247H217V246H216ZM243 247H242V248H243ZM248 247H247V248H248ZM41 248H40V249H41ZM43 248H44V247H43ZM72 248H73V247H72ZM72 248H71V249H72ZM113 248H114V247H113ZM113 248H112V249H113ZM116 248H117V247H116ZM169 248H170V249H169ZM232 248H233V247H232ZM247 248H246V249L243 248V249L245 250V251H243L244 253H245L246 251H248L249 248H250V251L253 249V248L251 249V247H249L248 250H247ZM259 248H260V247H259ZM40 249H39L38 253H41V256H42L43 254H46V255H47V256H46V255L43 256V257H44V261L46 260L45 258L50 257V258H48V260L51 259L50 262L53 263V260L56 258V257H55V254H53V253H54V250L51 251V253H50V251H48V250H44V249H43L44 251L42 252V250H40ZM122 249H123V248H122ZM128 249H129V248H128ZM171 249H172V250H171ZM208 249H209V252H208ZM256 249H258V247H256ZM3 250H6V249H3ZM130 250H131V249H130ZM239 250H242V249H239ZM259 250H261V248H260ZM262 250H263V249H262ZM40 251H41V252H40ZM45 251H46V252H45ZM65 251H66V249H65ZM83 251H84V250H83ZM116 251H117V250H116ZM126 251H127V250H126ZM131 251H132V250H131ZM229 251H230V252H229ZM233 251H234V252H233ZM253 251H255V250L253 249ZM35 252H36V251H35ZM35 252H34V254H35ZM44 252H45V253H44ZM47 252H48V253H47ZM122 252H123V251H122ZM141 252H142V251H141ZM160 252H159V253H160ZM261 252H262V251H261ZM38 253H37V254H38ZM42 253H43V254H42ZM115 253H116V252H115ZM124 253H125V252H124ZM232 253H233V255L231 256ZM250 253H251V252H250ZM49 254H51V255L53 254L54 256H51V255H49ZM134 254H135V253H134ZM168 254H169L170 256H168ZM247 254L249 255L248 252H247ZM38 255H39V254H38ZM112 255H113V256H112ZM124 255H125V254H124ZM243 255H244V254H243ZM94 256H96V257H94ZM229 256H231V257H229ZM250 256H251V254H250ZM43 257H40V258L43 259ZM61 257H62V256H61ZM91 257H92V261H90V258H91ZM128 257H129V256H128ZM169 257H170V258H169ZM203 257H204V258H203ZM233 257H234V258H233ZM242 257H244V256H242ZM40 258H39V256H38V259H39L38 261H39V262L42 261V260H40ZM52 258H53V259H52ZM95 258H96V262H95V260H93V259H95ZM110 258H113V259H110ZM119 258H120V257H119ZM130 258H131V256H130ZM130 258H128V259H130ZM139 258H140V257H139ZM199 258H201L200 261L198 260ZM202 258H203V259H202ZM239 258H240V257H239ZM109 259H110V260H109ZM27 260H29L27 257H22V258L18 259V260L16 261L15 264H27ZM56 260H57V259H56ZM111 260H112V261H111ZM117 260H118V259H117ZM117 260H116V261H117ZM205 260H206V259H205ZM238 260H239V259H238ZM256 260H257V259H256ZM68 261H67V262H68ZM93 261H94V262H93ZM110 261H111V263H110ZM231 261H232V260H231ZM231 261H228V262H231ZM241 261H244V260H242V258H240V263H242ZM39 262H37V264H39ZM69 262H68V264H69ZM138 262H139V261H138ZM211 262H212V261H209V262L207 263V260H206L204 263H206V264H211ZM246 262H247V261H246ZM250 262H251V261L247 262L246 264H248V263H250ZM258 262H259V261H258ZM13 263H14V262H13ZM43 263H44V262H43ZM214 263H213V264H214ZM225 263H226V261H225ZM231 263H232V262H231ZM251 263H253V262H251ZM131 264H132V263H131ZM135 264H137V263H135ZM253 264H254V263H253Z\"/></svg>",
  "mask_w": 264,
  "mask_h": 264
}]
</instances>
